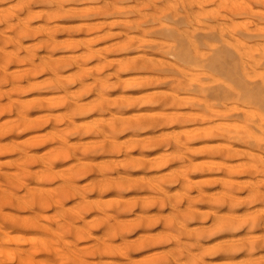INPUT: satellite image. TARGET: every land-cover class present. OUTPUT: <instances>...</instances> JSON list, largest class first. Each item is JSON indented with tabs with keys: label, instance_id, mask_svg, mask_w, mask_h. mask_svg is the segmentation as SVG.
I'll use <instances>...</instances> for the list:
<instances>
[{
	"label": "rangeland",
	"instance_id": "rangeland-1",
	"mask_svg": "<svg viewBox=\"0 0 264 264\" xmlns=\"http://www.w3.org/2000/svg\"><path fill=\"white\" fill-rule=\"evenodd\" d=\"M11 1H12V0H6V1H5V0H0V2L2 3V4H0V12H1V13L3 12V15H2L3 18H8V16L4 17L5 14H8V13H9L10 15H13V16H9V19H10V17H11V19H12V21L10 20L11 22H10V21H7V20H9V19H6V21L3 20L2 17H1V15H0V27H2V26H4V25H8V24L11 25L12 22H13V24L16 26V27H15L14 25H11V26H12V29L10 28L11 26H9V25H8L9 29H7L8 27L6 28V26L2 27V28H4V30H5V28H6L5 32L3 31V29H1L2 31L0 30V42H1V43H0V44H1V45H0V53H1V55H0V60H2V62H3V65H1L2 62L0 61V62H1V63H0V76H1V77H0V86H1V87H0V96H1V97H0V104H2V106H1L0 108H2L6 103L9 104V106L12 107V108H11V107H7V105H6L5 107H6V109L9 108L8 110L3 111V110L5 109V107H3L4 109L0 110V112H5V113H0V121H1V122H0V133L3 134V135L0 134V183H1L0 188L3 187V188L0 189V191H2V190L5 188V190L2 191V194H0V210L3 209V210L0 211V212H1V214H0V225H1L0 229L2 228V225L5 226V227H6V230H7V232H8V234H9V236H7V238H6V236L3 237V239H7L6 241H4L3 239H0V241H4V242L6 243V244H3V242L0 243V244L2 245V248H1V249H2L1 251H2V252L0 251V253L3 254V255H5L6 258L9 257L8 259L5 258V259H6V261H5L3 255L0 254V257L2 256L3 259H4V262H6V263H4V264H18L19 262H20V263L25 262L24 264H42V263H43V264H45V263H46V264H53V259H54V258L57 259V257H58L57 254H58V252L60 251L61 247L64 248V251H63V252H65V251L70 252L69 249H71V252H72V251L74 250V248H70V247L65 248V247H67V246H71V245H72V247H73V245H74L73 243H75V245H77V247L74 245V246L76 247L75 249H77V250H82L81 253H80V251H77V250H76L77 252L73 251L74 253H76V255L78 254L77 256L75 255V259H77L78 261L80 260L79 262H77V260H76V263H75V260L72 259V260H74V263H75V264H79V263L82 262V261H83L82 263H84V264H89V263H90V264H93L94 262L96 263V262L98 261L97 259L100 258V256H98V255H103V256H101V258L99 259L100 261L97 262L98 264H99V262H100V264H101L102 262H104V261L102 260V258L107 259V260L105 261V262H107V264H108L109 260H110V262H111V260L113 261V262H111V263H109V264H113V263H115V264H116V263L119 264L120 261H123V262L125 261L124 263L130 264V261H129V260H131L132 258L135 259L136 261L132 259L131 263H132L133 261H135V262L138 261L140 264H141V263L144 264V262H146V261L150 258V257H148L149 255H147V254H149V253H147L146 251H148V252H151V251H152L151 254H154L153 256H156L157 254H159V252H158V250H156L155 252H156L157 254L155 255L154 250H155V249H159V248H160V249L162 248L163 250L165 249V250H166L165 253H166V252L169 253V254L166 253V255H165V257H166V256H169V257L165 258L164 255H163V252H164V251H163L162 249H161V250L159 249L160 254L158 255L159 257L162 255L161 257H164L166 261H167V260H168V261L170 260L171 262L169 261L168 264H171V263H172V264H174V263H175V264H179V263L183 260V258H184V256H185L184 254H189V255H186V257H188V256H190L191 253H194V252H191L192 249H193L194 251L200 253V256L197 255L199 258H197V256L195 257L196 252H195L194 254H191L192 256H194V258H196L195 261L193 260L194 258H192V257L190 256V257L192 258V259L190 258L191 261L193 260V261L195 262V264L198 263V262L203 263V264H204V263H206V264H211V263H212L211 260H213V259L216 261L214 264H220L221 262H222L221 264H228V263L231 264V262H232V264H233V263H234L233 260H234V261H237V263H239L240 261H242V260L244 261L246 258H248V257H246V256H249V255H250V256H249L248 260H251V261H252L253 259H255V258H256V259L260 258V257L264 254V248H262V247H264V240H263V243L261 242V241H262L261 239L264 238V235H263V234H260V233L264 230V223L262 224V222L264 221V220H263V219H264V210L261 209V211H260V210L258 211L257 209L262 208V207H261L262 205L264 206V201H263V200H264V192H262L263 194H262V193H260V194L258 193V192H259V189H260L259 187L262 188L261 191H264V189H263V188H264V184H263V185H260V184H261V183H260V184L256 185L255 182H258V181H259V182L264 183V180H262V179L264 178V177H263L264 174H263V172H261V171H260L261 173L259 174V173H258V169L255 171L254 169H256V168H254V167H257V168L259 167L260 170L264 171V167H263L264 163H261V162H264V154H263V153H264V150L262 149V150H263V151H262L261 149H258L259 147L262 148L261 145H263L264 142H259V143H260V144L258 143V145H260L259 147H258L257 143L255 142L256 145H257V148H255L256 146H255V143H254L253 141H252V142L254 143L253 146H255V147H250V146H252L253 143L250 144V145H247V144H249V142H244V140H247V138H244V140L242 139L243 137H245V136H242V133H244V134H245V133L248 134L247 131L245 132V128H244V130H241V129L239 128L241 133H238V135H239L240 137L242 136L241 141H243L245 144H244L243 142H242L243 144H241V143H240V140H238V141H237V140H234V139H235L234 137H231L232 140H231V138H229V139H230V140H229L228 137L226 138V136H223L224 138H223V137H220V136H218V137H214V138H209V137H208L209 139H208V138H205V137L203 138V136H202V138H199V137L201 136V134H204V133H205V136H207L206 131L209 132L210 129H211L212 131L215 130V129H214L215 127H216V129H218L217 127L220 126V123H221V122L219 123V125L217 124V122L221 121V120L224 119V118L217 120V122H216V124H215L216 126H214V128H211V127H209L210 125H206V124H208L209 122L211 123L212 120H207V121H206V120H201V122L196 121V120H199V119H200V116H199L198 119L196 118V120H195V117H197V116H198L197 114H199V113H197V112H195V113H197L196 116H194V115H193L194 117L192 116V114H195L193 111H194V110H195V111H198L197 109H200L201 107H200V108H199L198 106L195 107V106H194L193 104H191V103L189 104L190 106H187V105L185 106V105L182 103V101L179 100V103L181 102V104L183 105V107H182V105H179V104H178V102H177L178 99H177V98H176V101L174 100V101L177 102V103H173V102H172V104H174V105L178 104L177 107H176V106H175V107H172V106H171L172 104L169 103L168 100H170V99L172 98L171 95H174V97L177 96V95L175 94L174 90H173L174 93H172V91H171V89H173L172 87L176 88L177 84L179 83L178 86L180 87V89H179V87H177V89H175V90L178 91V92L176 91V93H178V94L181 92V93H180V95H181V94H183L182 92H185V91H186V90H184V91H183V90L180 91L182 88H183V89H184V88L186 89V87H188L187 90H190L189 87L193 89L195 85H194V86H192V85L189 86V85H187V83L184 82L185 79H182V78L180 79L179 77H181V76H177V77H178V81H179V80H181V81L178 82V83H176L175 86H174V83H172V82H174V81L176 82L177 77H176V76H175V77H174V76L172 77V74L174 73V72H173L174 70H172V68H173L174 66H176V67H174L173 69L176 68V70H177V68H178L177 66H179L181 63H179V65H176V64L174 65L173 63H175V61L177 62V64H178L179 61H177L175 58L173 59V58H172L173 56H172L170 53H167V55H164V54H166V52H168V50H169V49H168L169 47H168V48H165L166 46L170 45V46H171L170 48L173 47L172 44H170L172 40H173L172 43H174V46H175V45H179V42H181V44H182V41H183L184 38H183V37L180 38V37H179V34H178L179 32L182 31L181 29L186 28L185 30L182 31V32L184 33V31L188 30L189 27H191V28L194 30V27H195L194 25H196L197 28L199 27L198 25H200V27H201V25L207 26V25H205V24H207V23L204 22V21H203L202 23H200V24H199V23H196L197 20H199V19H197L196 16H198V15H196L195 13H197V14L200 13L199 16H202V15L205 16L203 11H202L203 14H202L201 12H199L198 10L196 11L197 7L200 9L201 4H202V6H201L202 8H203V6L205 7V9H206V8L209 9V7H211V8H210L211 10H213V7H214V6H216V7H214L215 9L217 8V6H218V7L220 6V8H218V10H219L220 13H218L219 15H217V17H216L215 15H213V17H212L211 15L209 16V17L212 18V19H209V22H211V20H212L211 23H213V24L215 25V29H214V30H213V29H210V30H211L210 32H211L212 35H208L210 32H209V33L206 32V31L209 29L208 27H207L208 29H206L205 32H204V30H205L206 27H204L203 32H201L200 29L202 30L203 26L199 29L200 32H199V31H196L197 29H196L195 32H194V33H196V36H197L198 38H201V39L206 38V40H207V38H209V40L207 41L206 47H204V46H205L204 43H203V44H202V43L200 44V46L202 45L201 47L199 46L201 49L204 50V52L206 51V53H209V55H210V52H209L208 50H206V49H209V50L211 49V47H210V45H209L208 43L210 42V39H212V38H213L214 40H215V38H216V41H218V43H219V41H220V42L222 41V40H221L222 37H223V41H225V39H226L227 37H229V39L227 38V41H228L227 46H228V44L231 45V43H232V45H233V44L235 43V42L233 43V41L230 42L229 40L232 39V40H234V41H237V38H238V37H239L240 40L242 39L243 42H244V39L246 38L245 41H246V40H247L246 42L249 41V42H248V43H249V46H250V45H251V46H254V45H256V44L258 45V43L261 42V41L264 39V37H262L263 39L260 38L262 35L264 36V29H262V28H264V27H263V26H264V21H263L264 19H262L261 16H258V17L261 18L262 20L259 19V18H257V17H255V13H257L259 9H262V11H264V5H258V3H256V1H253V2H252V0H250V1H251V3H250V1L248 2V1L246 0V3L248 2L249 5L252 4V5H251L252 7H257V5H258V7H257V11H255L256 8H252V11L255 12L253 15H252V14L246 15L245 13H241L240 11L238 12V10H234V5H235V7L238 6V5H240V3H238V5H236L237 2H238L239 0H237L236 2H234V3H236V4H231V3H233L232 1H235V0H230L231 3H230L229 0H227V1H229V2H227V4H228V3L230 4V5L228 4L229 6H228V5H225V4H226L225 0H220V1L225 5L224 7H223V6L221 7V4H222V3H220V4L218 5V3L220 2L219 0H217L218 2H217V1L215 2L214 0H213V2H210V3H212V5H213V3L215 4V5H213V6L209 3L210 0H209V1H208V0H205L207 4H206V3L203 4L205 1L202 0L203 2H201V0H199V2L201 3L200 5H199V2L197 3L198 0H197V1H196V0H191V1L189 0L190 2H192V3H191L192 6H190L189 1H186V0H184V3H183V0H182V2H179V1H181V0H176V1H174V0L171 1V0H170V2H172V3L175 2V5L173 4L175 7H179V6L181 7L182 4H185V7H186V4H187V8H189V9H184V8H185L184 5L182 6V7H184V8H182V7H181V9H180V7H179V9L177 8V10H180V12L185 11L186 14H187V12H188V17H187V15H186L184 12H183V13H184L183 15H185V16L181 15L182 13L180 14L179 11H177V10L175 11V8L172 9V8L170 7L171 9H169V8L167 7V8L169 9V10L167 9L168 11L171 10V14H177V15L180 17V18H178L177 15H176L177 17L174 16V15H172V17H173V16L175 17V18H172L171 15H170V16L168 15V17H167V14H170V12H168L167 10H165L166 7H165V9H164L163 7H160V8H157V7H156V5H157L159 2H160V3H159L160 6L163 5V4H164V6H165V4H166V3H165V2H166L165 0H157V1H156V0H152V2L154 1L153 3L150 2V0H148V1H149L148 3L150 4V6H148V7H149V9H151V11L148 9V7H145V6H147V5L145 4V3L147 2V0H146V1L144 0V2H143V0H141V1H140V0H127V1H131V2L133 1L132 3L134 4L135 7H136L135 3L137 4V2H138V4H137L138 7H139V4H140L141 2H142L141 4H143V3L145 4V5H144L145 10L143 9L144 7L140 4V9H138V7H137L136 9H134L135 12L132 10V9H133V4H132V6H131V5L129 4V3H131V2H128V4H129V5L131 6V8H132V9H131L129 5H126V4H125V3H127V1L125 2L124 0H121V1H120V0H117V1L114 0V2H112L113 0H110L111 3L109 2V0H106L107 2L104 1V0H103V1L101 0L102 2H97V0H96V1H95V0H91V1H90V0H83V1H82V0H79L80 3H79L77 0H73V1H75V2H72V0H63L62 3H61L62 0H61V1H60V0H55V1H54V0H53V1H52V0H50V1H48V0H47V1H46V0H42V1H40V2H38V0H33V1L31 0L33 3H34V1H35V5H34L31 1L27 0V3H28V2L30 3V4H29L30 6L27 5V7H28V6L30 7L29 10L26 9V8H27V7H26V4H27V3L25 2L26 0H24V2H25V5H24V6H23L24 3H22L23 1L20 0L19 3H18V2H15V1H17V0H13V2L16 3L15 5H18V4L20 5V4H21L20 7H18V9L20 8V9H19L20 11L16 8V6H15V5L13 4V2H11ZM43 1H44L45 3H44ZM59 1H60V2H59ZM87 1H89L90 3H88ZM92 1H93L94 3H92ZM98 1H99V0H98ZM122 1H123V2H122ZM161 1H162V2H161ZM163 1H164V3H163ZM177 1H178V4L176 5ZM194 1H195V2H194ZM207 1H208V2H207ZM41 2H43V3H41ZM48 2H49V4H48ZM52 2H54V3L57 2V4H55V5H58V3H59V4L61 3V4L58 5V7H57V6L54 5V3L52 4ZM76 2H77V4H79V5L82 4V6L85 5L84 8H83V7H82V8L80 7V11H79V10H78V8H79L78 6H79V5H74V4H76ZM82 2H85V3L83 4ZM96 2H97V5H95ZM103 2H104V3H103ZM108 2H109V3H108ZM119 2H121V3H119ZM134 2H135V3H134ZM155 2H157V3L155 4ZM170 2H167L166 6H168ZM240 2H241V0H240ZM254 2H255V3H254ZM263 2H264V0H263ZM38 3H39V5H38ZM40 3L43 5V7H42V5H41ZM50 3H51V4H50ZM63 3H64V4H63ZM68 3H70V4H68ZM71 3H72L75 7L72 8V7L70 6ZM98 3H99V4L102 3V4L99 5ZM118 3L121 4V5H123V6H124V5H126V6H125L124 9H123V6L119 5ZM172 3H171V4H172ZM188 3H189V6H190V7H188ZM195 3H197L198 5L195 4ZM216 3H217V5H216ZM5 4L7 5L6 9H5V6H1V5H5ZM10 4L12 5V8L10 7ZM32 4H33V5H32ZM44 4H45V5H44ZM67 4H68V5H67ZM115 4H117L118 7H116L117 5H115ZM149 4H148V5H149ZM152 4L155 5V6H153ZM193 4H194V5H193ZM209 4H210V6H209ZM223 4H222V5H223ZM52 5H54L53 11H52V8L49 7V6L53 7ZM64 5H66V6H64ZM73 5H72V6H73ZM87 5H88V6H91V7L88 8ZM92 5H93V6H92ZM94 5L96 6V10H97L98 8H99V9L102 8V9H100V10H101V11H104V12H103L101 15H100L99 13H97L98 11H100L99 9H98V11L95 12V10H94V9H95V8H94L95 6H94ZM173 5H171V6H173ZM232 5H233V7H232ZM253 5H255V6H253ZM13 6H14V7H13ZM21 6L23 7V9H26L27 12H26V11L24 12V10L21 8ZM32 6H35V7H32ZM69 6H70L71 9H70V8L68 9ZM98 6H99V7H98ZM103 6H104V8H105L106 10H109V9H110L109 12H112V11H111V8H114V9H116V10H115L113 13H115L116 11H117V12H121L122 10H126V11H122V12H129V11H130V13H127L126 16L124 15L125 13H124V14H123V13H119V14H122V15H119V14L116 13V15L114 14V16H113L112 13L110 14L108 11L106 12V10L103 8ZM106 6H107V7H106ZM111 6H112V7H111ZM141 6H142V7H141ZM174 6H173V7H174ZM194 6H195L196 9L191 10V8H194ZM259 6H260V7H259ZM261 6H262V7H261ZM1 7H2V8H1ZM24 7H25V8H24ZM41 7H42L43 9H42ZM45 7H47V10H46ZM77 7H78V8H77ZM85 7H87L88 9H86ZM126 7H129L130 10H127L128 8H126ZM158 7H159V5H158ZM231 7L233 8V11H232ZM3 8H4V9H3ZM9 8H11L12 10L14 9V10L16 11V13H13V12H15V11H14V10L12 11V10L9 9ZM15 8H16V9H15ZM32 8H33L34 10H35V9H36V10H39V8H40V11H41L42 13H39V14H40L41 17H40V16L38 17V15H37L38 12H40V11H38V12L34 11V13H32L33 11H32V12L30 11V10H33ZM44 8H45V9H44ZM66 8H67V9H66ZM107 8H109V9H107ZM141 8H142V10H141ZM154 8H155V9H156V8L158 9V10L156 9V13H157V11H159V9H161V8H162V10H160V11H163V9H164L165 11H167L168 13H166V12L164 13V11H163V13L166 14V15H164V14H163L162 12H160V11H159L160 13H157V14H160L161 16H162V14H163L164 16H166V19L168 18V20H169V18L171 17L170 21H169L168 23H166L168 20H165V18H164L163 16H162V17L160 16L161 18L159 17V20H161V21L158 22V21H159V20H158V17H157V20H156V18H155L156 16L154 15L155 11L152 12ZM221 8H223V9H221ZM224 8H225V10H224ZM49 9H50V10H49ZM57 9L59 10V11H58L59 14H55V11H56ZM72 9H73V10H72ZM81 9H82V11H84V10H86V11L81 13ZM117 9H118V10H117ZM119 9H121V10H119ZM137 9H138V10H137ZM147 9H148V10H147ZM155 9H154V10H155ZM208 9H207V10H208ZM228 9H229V10H228ZM235 9H236V8H235ZM3 10H4V11H3ZM17 10H18L19 12H17ZM21 10H22V12H21ZM42 10H43V11H42ZM45 10H46L47 13L45 12ZM61 10H63V11L65 12V14H63L64 12L62 13ZM67 10H68V11H69V10L71 11V12L69 11V13H70L71 15L67 12ZM76 10H78L79 12H76ZM90 10H94V12H93V11H90ZM131 10H132L134 13H136V14H134ZM136 10H137V11H136ZM146 10H147V11H146ZM172 10L175 11V12L172 13ZM186 10H187V11H186ZM190 10L192 11L191 14H192V13L195 14V20H194V17H192V15H189V14H190V13H189ZM226 10H227V11H226ZM5 11H7L8 13H7V12L5 13ZM11 11H12V12H11ZM28 11H30L29 13H32V14H29ZM74 11H75L76 13H78V14L73 13ZM139 11H141V12H139ZM195 11H196V12H195ZM200 11H201V10H200ZM236 11H237L238 13H240L241 15H240V14H236L237 16L232 15V14H233L232 12H236ZM259 11H261V10H259ZM10 12H11V13H10ZM35 12H36V13H35ZM49 12H50L51 14H50ZM52 12L54 13L53 15H52ZM66 12H67V13H66ZM88 12H89V13H88ZM131 12H132L135 16H134ZM138 12H139V13H138ZM142 12H146V13L143 14ZM147 12L150 13V14H147ZM222 12H224V13H222ZM230 12H231L232 14H231ZM237 12H236V13H237ZM4 13H5V14H4ZM12 13H13V14H12ZM21 13H25V15H24V14H21ZM27 13H28L30 16H32V15L35 14V16H36L37 18H35V16H34V17L32 16L33 18H31V17H29V15H28ZM43 13H44V14H43ZM56 13H57V12H56ZM60 13L63 14V15H61ZM72 13H73V15H72ZM84 13H85V17H83V14H84ZM93 13H95V14H99V15L96 16V15L93 14ZM107 13H108L109 15H108ZM140 13H142V15H141ZM156 13H155V14H156ZM221 13H222V14H221ZM16 14H18V16H16ZM66 14H67L68 17L66 16ZM68 14H69V15H68ZM74 14H75V15H74ZM79 14L81 15V21H82L83 23H85V24L83 25V27H82V24H80L81 21H80ZM87 14H88V15H87ZM106 14H107V16H106ZM128 14H129V15H128ZM137 14H138V17H139V18L142 16L141 19H142V22H143V20H144V23H145V20L147 21L148 19L151 20V19L153 18V19H152L153 21H152V20H151V21H152L153 23H155L156 25L153 24V28H151L152 25H151L150 23H152V22H151L150 20H148V22L150 21L149 23H148V22H146L145 24H144V23H143V24L141 23V27L143 26V27L141 28V27L138 25L139 22H138V21H137L138 23L136 22V20L138 19V18L136 19ZM145 14H147L148 16L151 15V18H150V17H146V19H144L145 17H143V16H146ZM194 14H193V15H194ZM224 14H225V15H224ZM229 14L231 15L230 17H233V18H231V20H230V17L228 16ZM234 14H235V13H234ZM243 14H245V15H243ZM14 15H15V16H14ZM21 15L23 16L22 18H25V19H26V17H24V16H27V15H28L29 18H31V19H28V21H27L28 23L31 22V23H30L31 26L26 22V23L28 24V27H32V29H30V31H31V30H35V29H39V30H41V31H39V30H38V31H39L40 33L42 32V34H38L39 32L36 33L35 31H37V30H35V31H33V32L36 33V34H34L33 37H31L32 35H31V33H30L31 36L29 35V36H30V37H29V36H28L29 32H25V33H28L27 35L25 34V35L28 36V37H25V38H24V37H21V35H20L19 37L17 36L18 39H19V38L21 39L20 41H19V40H18V41L21 42L23 46L20 45L21 43L17 44V45H18V46H17L16 43H18V42H16V41L14 40V39L17 40V38H14V36L10 37V35H11L12 33L10 34L9 32H13L12 30H13L14 28H15V29H14V32H15V33H16V32H19V30H20L19 27H21V26H23V27H21V28L24 30V27H25L24 25H26V24H24V23H25L26 20L24 21L23 19H20ZM45 15H47V16L45 17ZM49 15H50V16H49ZM58 15H59V16H58ZM64 15H65V17H61V16H64ZM77 15H78V18H77ZM104 15H105L107 18H106ZM111 15H112V17H111ZM131 15H133V16L131 17ZM139 15H140V16H139ZM152 15L155 16V17H152ZM180 15L183 16V17H186V18H187L186 21H191L192 24H191L190 22H188V25H189V26H188V25H187V22L184 20L185 18H181ZM238 15H239V17H238ZM251 15H252V16H251ZM43 16H44V17H43ZM70 16H72V18H71ZM87 16L90 17V18H88ZM122 16H123V18H121L120 20L118 19V20H119L118 23L113 25V23H116V22H117V19H116V18H118V17L120 18V17H122ZM124 16L126 17V19H124V18H125ZM129 16H130L131 18L134 17V19L131 20ZM189 16H190V17H189ZM218 16H220V17H218ZM221 16H223V17L221 18ZM253 16H254V17H253ZM256 16H257V15H256ZM48 17L51 18V19L49 20ZM52 17H54V18L57 17V18L54 19V18H52ZM86 17H87V18H86ZM191 17H192L193 21H196V22H192ZM209 17H208V18H209ZM214 17H216V19H219V18H220L219 21H217L218 24H217V22L214 20V19H215ZM226 17H227V19H226ZM234 17H235V18L237 17L236 19H237L238 21H239V20L241 21V25L239 24L240 21H239V22L237 21V23H238V24H237L236 21L232 20V19H235ZM241 17H243L244 20L248 17V18L250 19V20H249L250 22L253 21L252 23H250L249 21H247V20H248V18H247L246 21H247V23L249 22V23L247 24L248 26H250V25H253V26L256 25V24L259 22V20H261V21H260L258 24H262L263 26H262L261 28H259L258 26H260V25H258L257 27H258L259 29H258L257 27L255 28V26H254V28H252L253 26H250L249 28H246V27H244V26H246V24H244V26L242 25V24H243L242 21H244V20H243ZM250 17H252V19H254V20H252ZM14 18H15V19H14ZM16 18H19L20 21L23 20L24 23H22V21L20 22L19 19H16ZM44 18H46L47 22H45L46 20H44ZM58 18H59V19H58ZM63 18H64V19L66 18V19H65V22L68 21V22H66V24H65L64 22H63L64 24L62 23V21H64ZM69 18H70V19H69ZM73 18H74V19H73ZM98 18H99V19H98ZM103 18H104V19H103ZM108 18L113 22L112 24H111V22H110V20H109ZM112 18H114L115 20L112 19ZM208 18H207V19H208ZM71 19H72V20H71ZM82 19H86V20H87V19H88V20L90 19V20L92 21V23L89 22V24H86V23H88V21H86V20H82ZM93 19H94V20H93ZM123 19H124V20H123ZM127 19H128V20L130 19L131 21L135 20L134 23H131L130 21H129L128 23H131L130 25H132V24H136V23H137V24H136V29H139L140 31H141V29L143 30V29L145 28V26H147V27L149 28V26L146 25V24H149V25L151 26V27H150V30L148 29L149 31H147V29L145 28V29H144V30H145L144 32H146L147 34H145V33H143V32L138 33L139 30H136V29L132 30L133 28L130 27L129 24L126 25V24L124 23L125 20H127ZM178 19H179L180 21H179ZM221 19H225V20H224L225 22L222 21ZM236 19H235V20H236ZM258 19H259V20H258ZM13 20H18V22H16V21L14 22ZM29 20H30V21H29ZM35 20H36V22H35ZM40 20H41V21H40ZM53 20H54V21H53ZM55 20H56V21L59 20V21L57 22V24H56V21H55ZM78 20H79V21H78ZM90 20H89V21H90ZM95 20H96V21L98 20V22H96V23H98V24H96V23L94 22ZM102 20H103V21L105 20V22H104V23H103V22H102V23L99 22V21H102ZM106 20H107L109 23H108V22L106 23ZM128 20H127V21H128ZM138 20H139V19H138ZM162 20H165V21H164L165 23H164V22L162 23ZM213 20H214L215 22H214ZM227 20H228L230 23L232 22V24L229 25L230 23H229ZM33 21H34V22H33ZM43 21H44V22H43ZM74 21H75V22H79V23H77L79 26H78L76 23H75L76 25L74 26V25H73ZM85 21H86V22H85ZM121 21H123V22H121ZM127 21H126V23H127ZM177 21H178V22H177ZM183 21L186 22V23H185L186 25L183 24V23H184ZM226 21H227L228 24H222V23H226ZM246 21H245V23H246ZM5 22H6V23H5ZM8 22H9V23H8ZM32 22H33V23H32ZM39 22H40V23H39ZM49 22H50V23H49ZM52 22H55L56 25H55V24H52ZM70 22H71L72 24H71ZM135 22H136V23H135ZM175 22H176V23H175ZM182 22H183V23H182ZM3 23H5V24H3ZM17 23H18V24H17ZM34 23H36V24H34ZM38 23H39V24L42 23L43 25H46V24L48 23L49 25L47 24V26H50V25H51V27H49V29H47V30H45V31H42L43 29H46V28H48V27H47V26H44V27H45V28H44V27H42V24H41V27H40V25H38ZM45 23H46V24H45ZM67 23H69L68 25H71L70 27H72V26H74V27H72V28L70 29V27L67 26V28H69V30L67 31V29L65 28V31L63 32V30H64L63 27H65V26L67 25ZM94 23H95V24H94ZM119 23H124V24H125L124 29H122L123 26L120 25ZM157 23H158L159 25H160V23H162V24L164 25V27H162L161 30H159L160 27L157 28V29H155L156 26H159ZM169 23H170V24L172 23V24H174V25H170ZM178 23H179V24H178ZM181 23H182V24H181ZM193 23H195V24H193ZM220 23H221V24H220ZM255 23H256V24H255ZM19 24H20L21 26H20ZM23 24H24V25H23ZM33 24L36 25V26H34ZM59 24L62 25V29H63L62 31H61V25H59ZM90 24H91V25H90ZM100 24H103V25L100 26ZM105 24H106V25H105ZM107 24H110L111 26L109 27V25H107ZM162 24H161V25H162ZM175 24H178L179 26H180V24H181V26H182L183 28L181 27V29H179V28H178L179 26H178V25H175ZM197 24H198V25H197ZM234 24H236L237 26H236V25L234 26ZM87 25H88V26H87ZM89 25H90V26H95V25H97V26L100 27V28H98V27L95 26V27H96V30H95L94 27H89ZM104 25H105V26H104ZM118 25H120V26H118ZM183 25H184V26H187V27H184ZM221 25H222V26H221ZM224 25L227 26V28H228L229 26H230L229 28H231L232 25L234 26V28L237 27V29H236L237 31H236V32H238V33H239V31H238V30H239V28H238L239 25L241 26V27L239 26L240 29L243 28V29H241V30L248 29V30H245L246 32L249 31V29L251 28V29H253L252 31L250 30V31L252 32L251 34H253L254 36L249 34L250 31L247 32V34H248L247 36H246V34H244L245 31H244V32H243V31H240V33H241V32L243 33V34L241 33V36H240V33L238 34V33L234 32L235 29H234V30L232 29V30H233V31H231V32H233L232 34H236V36H235V35L233 36V37L236 38V39H235V38H233V37H231V36H228V34H229V35H231V34L228 33V32H229V31H228L229 29H227ZM228 25H229V26H228ZM52 26H53V27L55 26L54 29L51 30L52 32L55 31V30H56L55 32H57V31H59V30H60L61 32H60V31L57 32V33H54V32H53L51 35H49V38H48V39H52L53 36H56V37H54V38H55V39H54V42H56V41L59 40V38L61 37V38H60V41H61V47H60V48H62V45H63V44H62V43H63L62 41H65L66 43H67L68 41H70L68 44H66V43L64 42V45H65V46L63 45L64 47H63L62 50L59 48L58 50L55 49V50H57V51H55V50L52 51L55 47H57V46L59 47L60 44H55V47H53V46H52L53 44L51 43V42H53L52 40H49L50 42H49V41L47 42V40H48L47 37H48V36H46V35L50 32V31H48V30H50L51 28H53ZM58 26H59V27H58ZM80 26H81L82 28H84V26H85V28L87 29V32H86V29L83 30ZM86 26H87V27H86ZM107 26H108V27H107ZM121 26H122V27H121ZM132 26H133V25H132ZM169 26H171L174 30L176 29V30L178 31V29H179V30H181V31H178V32L175 34L174 30H172L171 27L169 28ZM173 26H176V27H173ZM177 26H178V27H177ZM192 26H193V27H192ZM218 26H219V27H218ZM242 26H243V27H242ZM17 27L19 28V30L15 31ZM28 27H27V29L25 28L24 31H26V30L28 31V30H29ZM36 27H38V28H36ZM39 27H40V28H39ZM57 27L60 28V29L58 30ZM76 27H77V29H79V27H80V30H79V31H78L77 29L74 30V28H76ZM106 27H107V28H106ZM111 27H112V28H111ZM116 27H117V28H116ZM127 27H128V28H127ZM133 27H135V26H133ZM137 27H138V28H137ZM139 27H140V28H139ZM196 27H195V28H196ZM216 27H217L218 29H219V28L221 29V27H224L223 29H224L225 32H226V33H225V32H224V33L226 34L227 37H225V36H224L225 34H223L221 31H220V32L222 33L221 35H223V36L220 35L221 37L219 36L220 32H217V31L214 32L215 30H218ZM33 28H35V29H33ZM55 28H57V29H55ZM114 28H115V29H114ZM119 28H121V29H119ZM125 28H126V29H125ZM129 28H130V30H128ZM131 28H132V29H131ZM191 28H189V30H188L189 33H190ZM225 28H226V29H225ZM22 29H21V30H22ZM93 29L95 30V32H94ZM103 29H104L105 31H104ZM108 29H109V31H106V30H108ZM110 29H111V30H110ZM118 29H119V31H120V30H122V31H120V32H119V31H117V32L115 31V32H114V33H115L114 35H116V36L112 35L111 38H105V37H103V34H105V32L107 33V32H110V31H111L110 33H113L112 31H114V30H118ZM151 29H152V32H153V33L151 32ZM165 29H166V30L168 29L167 31H165L166 33H164V31H163V30H165ZM223 29H222V31H223ZM255 29H258V30L262 29V32H259V33H258V32H256V31H254ZM8 30H9V31H8ZM21 30H20V32H22ZM76 30H77V31H76ZM90 30H91V31H90ZM97 30H98V31H97ZM125 30H126V31H125ZM127 30L129 31L128 33H127ZM131 30H132V31H131ZM156 30H157V32L161 31L160 33H157V34H160V35H157V34L153 35L154 32H155ZM169 30H170V31H169ZM171 30H172L174 33L171 32ZM193 30H192V31H193ZM258 30H257V31H258ZM24 31H23V32H24ZM70 31H73V32L76 33V34H74L73 32L69 33ZM75 31H76V32H75ZM102 31H104V33H103ZM137 31H138V32H137ZM168 31H169V32H168ZM218 31H219V30H218ZM14 32H13L14 35H18V34H20V33H18V34L16 33V34H15ZM31 32H32V31H31ZM78 32H79V33H78ZM84 32H86V34H87L88 36H87ZM96 32H98V33H97L98 35L95 34L96 37H97V41H96V39H95V38H96L95 36H93V37H95V38L92 39V35H93L94 33H96ZM101 32H102L103 34H101ZM118 32H119L120 34H119ZM150 32H151V33H150ZM167 32H168V34H167ZM188 32H186V33H188ZM198 32H199L200 34H199ZM254 32H256V33H254ZM43 33H45V34H43ZM59 33H60V34H59ZM72 33H73V34H72ZM88 33H89V34H88ZM110 33H109V35H111ZM125 33H126V35H125ZM197 33H198L199 35H198ZM202 33H203V34H202ZM204 33H207V34H206L207 37L204 35ZM213 33H215V34H213ZM217 33H219V34H218L219 38H217V37H218V36H217ZM7 34H9L8 37H7ZM13 34H12V35H13ZM21 34H23V33H21ZM32 34H33V33H32ZM49 34H50V33H49ZM53 34H56V35H53ZM62 34H63V35H62ZM65 34H68V35H65ZM79 34H81V35H79ZM99 34H101V35H99ZM121 34H122V35H121ZM130 34L133 35L132 38H131L132 41L130 40V37H129V40L131 41V43H134L133 45H136V43H137L138 41L141 43V40H142V43H143V44H144V43H147V42L149 43V41L151 40V41H150V42H152L151 44L153 45V42H155V43H154L155 46L153 45V46H154V47H153L151 44L149 45V44L147 43V44H145V45H146V47L148 46L149 49H146V47H145V51H143V50H144V49H143V48H144V47H143L144 45H142V44L140 45V44L138 43L137 45H140V46H138V47L135 46V47H134L132 44H130V41L128 40L129 43H128L127 45H129V44H130V45L128 46L129 48H128V47L125 48V49H127V53H126V50H125V51H122L123 49H121L122 52L119 51V49H120V48H123V46L120 47V48H118V46L115 47V45H117V44L119 43V42L117 43V41H119V40H121V41L124 40V42H125V40L128 39V35L130 36ZM139 34H141V36H140ZM144 34H145L146 36H145ZM166 34H167V35H166ZM170 34H171V36H170ZM192 34H193V32H192ZM201 34H202L203 36H202ZM39 35H40V37H38ZM42 35H44V39L42 38V37H43ZM52 35H53V36H52ZM60 35H61V36H60ZM64 35H65V36H64ZM69 35H70V37H71V36L73 37V38H72L73 40L70 39ZM75 35H76V36H75ZM78 35H79V36H78ZM83 35L85 36V38H82V37H84ZM109 35H108V34H107V35L105 34V36H107V37H108ZM124 35L127 36V37H126V38L123 37ZM136 35L139 36L140 38L142 37L141 40H139V39H140L139 37H137V39H138V40H137V39L135 38ZM142 35H143V36H142ZM156 35H157V36H156ZM161 35L163 36V38L161 37ZM165 35H166V38H164ZM172 35H173V36H172ZM200 35H201V36H200ZM213 35H214L215 38L212 37ZM237 35H238V36H237ZM45 36H46V39H47V40L45 39ZM50 36H51V37H50ZM62 36H63V37H62ZM66 36H68V37H66ZM90 36H91V39H90ZM100 36H102V38H103V39L100 38L102 41H101L100 39L98 40V37H100ZM147 36H149V37H147ZM151 36H152V37H151ZM153 36H154V37H153ZM209 36H211V37H209ZM242 36H243V37H242ZM245 36H246V37H245ZM255 36H256V37H255ZM258 36H259V37H258ZM5 37H6L7 39H5ZM15 37H16V36H15ZM36 37H37V38H36ZM65 37H66V38H65ZM77 37H78V38H77ZM80 37H81V38H80ZM117 37H118V38H117ZM119 37H120V38H119ZM121 37H122V39H121ZM144 37H145V38H144ZM150 37H151L152 39H151ZM157 37H158V38H157ZM159 37H160V38H159ZM174 37H175V38H174ZM224 37H225V39H224ZM244 37H245V38H244ZM257 37H258V38H257ZM2 38H4V41L2 40ZM10 38H11V39H10ZM35 38H36V39H35ZM38 38H40L39 40H42V39H43L42 41H39V40H38L39 45L37 44V39H38ZM41 38H42V39H41ZM63 38H65V40H64ZM67 38H68V40H67ZM88 38H89V39H88ZM124 38H125V39H124ZM149 38H150V39H149ZM161 38H162V39H161ZM177 38H178V39H177ZM255 38H256V39H255ZM8 39H10V40H8ZM12 39H13V43L16 42V43H15V46H16V47L13 46L14 44H13L12 41H11ZM30 39H31V40H30ZM32 39H34V40L36 41V42H34L35 44H34V43H31V42L33 41ZM62 39H63V40H62ZM69 39H70V40H69ZM74 39H75V41H78V39H80L81 41L83 40V43H82L81 41H80L81 43L78 41L79 44L75 42V43H76L75 46H77V44H78V47H75V46L73 45L74 48L71 49V48H72V45H71V44H72V42H74ZM85 39H86V41H84ZM94 39H95V40H94ZM105 39H106V40H105ZM115 39H116L117 41H115V42L113 43L112 40H115ZM133 39H134V41H133ZM143 39H145V42H144ZM155 39L158 40V41H156ZM165 39H166L167 41H166ZM175 39L178 40V42H176ZM218 39H220V40H218ZM239 39H238V41H239ZM252 39H253V41H252ZM258 39H259L260 41H259ZM261 39H262V40H261ZM1 40H2V41H1ZM5 40H6V42H5ZM7 40L10 41V42H8ZM66 40H67V41H66ZM71 40H72V42H71ZM91 40H92V41L94 40V44H93V42L90 43ZM146 40H147V41H146ZM159 40H160V41H159ZM161 40H162V41H161ZM168 40H169V41H168ZM179 40H180V41H179ZM214 40H213V41H214ZM250 40H251V41H250ZM44 41H46L49 45H50V43H51L50 47H53V49H52V48L47 49L49 46H48V47L46 46V49H43V46H44L45 43H46V42H44ZM60 41H59V42H60ZM95 41H96V42H95ZM105 41H106V42H105ZM111 41H112V46L110 45V47H111V48L113 47V48H114V51H116V52L114 53L113 48H112L111 51H112L113 53H112V54H109V53H111V52H109L110 49H109V47H106V46L109 45V44L111 43ZM126 41H127V40H126ZM128 41H127V42H128ZM135 41H136V42H135ZM163 41H164V42L166 41V43H164ZM174 41H175V42H174ZM211 41H212V40H211ZM223 41L221 42V44L219 43V45L216 44V46H218V48H220L219 46H221V48L224 50V48H226V43L223 44ZM227 41H226V42H227ZM29 42H30V44H28ZM40 42H41L42 45H40ZM42 42H44V43H42ZM57 42H58V41H57ZM57 42H56V43H57ZM59 42H58V43H59ZM85 42H89V43H90V44L88 43V45H89V49H88V51H86V49L88 48V46L86 45L87 43L84 44ZM124 42H123V43H124ZM127 42H126V43H127ZM156 42L158 43V45H157ZM167 42H168V44H167ZM169 42H170V43H169ZM184 42H185V44L187 45V43H186L187 41L185 40ZM203 42H205V41H203ZM214 42H215V41H214ZM251 42H252V43H251ZM255 42H257V43L255 44ZM2 43H3V44H2ZM10 43H12V44H10ZM25 43H26V45H24ZM70 43H71V44H70ZM105 43H106V44L109 43V44H107L106 46H102V44L105 45ZM115 43H117V44H115ZM161 43H163V44H161ZM177 43H178V44H177ZM215 43H216V42H215ZM248 43H247V44H248ZM5 44H6V45H5ZM9 44L12 45L11 47H13L14 49L10 50L11 47L9 48V46H10ZM31 44H32V45L34 44V46H32ZM69 44L71 45V47H69L70 49L67 47V46H70ZM113 44H114V46H113ZM166 44H167V45H166ZM181 44H180V45H181ZM236 44H237V43H236ZM35 45H37V47H36ZM46 45H47V44H46ZM81 45L83 46V48L85 49L86 52H84V50H83V48H82ZM84 45H86V46H84ZM91 45H92V46H91ZM93 45H94V46H93ZM99 45H101L102 48L104 47L103 50H102L101 52H103L105 48H106V49L108 48L109 50H106V49H105L107 52H105L104 54H99V53L97 52V49L99 48ZM118 45L121 46L120 44H118ZM122 45H125V43L122 44ZM156 45H157V46H156ZM160 45H161V46H160ZM234 45H235V44H234ZM2 46H3V47H2ZM5 46H8V47H6V48H7V50L9 49V50H8L9 52H7ZM40 46H41V47H40ZM90 46L92 47V49H90V48H91ZM97 46H98V47H97ZM101 46H100V48H101ZM125 46H126V45H125ZM125 46H124V47H125ZM130 46H132V48H130ZM149 46H151L152 48H154V49H152V50H153V51L155 50V52H153V51L150 49L151 47H149ZM159 46H160V47L163 46L164 48H163V47H162V48H159V51H156L155 47L157 48V47H159ZM224 46H225V47H224ZM1 47H2L3 49H2ZM26 47H27V50H28V48H29V50H32V51H30V53L33 52V50L35 49V51L37 50V51H38L39 53H41V54H39V53L37 54V51H36V52L34 51V53H35L36 55H34V53H32L34 56L31 55V54H27V53H29V51H26ZM38 47H40L41 49L38 48ZM65 47H66V48H65ZM133 47H134L135 49H137V51H136ZM139 47H141V48H139ZM202 47H204V48H202ZM228 47H229V46H228ZM257 47H259V46H257ZM16 48L21 49V50L18 49L19 51L17 52L18 55H19V54H21V55H19V56L17 55V56H16V54H17V53H16ZM24 48H25V49H24ZM30 48H31V49H30ZM44 48H45V47H44ZM81 48H82V49H81ZM93 48H94V49L97 48V49L95 50V52H93V51H94ZM115 48H118V49L115 50ZM218 48H217V49H218ZM229 48H230V47H229ZM229 48H227V49H229ZM231 48H233V47H231ZM236 48H238L237 45H235L233 49H235V51H236ZM239 48H241V46H239ZM1 49H2V50H1ZM51 49H52V50H51ZM64 49H66V50H64ZM74 49H75L76 51H75ZM78 49H79V50H78ZM80 49H81L82 51H81ZM128 49H130V50L128 51ZM131 49H132V50H131ZM133 49H134V50H133ZM163 49H164V50H163ZM201 49H200V50H201ZM217 49L213 48L212 51H215V50H217ZM227 49H226V51H227ZM233 49H229V50H233ZM241 49H242V48H241ZM4 50H5V51H4ZM13 50H15V53H16V54H14V56H13V55L10 56V54L12 53L11 51H13ZM45 50L47 51V54H45V53H46ZM89 50H90V51H89ZM91 50H92L93 53L89 54V53L91 52ZM100 50H101V49H100ZM100 50H99V52H100ZM117 50H118V51H117ZM138 50H139V51H138ZM140 50H141L142 52H141ZM147 50H148V52L145 53ZM161 50H163L164 53H163V51H161ZM166 50H167V51H166ZM218 50H219V49H218ZM220 50H221V49H220ZM24 51L26 52L27 56L29 57L28 60H26V59H27V57L25 56L26 54L23 55V54H24V53H23ZM42 51H43V52H42ZM49 51H52V52H50V54H49ZM62 51H63V52H62ZM64 51H65V52H64ZM69 51H74V52H69ZM78 51H79V52H80V51H81V52H84V54L88 52V55H91L92 58L89 56V57L91 58V59L88 58L90 61H89L88 59H87L88 61H85V59H86V57H87L88 55L86 54V56L83 57L84 54H83V53L80 54L81 52L79 53ZM132 51H133V52H132ZM160 51H161V52H160ZM210 51H211V50H210ZM233 51H234V50H233ZM233 51H230V52L227 51V53H231V52H232V53H233V54H231V56H232V55H234V52H235V51H234V52H233ZM252 51H253V50H252ZM5 52H6V54H9V53H10L9 56H8V55H4ZM19 52H21V53H19ZM60 52H61L62 55L59 54ZM67 52L70 53V54L66 55ZM96 52H97V53H96ZM129 52H130V53H129ZM159 52H160V54H159ZM224 52H225V51H224ZM254 52H255V51H254ZM13 53H14V52H13ZM51 53H53V55H52ZM57 53H58V54H57ZM64 53H66V54H64ZM73 53H74V54L76 53V54H75L76 56H74ZM106 53H107V54H106ZM122 53H123V54H122ZM135 53H136V54H135ZM148 53H149V54H148ZM150 53H152L153 55L150 54ZM225 53H226V52H225ZM235 53H236L235 56H237V52H235ZM2 54H3V55H2ZM43 54H45L44 57H43ZM71 54H72V55H71ZM93 54H97V55L99 54V55H98V56L94 55V56H95V57H94ZM114 54H115V56H114ZM126 54H127V55H126ZM130 54H131V59H133L132 57L136 56L137 54L139 55V57H138V58L136 57L135 59L129 61V59H130V57H129ZM132 54H133V55H132ZM142 54H144V55H142ZM147 54H148L149 56H148ZM157 54H158V55H157ZM168 54L171 55L172 57L169 56ZM30 55H31V57H30ZM40 55H41V56H40ZM46 55H49V56L51 55V56L48 57V56H46ZM55 55H56V56H55ZM59 55H60V56H59ZM64 55H66V56H64ZM102 55H103V56L105 55V56L103 57ZM107 55H111V56L106 57ZM116 55H117V57H116ZM138 55H137V56H138ZM145 55H146V56H145ZM150 55H152V56H150ZM156 55H157V57H159V59H160V58L162 59V57H163L162 60H163V62H165L167 65H169L168 63H170V60L168 61V59L174 60V61H171L172 63L169 65V67L172 66V67L170 68V70H172V71L168 72L169 70H166V68L164 67L165 64H162V63H161V64L163 65V68H162V66H161L160 63H159V67H161V68L158 69V70H160V72L156 70L157 68H153V70H152L151 67H149V65L152 66V67H153V66H157L158 64H156V63L159 62V61L161 60V59L158 60V58L156 57ZM211 55H213V54H211ZM229 55H230V54H229ZM1 56L4 57V58H6V59L3 60V58H2ZM5 56H6V57H5ZM15 56L18 57V58H20V59H19V60H15V59H17ZM23 56H25L26 58L23 57ZM36 56H37V57H36ZM54 56H55V58L59 56L58 59L56 58V60H57L58 62L55 61V62H57L56 64H55V62H54V65L58 66L57 69H56V67H55L54 65H53V68L51 67V66H52L51 63L53 64V62L50 61V60H53V61H54V60H55V59H54ZM69 56H70V57H69ZM73 56H74L75 58L77 57V58H78L77 60H81L80 58L83 57L84 62H83V60H82V63L79 64L77 60L75 61V59L73 58ZM79 56H81V57H79ZM99 56H100V57H99ZM142 56H143V57H142ZM167 56H168V57H167ZM231 56H230V57H231ZM235 56H232V57H233L232 59H234ZM7 57H8V61H9V59L12 58V60H14V61H13L14 63L12 62V60H10L12 63H8V61H7ZM9 57H11V58H9ZM13 57H14V59H13ZM39 57H40V58H39ZM41 57H42L43 61H38V60H42ZM60 57H61V58H60ZM62 57H63V58H62ZM64 57H65L66 59H65ZM71 57H72L73 59H70ZM93 57H94V58H93ZM98 57H99L100 60L98 59ZM112 57H114V58H112ZM115 57H116V59H115ZM123 57L126 58V60H127L128 57H129V59H128V61H127L128 64H129V62H130V63H133L134 61H135L136 63L139 62L138 64L140 65V66H139L140 68H134V67H136V66H133V67H132L133 70H131V69H132L131 66H132L133 64L130 65V66L127 64V66H126L125 63H127V62L125 61V59H124L125 63L122 64V66H123V67H122L121 65H119V64H120V62H119L120 59H119V58H123ZM141 57H142V58H141ZM144 57H146V58L149 57V58L146 60V59H144ZM150 57H151V58H150ZM165 57H167L168 59L165 58ZM1 58H2V59H1ZM23 58H24V59H23ZM47 58H48V59H47ZM50 58H51V59H50ZM52 58H53V59H52ZM96 58L99 60V61H98V62H99L98 65L101 64V63L103 64V63L105 62L104 60H107V62H105V63L103 64L104 66L107 65L106 63H110V61H112V62H111L112 65H113V62L115 61L114 63L116 64V66H115V64H114L113 67H114V66H115V67L121 66L120 68L118 67V69H116V68H113L111 64L109 65V67H108V65H107L106 68H102V67H101L102 65H101V66H100L101 68H99V69H102V70H101L100 72H95V74H94V76H95V75H99V76L101 77V76H103V74H102L101 72L105 69V70L103 71L104 73L106 72V75H105L104 77L108 76L107 74H109V76L106 77L107 79L105 78L106 81H107L108 79H109V80H112V81H116V79H117V82L115 83V84H116L115 88H114V86H112V85L114 84V82L112 83V82H110V81H107V85H108V86H107V85H106V82L104 81L103 78L101 79L99 76H95V77L93 76V73H94L93 71H94V70L96 71V69H95V67H92V69H90V68H91L90 66H96V67H97V71H98V66L95 65V64H96L95 61L97 60ZM103 58H104V60L101 62V59H103ZM105 58H106V59H105ZM110 58H112L113 60L110 59ZM152 58H153V59H152ZM155 58H156V61H157V62L155 61ZM164 58L167 59V62H166V60H165ZM226 58H228V60H227ZM235 58H236V57H235ZM33 59H35L36 61L34 60L35 62H32ZM45 59L48 61L46 64L49 63V65H51V66H50V69H49V66H48V65L45 66V67L48 66V68L44 69L45 67H42L43 65L41 64L42 66H39V67H36V68H40V70H41V67H42V69H43L44 71H43V70L39 71V69H38V70H37V69H34L35 71H33L32 68H34V66H38V65H40L38 62H44ZM59 59H60V60L62 59V62H63V59H65V60L68 59V61H69V62L67 63L68 65H66L67 67L64 66V68H62L63 71H62L61 69L58 70V68H61V67L59 66V64H60V62H61V61L59 62ZM117 59H118V60H117ZM143 59H144V60H143ZM223 59H224V63H227L226 60H227V61H230V62L232 63V64H231V63L229 64V62H228V64H229V67H228V68H229L232 72H235V71H236L235 73H237V74L239 73V71L235 69V68H237V67H233V66H235V65L237 66V64H236V60H235V61L232 60V61H233V62H232V61L230 60L231 58H229V56H226V57L223 58ZM20 60H21V61L24 60V62H21ZM29 60H30L31 62H30ZM121 60H123V59H121ZM136 60H137V61H136ZM149 60H150V61H149ZM151 60H152V61H151ZM19 61H20V62H19ZM25 61H26V64H30V63L33 64V66L30 68V70H29V66H31V64H30L29 66H28V65L26 66V65H25ZM49 61H50L51 63H50ZM92 61H93V62H92ZM108 61H109V62H108ZM124 61H123V62H124ZM142 61H144V62L146 61V62L148 63L147 66H148L150 69H147V68H146V70H145L144 68L141 69V68H142V65L144 66V65L146 64V62L141 64L140 62H142ZM154 61H155L156 63H154ZM4 62H6V63H4ZM45 62H46V61H45ZM45 62H44V64H45ZM62 62H61V63H62ZM66 62H67V61H66ZM75 62L78 63L77 65H79V66H77L76 64H74ZM80 62H81V61H80ZM94 62H95V64H94ZM161 62H162V61H161ZM222 62H223V61H222ZM222 62H221L220 65H223V66L228 65V64L225 65V64H223ZM17 63H18V64H17ZM22 63H23V64H22ZM58 63H59V64H58ZM69 63H71V65H70ZM72 63H73V65H72ZM83 63H84L85 65L88 63L87 65H89L90 68L87 67V66H86V67H87V69L89 68V69L92 71V72L90 71V73H91V74H90V73H89V70H86V72H88V73H87L88 77H87V75H85V74L83 73L82 76H84L85 80L82 79V77L80 76V74H82L81 72L83 71V69H80V68H81L80 66L83 67V66H84ZM92 63H93V64H92ZM5 64L7 65V67H5V66H6ZM21 64H22V65H21ZM34 64H35V65H34ZM63 64H65V62H63L62 65H63ZM82 64H83V65H82ZM105 64H106V65H105ZM117 64H118V66H117ZM138 64H137V65H138ZM151 64H153V65H151ZM155 64H156V65H155ZM182 64H183V63H182ZM182 64H181V65H182ZM249 64H250V63H248V64L246 63V65H249ZM4 65H5V66H4ZM11 65H12V66H11ZM13 65H14L15 68L13 67ZM15 65H17V66H15ZM24 65H25V66H24ZM69 65H70V66H69ZM135 65H136V64H135ZM167 65H166V66H167ZM184 65H185L184 67H186V68L189 67V64H184ZM187 65H188V66H187ZM220 65L218 64L219 67H221ZM231 65H233V66H232L233 70L230 68ZM2 66H3V67H2ZM18 66H19V67H18ZM73 66H75V67H73ZM104 66H103V67H104ZM147 66H146V67H147ZM223 66H222V67H223ZM1 67H2V68H1ZM9 67H10V69H11V67H13V68L10 70ZM25 67H26V68H25ZM54 67H55L56 70H54ZM62 67H63V66H62ZM76 67H77V68L80 67V68H79V69H80V72H79V69H77ZM157 67H158V66H157ZM159 67H158V68H159ZM219 67H218L219 71L217 70V71H218L217 73H222V71L225 69V71H223V74H224V72H225V74L227 75V72H228L229 69H228V68H219ZM226 67H227V66H226ZM4 68H6V70H10V71H14V72L8 73V71H7V72H6V71H3ZM22 68H24V69H23L24 71L26 70V71H25L26 74H27V72H28V76L30 77L29 79L25 78L27 75H25V77L23 78V75L25 74V72H23L24 74L21 72V71H23ZM66 68H67L68 70H67ZM70 68H71V69L73 68L74 72H72V70H71ZM84 68H85V66H84ZM112 68L114 69V71L117 70V73L115 72V74H117V77L113 75V72H114V71L112 70ZM121 68H123L124 70L121 69ZM130 68H131V69H130ZM164 68H165V71H166V72L163 70ZM14 69H15L16 71H15ZM51 69H53V71H52ZM85 69H86V68H85ZM93 69H94V70H93ZM119 69H121V70H120L121 72L118 73V70H119ZM125 69H126V70H125ZM127 69H130V70H127ZM137 69H140L141 71H140V70H137ZM161 69H162V70H161ZM167 69H169V68H167ZM226 69H228V70H226ZM234 69H235V71H234ZM31 70H32V72H37V71H38L39 74H36V73H35L36 75H35V76H32V74L34 75V73L29 74V73L31 72ZM36 70H37V71H36ZM45 70H46V71H45ZM47 70H48V71H47ZM50 70H51V71H50ZM66 70H67V72H66ZM109 70H110V71H109ZM111 70H112L113 72H111ZM136 70H137V71H136ZM149 70H150V71H149ZM154 70H155V71H154ZM220 70H222V71H220ZM1 71H2L3 74L6 72V74H4V75H6V76L8 75L7 77H8L10 80L7 79V77H5V79H7L8 81L4 83V80H5V79H1V78L4 77L3 75H1V74H2ZM10 71H9V72H10ZM19 71H20V73H22V75L20 76V78H22V79H21V82H20V79H19V78H17V80L19 79V80H18V83H20L21 85L15 82V81H16L15 76H16V77H19V75H20V74H19ZM42 71H43V72H42ZM54 71H57V75H59V76H61V74H62L63 72H64V73H63L64 75H65V73H66V75L68 74V76H65V77L67 78V80L70 79V75H71V74L69 75V73H71V72H72L73 74L76 73V76L79 74L81 80H79V82H78V79H80V78L77 79V78H75L76 76L73 75L72 77H73L74 79L70 80V82L72 81V83H70V82L67 83V82H66L67 85L69 84V86H66V85L62 84V82H61L62 80L60 81V78H61V79L64 78V79H65V80L63 79L64 82L67 81L66 78H65L64 76H62V77L57 76V78H59L58 80L60 81L59 83L62 84V86H59V83L56 82V79H57V78H56V75L54 74V73H55ZM58 71H60V72H59L60 74L58 73ZM75 71H76V72H75ZM84 71H85V70H84ZM122 71H123L126 75H124V73H123ZM125 71H126V72H125ZM162 71H163V72H162ZM226 71H227V72H226ZM237 71H238V72H237ZM16 72H18V73H16ZM38 72H37V73H38ZM48 72H50V74H54L55 77L53 76V78H54V79L56 78V79L54 80V79L52 78V75H51V77H50V74L48 75ZM51 72H52V73H51ZM53 72H54V73H53ZM68 72H69V73H68ZM77 72H78V74H77ZM86 72H85V73H86ZM107 72H108V73H107ZM128 72H129V73H128ZM131 72H132V73H131ZM134 72H136V73H134ZM140 72H141V73H140ZM144 72H147V74L144 73ZM148 72H149V73H148ZM153 72H155V74H156V73H159V74H160L161 79H162V80H160V81H163V83L165 82V80H163V79H164L167 75H168V77L172 78V79H170L171 81L174 80L173 78H175V80L172 81L171 84L167 83V84H169L170 86L173 84V85L171 86V88L169 87V85H167V84H165V83H164L165 85H164V84H163V85H160V84H162V83H161V82L159 83V82L157 81V80H159L160 78H159V79L157 78V80L154 81V79H156V77H158L159 75L156 76L157 74L154 75ZM15 73H16V74H15ZM40 73H41V74H40ZM44 73H45L46 75H45ZM96 73H100V74H102V75H100V74H96ZM110 73H111V74H110ZM139 73H140V74H139ZM152 73H153V75H154L155 77L152 76ZM162 73H163V74L165 73V74H164L165 76L162 75ZM167 73H168V74H167ZM228 73H229V72H228ZM230 73H231V72H230ZM18 74H19V75H18ZM122 74H123V76H126V77H127V75H128V77H130L129 74H130V75H133V74H134L135 76H136L137 74H139L140 76L137 75L138 77H135V76L133 75L135 78L132 76L133 79H137V80H139V77H140L141 80H139L138 82H137L136 80H133L132 77L129 79V81L134 82V84H135V82H136V83H139V84H140V83H143V82L145 83V81H147V80H145L147 76H148V78H147L148 80L152 77V78H154V79H153V80H150V81H153V83H155V85L153 84L152 86H148V87H147V85L150 83V81H149V82H146L145 84H147V83H148V84H147L146 86L143 85L142 88H141V86H140L139 84H138L139 86H138L137 84H136V85L133 84V85H134V86H133V85H132V82L130 83V82H128V80H127V83L124 82L126 78L124 77V78H125V79H124L123 76H122ZM141 74H146L145 78H144V76L142 77ZM148 74H151V77H150ZM166 74H167V75H166ZM170 74H171V75H170ZM10 75H11V76H10ZM17 75H18V76H17ZM30 75L32 76L33 79L31 78ZM90 75H91L92 77H91ZM110 75H111V77H110ZM118 75H120V77H118ZM169 75H170V76H169ZM173 75H180V73H179V74H178V73H174ZM219 75H220V74H219ZM228 75H229V74H228ZM228 75H227V76H224V75L221 74L218 78H219V80H220V79H223L222 77L224 76V78L226 77V78L229 80V78H230V76H232V74H230V76H228ZM12 76H14V77L12 78ZM28 76H27V77H28ZM38 76H39V77H38ZM40 76H41V77H40ZM42 76H43L44 78L47 76L45 79H50V78L53 79V80L51 79V81H50V85H51V86H49V87L44 86V87H47V88H44L43 86H41V85H42L41 83H43V84L45 83V84H46L47 81L49 82V80H45V79H44V80H45L46 82H43L44 80H42V78H43ZM160 76H159V77H160ZM217 76H218V75H217ZM221 76H222V77H221ZM233 76H237V75L234 74ZM253 76H254V74H253ZM34 77L36 78L35 80L38 79V81H32V80H34ZM86 77H87V78H86ZM90 77H91V78H90ZM96 77H98V80L96 79ZM112 77H115L116 79L113 80L114 78L112 79ZM121 77H122V79H123L124 81H123V80L120 81ZM149 77H150V78H149ZM168 77H166L167 80L169 79ZM255 77H256V75L253 77V80L256 81V79H257V81H258V80H259V79H258V76H257L256 79H254ZM89 78H90V79H93V78H94V80H93L92 82L95 81V82H96V85H95V82H94V83H91V81L89 80ZM119 78H120V79H119ZM142 78H143L145 81L142 80ZM152 78H151V79H152ZM166 78H165V79H166ZM12 79H15V81L12 80ZM25 79H27V80H25ZM39 79H40V80H39ZM100 79H101V80H100ZM227 79H226V80H227ZM1 80H3V82H2ZM11 80H12V81H11ZM58 80H57V81H58ZM73 80H74V82H73ZM86 80H87L89 83H91V84H90V87H89V90H90V91L87 90L88 92L86 91V94H85V91L82 89L83 92H84V95H83V94H81L82 96H81V95H78L79 97L81 96V97L79 98V97L77 96V93L79 94V90H80L81 92H82V90H81V87H80L79 90H78V92H76V91H77V90H75L76 84H77V86H78L79 83H80V84L82 83L81 85H82V86H83V85L85 86V87H82V88H85V90H86V89H88V86H89V83L86 85V83H87ZM118 80H119L120 82H118ZM167 80H166V82H170L169 80H168V81H167ZM223 80H224V79H223ZM223 80L221 81V83H224ZM10 81H11L12 83H11ZM25 81H26V83H25ZM39 81H41V83H38ZM52 81H53V82H52ZM81 81H82V82H81ZM102 81H104L105 83L102 82ZM182 81H183V82H182ZM1 82H2V83H1ZM23 82H24L27 86H28L27 82H29V83H31V82H35V84L38 83L39 85L36 84V85H38L36 90H34V88L31 90V87H30V90H26V88L23 89V87H20V86H23ZM64 82H63V83H64ZM77 82H78V83H77ZM84 82H86V83L83 84ZM97 82H98V83H97ZM99 82H102V83L105 84V85H101V87L99 88L100 93H98V92H99V91H98V88H96V86H97V87L100 86V85H97V84H99ZM123 82H124L125 84H129V83H130L132 86L128 87V85H127V87H126V86L124 85ZM156 82H157V83H156ZM181 82H182V84H183L184 86H182V85L180 84ZM186 82H187V80H186ZM3 83H4V84H3ZM9 83H10L12 86H13V83H14V84H15V83L18 84V86L15 84V86H13L12 89H14V87H17V88L19 87L20 89L17 90V88H16L17 91L14 89V92H7V94H5V93H6L5 91L11 87V86L9 85ZM51 83H54L53 85L56 84V85H57L56 87L59 86L58 88H60L61 91H60L59 89L57 90V88L55 89V87H52L53 85H52ZM110 83H112L111 86H109ZM119 83L123 84V85L120 84V85L122 86L121 88H124V87H125V88H127V89H123V90L120 89V85L118 86ZM144 83H143V84H144ZM184 83H185V84H184ZM256 83H257V82H256ZM40 84H41V85H40ZM61 84H60V85H61ZM100 84H101V83H100ZM130 84H129V85H130ZM158 84H159V85H158ZM4 85H6V87H5ZM7 85H9L10 87L7 86ZM19 85H20V86H19ZM26 85H25V86H26ZM47 85H49V83H48ZM92 85H95V88H94V86H92ZM149 85H151V83H150ZM157 85H158V86H157ZM166 85H167V86H166ZM180 85H181V86H180ZM185 85H186V87H185ZM2 86H4V87H2ZM39 86H41L43 89H38V88H41V87H39ZM73 86H74V87H73ZM86 86H87V87H86ZM102 86H103L104 88H103ZM105 86H107V87H105ZM135 86H137V87H139V88H137V87H136V88H133V87H135ZM154 86H155V87H154ZM163 86L165 87V91H166V92L168 91V92H170V93H168V92L166 93V92H165V94H163V93H164V90H163L164 87H163ZM8 87H9V88H8ZM32 87H33V86H32ZM34 87H36V86H34ZM51 87L55 89V90L52 89V90L54 91V92L52 91L53 94H50V93H52L51 90H45V89H49V88L51 89ZM65 87H68V88H66L67 91L64 90ZM91 87H92L93 90L91 89ZM110 87H112V90L109 89ZM131 87H132V88H131ZM150 87H151V90H150ZM157 87H158V88H157ZM167 87H168V88H167ZM181 87H182V88H181ZM21 88H22V89H21ZM27 88H28V87H27ZM69 88H71V89L74 88V90L68 91V90H70ZM105 88H108V90H106ZM117 88H118V89H117ZM159 88H160L161 91L158 90V95L163 91V93H162V94H163V97H161L162 94H161L160 96H158L157 93H155V92H157L156 89H159ZM169 88H170V89H169ZM1 89H4V92H5V93L3 92V90L1 91ZM76 89H78V88H76ZM96 89H97L98 92L96 91ZM101 89H103V92L101 91ZM136 89H137V90H136ZM139 89H140V91H139ZM152 89H154V90L152 91ZM166 89H167V90H166ZM262 89H263V88H262ZM9 90H11V89H9ZM9 90H7V91H9ZM20 90H21V93H22V94L19 92ZM22 90H23V91H22ZM33 90H34L35 92H34ZM37 90H38V91H37ZM39 90H40L42 93H41ZM63 90H64V92H67L66 94H68V93L70 92V93H72V95H73V91L76 92V93H75V94H76L75 96H77L78 98H77V97L75 98L74 95L72 96V95L69 94V95H67V98L65 97V98H66V99H65V98L63 97V95H65V94H63ZM104 90H105V92H104ZM115 90H117V91L119 90L120 92L118 91V93H122V94L119 95V96H125V95H126L125 93H128V92H129V93H130V96H129V95H128L129 97H128V96H125V97H127V98L124 97V99H125V100H126V99H129V98H131V99L128 100V101L126 100V102H124L125 100L123 99V97H120L121 100L118 99L119 96H118V94H117V91H115ZM125 90H126L127 92H126ZM169 90H170V91H169ZM25 91H26V92H25ZM55 91H56V92H55ZM58 91H59V92H58ZM94 91H96L98 94L95 93ZM106 91H108V92H110V93H107ZM131 91H133V93H132ZM136 91H137L138 94H139V92H145V93H146V92H148V91H149V92L151 91L152 93H155V95H157V97L154 96V97L158 98V99H156L157 102H158V100H159V101L162 100L161 98H163L164 100H162V102L160 101V102H161V103L159 102L160 104L156 102V103L153 105V103H154V99H155L154 97H153V102L151 101V100H152L151 98H150V101L147 100L146 97H148V96L144 97L145 100H143L141 93L138 95V94L136 93ZM154 91H155V92H154ZM159 91H160V92H159ZM193 91H195V90L193 89ZM1 92H3V93H1ZM24 92H25V93H24ZM39 92H40V93H39ZM43 92H46V93H43ZM48 92H50V93H48ZM90 92H93L94 94H96V95H95V96H97L96 98L101 97V99L105 98L106 95H105L104 97H103V96H98V95H99V94L102 95L103 93H104V94L107 93V96H108V94H109L110 97L112 98V99H109V100H112V101H113V99L115 98V101H116V100L118 99L117 102L114 101L115 105H116V103H118V102H119L118 104H120V102H121L122 105L120 104L119 108H117L116 106H118V105L115 106L114 103L112 104V103L109 102V100H108V98H110L109 96H108V98L106 97V99H103V101H101V102L99 101L100 98H98L97 101H98L100 104L102 103V104L104 105L103 108H105V112H103L104 109L102 110L101 113L99 112V110H100L99 107H101L102 104H101V105H98V104H97V103H98L97 101L95 102L96 105L94 104L95 106L98 105V109H97V107H96V111L98 110V112H96V111H95V108L93 109V108L91 107V106H93V105H88V102H89L88 99L91 97V95H92V97L95 99V96L93 95V93H90ZM101 92H102V93H101ZM115 92H116V93H115ZM186 92H188L187 94H189V93H190V94H194V92L191 93L192 91H186ZM8 93H9V94L12 93L13 95H18V94H19V95H18L19 97L15 98L16 96H13L15 99H13V98L10 99V97H12V96L9 95ZM14 93H17V94H14ZM29 93H30V94H29ZM35 93H37V94H41L40 97L43 96V94H45V95L41 98V100L44 101V102L47 101V102H50V103H51V101H53V102H54V101L57 102V101H58L57 97H58V95H60V94H58V93H62L63 95L61 94V95L59 96V99L61 98V96H62V98H61V100L58 101V102H59V103H58V106H60V104H62V103H65V102H67V103L63 104V106H60V107L56 106L55 104L53 105V102L51 103L52 105L49 104V103H48V105H46L47 102L44 103V102L39 101V100H40V97H39V95H36ZM55 93H56L57 97H56ZM152 93H151V94H152ZM195 93H196L195 95L198 94L197 90L195 91ZM27 94H28L29 97H31L32 94H33V97H31V98H34V97H35L34 94H35L36 96H38L39 98L37 97V99H38V101H39L40 103H38L37 99H35V98H34L35 100L32 99L33 101H32V100H28L29 97L27 96ZM48 94L51 95V96H49ZM104 94H103V95H104ZM115 94H116V95H115ZM123 94H125V95H123ZM134 94H136L137 96H135ZM166 94H169L168 97H166V96H167ZM185 94H186V93H185ZM207 94H208V92H207ZM209 94H210V98H211L212 95H211V93H209ZM209 94H208V95H209ZM23 95H24V96H23ZM53 95H55L54 98H53ZM86 95H87V96H86ZM131 95H132L133 99H132ZM133 95H134V96H133ZM144 95H145V94H144ZM146 95H147V93H146ZM148 95L151 96L150 93H149ZM153 95H154V94H153ZM164 95H166V96H164ZM183 95H184V94H183ZM7 96H8L9 98H7ZM25 96L28 97V98H25ZM45 96H46V97H45ZM70 96H71V97H70ZM84 96H86V97H84ZM112 96H113V97H112ZM114 96H117V97H114ZM139 96H141V98H142V100H143L144 102H143L142 100H140ZM169 96H170V97H169ZM21 97H22V100H23V99L25 100V101L23 100V104L19 103V102L22 101V100L20 99ZM44 97L47 98V99H49V101H48L47 99L45 100ZM49 97H50V98L52 97V98H51L52 100H51ZM55 97H56V98H55ZM92 97H91V99H92ZM136 97L139 98V102L141 101V102H140L141 104L139 103L140 105H139V104L136 105V104L138 103V101H137L138 98H137V100H136ZM159 97H161V98L159 99ZM31 98H30V99H31ZM69 98H71L72 100H70ZM73 98H74V99H73ZM169 98H170V99H169ZM210 98H209V99H210ZM6 99H7V100L9 99V102H7ZM64 99H65V100H64ZM76 99H77V100H76ZM81 99H82V100L84 99L83 102H82ZM91 99H89V100H91ZM94 99H92L91 101L93 102ZM101 99H100V100H101ZM165 99H167V100L165 101ZM172 99H175V98H172ZM172 99H171V100H172ZM212 99H213V97H212ZM257 99H258V98H256V102L254 101L253 108H254V106H262V109H263L264 106H263L262 102H261L259 99H258V100H257ZM4 100L6 101L5 104L2 103V101L4 102ZM11 100H13V101H11ZM16 100H19V101H17L19 104L16 102ZM50 100H51V101H50ZM62 100H63V102H62ZM75 100H76L77 102H76ZM85 100H86V101H85ZM95 100H96V99H95ZM95 100H94V101H95ZM105 100H106V102H109V105L105 103ZM122 100H123V102H122ZM134 100H136L135 103L133 102ZM146 100H147V101H146ZM35 101H37V102H35ZM131 101H132L133 103H132ZM145 101L148 102V103H152V105H151V104L145 105V104H146ZM163 101H164V102H163ZM13 102H15L16 104H18L19 107L21 106L20 109H18L17 105H16V104H13ZM31 102H32L33 105L31 104ZM55 102H54V103H55ZM69 102H70L71 105H72V106H71V105H69V106L73 107V108L70 107V108H71L70 110H69V108H68V104H69ZM72 102H73V104H72ZM75 102L78 103V104H80V103L83 104L84 102L87 103V104L84 103V104L86 105V106H85V107H86V110L84 109V110H85L84 112H86V111H89V112H88V113L86 112V113H85L84 115H82V116H81L80 114H78V112H76V110H74V109H75L74 106H76V103H75ZM79 102H80V103H79ZM129 102H130L131 105L128 104ZM167 102H168L170 105L168 104L169 106H166V107H165V105H167V104H165V103H167ZM10 103H11V104H10ZM24 103H25V105H28V107H29L30 109L27 108V107H25ZM37 103H38L39 106L36 105ZM42 103H44L45 108H44V105H43ZM89 103H91V102H89ZM93 103H94V102H93ZM3 104H4V105H3ZM29 104H30V105H29ZM56 104H57V103H56ZM66 104H67V105H66ZM91 104H92V103H91ZM105 104H106V105H105ZM111 104L114 105V106H112ZM124 104H125V105L127 104V107H125ZM133 104H134V105H133ZM157 104L162 105L163 107H165V109H163V107L160 106V108L162 107V109H160V110H161L163 113H166V114H165V117L168 116V115H167V114H168L167 112L170 111V113H169V115H170L172 110H176V111H177V109H179V110H181V112H183V110L186 108V109L184 110V112H186V114H187L188 110H189V111H192L193 113L188 112V115L191 114V116H189L190 119H188V120H190V122H189L188 120L184 119L186 122H187V121H188V122H187V123L185 122V124H184V126H183V123H182V122L179 123L180 121H183V122H184L183 119H180L181 116H182V113L178 114V113H176V111H174V112L172 111L173 114L175 113L178 117H176L175 114H174V115L172 114V115H170V116H174L175 119H177V118L180 119V121H179L178 123L176 122L178 119L175 121L174 124H172L173 122L170 123V121H171L172 119H170L171 117L168 116V118L170 117V118H169V119H170L169 122H168L169 119L167 118L168 120L166 121L165 124H164V122H163V124H161L160 122L158 123V124H161V125H162L161 127L158 126V124H156V126H155L154 123H155L156 121L154 120V117L150 115V114H152L154 111H157V112H155V113H157V114L159 115V116H158L157 114H154L155 117H156L155 119H157L158 121H159V119H161V120L165 119L164 117H162L164 114L162 115V114H159L160 112L158 113V111H160V110L158 109V105H157ZM163 104H164V105H163ZM187 104H188V103H187ZM22 105H24V106L22 107ZM40 105H43V109H46V108H47L46 106H49V105H51V106H50L51 108L48 107L46 110H43V109H42V106H40ZM64 105H65V106H64ZM87 105H88V106H87ZM103 105H102V106H103ZM132 105L135 106V107H133ZM191 105H193V107H191ZM14 106H15V107H14ZM53 106H54V107H53ZM110 106H112V107H110ZM121 106H124L126 110H125V109H122ZM129 106H130V107H129ZM136 106H138V107L136 108ZM144 106H146V107H144ZM147 106H148L149 108H148ZM150 106H151V107H150ZM156 106H157V109H156ZM179 106H180V107H179ZM16 107H17L18 110L16 109ZM52 107H53V108H52ZM64 107H65V108L67 107V109H65ZM109 107H110V108H109ZM114 107H116V108H114ZM124 107H123V108H124ZM128 107H129V108H128ZM139 107H140V108H139ZM141 107H143V108H145V109H143V108H141ZM153 107L155 108V110H152V109H154ZM13 108H15L18 112H17L15 109H13ZM24 108H25L26 110H28V112H25L26 110H25ZM34 108H36V109H34ZM57 108H61V109H60V110L58 109V110H59V111H58V110H56ZM88 108H91L92 110L90 111ZM101 108H102V107H101ZM147 108H148V109H147ZM168 108H172V109L167 110ZM173 108H177V109H173ZM183 108H184V109H183ZM187 108H188V110H187ZM193 108H194V109H193ZM195 108H196V109H195ZM202 108H203V107H202ZM202 108L200 109L201 111H202ZM255 108H256V107H255ZM255 108H254V109H255ZM50 109H51V110H50ZM63 109H65V110H63ZM106 109H108V110H106ZM113 109H116V110L118 109L117 112L114 110V111H115V114H117L118 111L121 109V110L119 111L120 115H118L119 113L117 114V117H118V118H119L120 116H122V114H123L126 118H127V117H130V118H129L130 120H131V119L134 120V117H133V116H136L135 114H138V116L135 117V119H136L135 123L138 124L137 122H139V123L141 122V123L143 124V127H142V128H144V125L146 124V123L144 124V122H147V120H149L148 122L150 123V121H151L152 118H153L154 123H153V120H152L151 123H153V124H150V125H149L148 122H147V124H146L147 126L145 125V128L147 127V129L144 128V129L142 130V129H139V128H138V130H137V129L134 130V128H137V127H139L140 125H139V126H138V125H135L134 122H133V123H134V124H133L132 122H130V120L128 121V118H127V123L129 122V123L135 125V127H133V130H134V131H137V132H134V131L131 129L132 126H131L130 124H129V125H130L129 128H130L131 130H130V129H129V130L126 129V128L128 127V126L126 127V125H125L126 128L123 129L124 127L121 128V126H124L123 124H124V123L126 124V122L121 123L122 125H120V124H119L120 122L117 121V117H114V120H113V118H111V116L113 117V115H114V113H112V112H114ZM135 109H136V110H135ZM191 109H193V110H191ZM262 109L259 110V107H258V109L256 110L257 112H258V110L260 111V112H258L259 115H256V112H255V115H254V114H253V115L251 114V118H253V117L256 116L255 118H253V120H254V119L257 120V122L254 120L255 123H258V120H259V121H260V120L262 121V118H260V117L262 116V115H261V111H262ZM13 110H15L16 112L13 111ZM20 110H22V111L24 112V114L21 113L22 111L20 112L21 114H19V111H20ZM36 110H37V111H36ZM39 110H42V111H39ZM49 110H50V111H49ZM54 110H55V111H54ZM73 110L75 111V113L73 112ZM130 110H131V111H130ZM132 110H133L134 112H133ZM141 110L145 111L144 113H146V110H148V112H149L150 110H151V111H150L149 113L147 112V113H148V116H146L147 114L144 115L143 111H142V113H143V114H142V113L140 112ZM179 110H178V112H179ZM186 110H187V111H186ZM8 111H9L10 113H8ZM33 111H34V112H33ZM45 111H47V112H51V113L49 114V113H47V112H45ZM53 111H54V112H53ZM68 111H72L73 114H70L71 112L68 113L69 115L66 114ZM109 111H110V112H109ZM111 111H112V112H111ZM123 111H125V112H123ZM138 111H139L140 113H138ZM152 111H153V112H152ZM164 111H165V112H164ZM166 111H167V112H166ZM201 111H200V112H201ZM6 112H7V114H6ZM29 112H33V113H35L34 116L37 115L36 113L38 112V113H39L38 116H39V115H41V116H42V115H43V116H46V119H49V120H47V122H46V123L44 124V126H43V123L45 122V120H44L45 118L43 117V118L41 119L42 121L44 120V122L39 121V119L41 118V116H40V118H39V117L37 118V116H35V117L37 118V119H36V118H34V116L32 115V113L30 114ZM40 112H41V113H40ZM42 112H45L46 114H44V113H42ZM57 112H60V116H59V114H58ZM64 112H65V113H64ZM90 112H91V113H90ZM132 112H133V116H131V114H130V116L127 115V113L129 114V113H132ZM184 112H183V113H184ZM198 112H199V111H198ZM251 112L253 113V111H251ZM262 112H264V110H263ZM15 113L19 114V116H20V115H25V116H27V117H29V115H30L31 117L33 116V118L30 117V119H29L30 121L33 119V122H34L33 127H34L35 125H36V126H37V125L39 126V125H40L39 123H41V124H42V125H41L42 128L39 127V128H40V129H39L38 126H37V129H36V126H35V128H33V127L31 126L32 129H29L30 127H28V126H25V127H24V126H23V127L25 128V130H24V129H23V130L20 129L21 124L25 125L24 122H25V120L28 119V118H26V117L23 118V116H21L20 118H22L24 122H21V121H22V119H21V121L17 123V119H18V120H20V119H19V116H18L17 114H15ZM26 113H29V114L26 115ZM94 113H95V114H94ZM111 113H112V115L110 116ZM125 113H126V114H125ZM48 114H49V115H48ZM55 114L57 115L58 119H61V120H60V123L58 122L59 120H57V117H56ZM61 114H62L63 119H62V117H61ZM74 114H76V115H74ZM89 114H90V115H89ZM97 114H98V115H97ZM184 114H185V113H184ZM184 114H183V116H184ZM186 114H185V115H186ZM2 115H3V116H2ZM14 115H17V116H18V118H17V117L14 118V119L16 120L15 122L17 123L16 125H15V123H14L13 117H11V116H14ZM67 115H68V116H67ZM73 115H74V119H73ZM93 115L95 116L96 120L100 121V122L97 121V125H96V122H94L95 119L93 118V117H94ZM99 115H100L101 117H103L104 120H100L101 117L99 118ZM102 115H103V116H102ZM142 115L146 116L145 121H144V118L142 117ZM149 115L151 116V118L149 117ZM152 115H153V114H152ZM166 115H167V116H166ZM180 115H181V116H180ZM238 115H239V116H238L239 118H238V117H235V115H234V117H233V116H231V117H227V119H228L227 121H230L229 124H231V123L233 122V125H234V126H236V124L240 125L243 121H245V120L247 119V118H246L247 116L249 117V115H247V116H245V118H244V120H243L242 118H243L244 116H243L242 114H240V112L238 113ZM241 115L243 116L242 118H240ZM245 115H246V114H245ZM8 116L11 117V119H9V121L11 120V122H12V120H13L12 123H14V124H13L14 126L10 125V124H12V123L9 124V123L7 122L8 124H6V123H5L6 121L4 122V120H3L4 117L7 119V118H9ZM52 116H53V117H52ZM64 116H65V117H64ZM71 116H72V118H70ZM76 116H77V117H76ZM84 116H85V117H84ZM92 116H93V117H92ZM106 116H110V119H112V121L115 122V123L112 122V123H114V125L118 122L117 124L120 125V127H119V125H118V129L120 128V130H124V131H121V132L118 134V131L116 130V128H117L116 125H115V126L112 125L111 122L108 123V124H111L112 126L115 127V129H114V127H113V128L110 127L111 130H112V129L116 130V132H115L116 134L113 132L114 130L112 131V133L114 134L113 136L116 135L115 138L112 136V134H110L112 137L109 136L108 134H106V131H104V134H103V131H102V130H103L104 128H107V129H106L107 132L110 131L109 126H108L107 123H106V122L109 121V119H108L109 117L106 118ZM114 116H115V115H114ZM139 116H141V119H140V120H142V121H144V122L139 121V120L137 119V117L139 118ZM186 116H187V115H186ZM186 116H185V118H189L188 116H187V117H186ZM252 116H253V117H252ZM257 116H258V118H257ZM263 116H264V114H263ZM54 117H56V119H55L54 121L57 120V123H56V124L51 123ZM59 117H60V118H59ZM68 117H69V118H68ZM81 117H82L83 119H82ZM87 117H88V119H87ZM91 117L93 118V120H91V119H92ZM122 117H123V116H122ZM122 117H121V118H122ZM125 117H123L122 119H125ZM131 117H133V118H131ZM160 117H161V118H160ZM191 117H192V118H191ZM2 118H3V119H2ZM16 118H17V119H16ZM84 118H85V119H84ZM105 118L108 119V121L104 122V121H105ZM121 118H120L119 120H121ZM142 118H143V119H142ZM149 118H150V119H149ZM182 118H184V117H182ZM233 118H234V121H233ZM251 118L247 119L246 121L250 120V121L253 122V120H251ZM259 118H260V119H259ZM6 119H5V120H6ZM35 119H36V121H35ZM51 119H52V120H51ZM66 119H68V124L65 123V120H66ZM79 119H80V120H79ZM81 119H82V120H81ZM89 119L91 120L90 122H89ZM146 119H147V120H146ZM225 119H226V118H225ZM225 119H224V120H225ZM230 119H232V120H230ZM236 119H237V120H236ZM37 120H38V123H37ZM50 120H51V121H50ZM70 120H72V121H70ZM73 120H74V122H73ZM78 120H79L80 122H77ZM85 120H87V122H89L90 124L87 123ZM125 120H126V119H125ZM191 120L194 121V122L196 121L195 124L198 125V126H196V125L194 126V122H192ZM224 120H222V122L226 125V124H227V121L225 120V121H226V123H225ZM242 120H243V121H242ZM2 121H3V122H2ZM54 121H53V122H54ZM66 121H67V120H66ZM69 121H70V122H69ZM81 121H85L87 124L85 125V124H84L83 122H81ZM110 121H111V120H110ZM116 121H117V122H116ZM123 121H124V120H123ZM158 121H157V122H158ZM163 121H164V120H163ZM199 121H200V120H199ZM213 121H214V120H213ZM213 121H212L211 124H213ZM237 121H238V122H237ZM239 121H241V122H239ZM261 121H260V122H261ZM63 122H64V125H65V124L68 125V126L70 125V126H72V128H70V126H69V127L67 126V127H66V130H65V129H64V128H65L64 126H63V128L60 127V126H62L61 124H63ZM75 122H76V126L73 127L72 124L75 125ZM167 122H168V123H167ZM206 122H207V123H206ZM214 122H215V121H214ZM235 122H237V123H235ZM252 122H249L248 124H250V126H251V123H252ZM263 122H264V121H263ZM3 123L6 124V127H7V125H8V127H10V126H11L12 128L15 127V128H14V129H15V134H14V129H12V131H11V128L9 129L8 127H7L8 129H6V128L4 129L5 124L3 125ZM35 123H37V124H35ZM78 123H80L82 126H81L80 124L78 125ZM91 123H92V124H91ZM98 123H100V125L103 126L102 130H99V129H98V127H99V126H98V125H99ZM141 123H140V124H141ZM176 123H177V125H176ZM199 123H200V124H199ZM201 123H203V124H201ZM205 123H206V124H205ZM223 123H222V124H223ZM239 123H240V124H239ZM93 124H94V126H93ZM102 124H103V125H102ZM167 124H168V125H167ZM191 124H193L194 129L196 128V130H197V129H198V130L195 131L194 129H192L193 126H192ZM204 124H205V125H204ZM222 124H221V125H222ZM229 124H228V126L230 127L232 124H231V125H229ZM252 124H253V125H252L253 127H252V126H251V127H252V129L254 128V129H253L254 131H256V129H257V130L259 129L257 126H261V125H262L261 127L264 126L263 123H261V124L258 123V125L256 124V127H257V128L255 129L254 122H253ZM17 125H18V126L20 125V126L17 128ZM31 125H32V124H31ZM57 125H58V128H56ZM59 125H60V126H59ZM83 125H84V126H83ZM111 125H110V126H111ZM148 125H149V126H148ZM151 125H153V126H152L153 129L150 127ZM163 125H165V126H163ZM166 125H167V126H166ZM180 125H182V126H180ZM185 125H186L188 128H189V126L191 125V126H190L191 128H190V132H189V134H190L191 132H193V130H194V132H193L194 135H195V133H197V132H198V133L201 132V130H203L204 133L201 132V134L199 135V137H198V135L196 134L197 137H196V135H195V136H194L195 138L193 137V135H191V137L188 136V138L191 139V140H190V139L187 138V136H184L185 134L189 135V134L187 133V132H188V131H187V127H186ZM202 125H204V126H206V127L208 126L210 129H208V130L205 131V129H207V128L203 127ZM225 125H223L224 127H223V126H222V127H223L225 130H228L227 128H229V127H226ZM241 125H242V124H241ZM55 126H56V127H55ZM86 126H88V128H89V126H90V127L93 126V128H92L93 130L90 129V133H88V130H89V129H88ZM97 126H98V127H97ZM101 126H100V129H101ZM141 126H142V125H141ZM141 126H140V127H141ZM154 126H155L156 128H154ZM174 126H175V127H174ZM176 126H177V127H176ZM211 126L213 127V125H211ZM26 127H28V129H26ZM52 127L56 128L57 130H58V129H59V130L64 129V130L66 131V132L63 131V130L60 131L61 133H62V132H65V133H66V134H64V133L61 134V133L59 132V130H58L59 135H60V134H61V135H64L63 137H61V139L64 138V139H62V140H64V141H61V139L59 138L60 136L56 133L57 130H56V129L53 130ZM75 127H77V128L79 127L78 130H77V129L75 130ZM85 127H86L88 130H87ZM149 127H150V128H149ZM170 127H171V128H170ZM179 127H180L182 130H181ZM183 127H186V128H183ZM199 127H201V128H199ZM237 127H239V126H237ZM21 128H22V127H21ZM67 128H70V129H68V130H70V132H73V133L70 134V132L67 130ZM81 128H82V129L85 128V130H86V132H87L88 134H86L83 130H81ZM96 128H97V129H96ZM159 128H161L162 130H163L164 128H167V129H164V132H163V131H162L161 129H159ZM169 128H170V131H171V132L169 131ZM173 128H174V130H172ZM176 128H177L178 133H175V131H176L175 129H176ZM178 128H179L182 132H183V130H184L185 133H181L180 130H178ZM203 128H205V129H203ZM241 128L243 129V127H241ZM2 129H4V130L6 131V134L3 133V130H2ZM16 129H17V130H16ZM71 129H74L75 131H73V130L71 131ZM108 129H109V130H108ZM191 129H192V131H191ZM200 129H201V130H200ZM230 129L233 130L234 127L232 128V126H231ZM230 129H229V131L231 132ZM235 129H236V127H235ZM235 129H234V130H235ZM239 129H238V130H239ZM1 130H2V132H1ZM20 130H22V133H21ZM29 130H30V131H29ZM50 130H51V131H50ZM79 130H80V131H79ZM94 130H96V133H97V131H98V133H101L102 135H101V134L98 135V134L94 133V132H93ZM156 130H157V131H156ZM221 130H222V129H221ZM221 130H220V132H221ZM234 130H233V131H234ZM7 131H8V133H7ZM17 131L20 132V133H19V134H16V133H18ZM67 131H68V132H67ZM78 131H79V132H78ZM82 131L85 133V135H84V134H83V135H79V134H78V133H81ZM132 131H133V133H132ZM138 131H139V132H138ZM151 131H152V133H150ZM161 131H162V133H164L165 135H167V134L169 133V135H167V136L170 138L171 141H170V140H167L168 138H166L167 136H164V134L161 135V134H160ZM186 131H187V132H186ZM215 131H216V130H215ZM218 131H219V129H218ZM218 131H216L215 133H217ZM233 131H232V132H233ZM235 131H236V130H235ZM10 132H11V133H10ZM29 132H30V133H29ZM36 132H37V133H36ZM43 132H44V133H43ZM45 132H46V133H45ZM54 132H55L56 135H54ZM77 132H78V133H77ZM91 132H93L94 134L91 133ZM129 132H130V133H129ZM146 132H147V133H146ZM154 132H155V134H154ZM156 132H159V134H160L162 137L164 136L163 138L160 136V137H161V138H160L161 141H158V139H159V134L156 133ZM166 132H167V134H166ZM173 132H174V133H173ZM220 132H219V133H220ZM224 132H225V131H224ZM256 132H257V134H255V133L253 132V133H254V134H253L254 137H251V136H250L249 138H253V140H254V138H256V137H261L260 135L258 136V134H259L260 131H256ZM34 133H35V134H34ZM41 133H42V134H41ZM51 133H52V135H53L52 137H51V135L49 136V134H51ZM109 133H111V131H110ZM126 133H128V134H127L128 137L126 136ZM138 133H139V134H138ZM170 133L173 134V137H174V135H177V136L179 137V139H180V135H181L182 137L185 138V139H184V138L181 137V140L184 139V141H186V138H187L190 142L187 141V142H183V143H184V144L187 143L188 146H189V144H190V146L193 147V144H194V146H195V145H198V143H199V145H200V147H201V150H202V147H203V148H205V149H204L205 152L202 150V151H203V152H202L203 154L200 153V151H201V150L199 151L200 148L197 149V147H198L199 145H198L197 147L195 146V149H197L199 152H197L196 150H195V151H196L197 153L194 152L195 154H194L193 152H192V153L189 152V150H190L191 147H190V146L188 147L187 144H185L186 146H185V145H182L183 143H182V141H180L179 139H177V140L174 139L175 141H173V140H172L173 137L171 138L172 135H171ZM235 133H237V132H235ZM235 133H234V134H235ZM27 134H28V135H27ZM29 134H31V137H34V136H35V137H34V138H30V135H29ZM36 134H37V135H36ZM81 134H82V133H81ZM105 134H106V135H105ZM122 134H123V135H122ZM132 134H133V135H132ZM153 134H154V135H153ZM178 134H179V135H178ZM191 134H192V133H191ZM244 134H243V135H244ZM260 134H262V133H260ZM40 135H42V136H40ZM65 135H66V137H65ZM76 135H77V136H76ZM78 135H79V136H78ZM100 135H101V136H100ZM103 135H105V136L103 137ZM129 135H130V138H132V139L129 138ZM131 135H132V136L135 135L134 137H135L136 140H137V139L140 140V138L142 137L143 140H146V139H147V141H146V142H145V141H143V142L141 141V142H142V144H141L142 146H141V145L138 146L137 143H136V142H138V140H137L136 142H134L135 139H133L134 137H131ZM150 135L155 136L157 140L153 139L154 137H153V136L151 137ZM232 135H233V134H232ZM249 135H250V134H249ZM255 135H257V136H255ZM38 136H39V137H38ZM48 136L51 137V139L54 138V140H53V139L51 140L50 138H48ZM58 136H59V137H58ZM75 136H76V137H75ZM80 136L83 138V140H82V138H81ZM88 136H89L90 139L88 138V140H84V139H85L86 137H88ZM93 136H94V137L97 136V137L94 138ZM98 136H99V137H98ZM107 136H109V137L112 138V139L114 138V139H116V140H111V139H109V138H108V139L105 138V137H107ZM117 136H118V137H117ZM119 136H120V138H122V140L119 138ZM124 136H126L127 138L124 137ZM137 136H138V137H137ZM140 136H141V137H140ZM24 137H25V138H24ZM56 137H58V138H56ZM67 137H68V138H67ZM73 137L76 139V140H75L76 143H77V142L79 143V142H82V141H83V142L86 143V144H88V142H89L90 144L86 145V144H84V143L82 142L83 144H82V143H81V144L79 143V145H77V144H76V145H73V141H74V140H73V139H74ZM77 137H78L79 140H80V138H81V141H79V140L77 139ZM116 137H117V138H116ZM123 137H124V140H125V138L127 139L126 142H127L128 144L125 143V142H123ZM192 137H193L195 140H194ZM247 137H248V136H247ZM13 138H14V139H13ZM47 138H48V140L46 141ZM55 138H56V140H58V143L56 142ZM100 138H101V140H103L102 142H103L104 144H101L102 142H101V143L99 142V141H100ZM103 138L106 139V140H104ZM128 138L130 139L131 142L128 141ZM164 138H166L167 142L169 141L168 143L171 142L172 145H174V146H172L171 143L168 144V143L166 142V140H164ZM174 138H176V137H174ZM198 138H199V139H198ZM249 138H248V139H249ZM16 139H17V140H16ZM22 139L26 140L25 142H26V144L28 145L27 148L30 149L29 151H28V149L26 148V144H25L24 140H22ZM66 139H68L69 141H72V142H70V143L72 144V145H71L72 147L70 146L69 142L66 141ZM91 139H92V140L95 139V140L92 141ZM150 139H151V140H150ZM152 139H153L154 141H153ZM197 139H198V140H197ZM210 139H211V140H210ZM214 139H215V140H214ZM221 139H223V140H221ZM260 139H261V138H260ZM15 140H16V141H15ZM77 140H78V141H77ZM89 140H91V141H89ZM109 140H110V141H109ZM119 140L121 141V143H123V144H121V145L118 144V145L120 146V147H119V151H117L118 149L116 150V148H113V147H112L113 149L110 148V147H111L110 145H112L113 143H114L113 145H115L116 142L120 143ZM148 140H149V141H148ZM193 140H194V141H193ZM203 140H204V141H203ZM205 140H209V141H206V143L209 142V145H210L211 143H213L212 145H210L211 148H212V150H214V148L216 149V146H217V148H218V147H219L218 144L220 145V142H221V141H222L221 144H222V143H224V144L220 145V146H222V147H219V149H217V154H216V155H215V152H214V155H213V153L210 154V155H208L209 152H208V150H206V148H207L206 146H207V145H206V144H205V146H204V145H203V146L201 145V144H204V143H202V142H205ZM224 140H226V141H224ZM227 140H228V144H227ZM251 140H252V139H251ZM251 140H247V141H250V143H251ZM263 140H264V137H263V139H262L261 141H263ZM12 141H13V143H12ZM60 141H61V142H60ZM75 141H74V142H75ZM104 141H105V142H104ZM107 141L110 142V143H109L110 145L108 144ZM114 141H115V142H114ZM132 141L135 143V145H133V146H132V145H129V143L134 144ZM178 141H180L181 143L178 142ZM197 141H198V142H197ZM215 141H218V144H217V142H215ZM1 142H2V143H1ZM6 142H7L6 145L3 144V143H6ZM18 142H19V143H18ZM23 142H24L25 145L22 144ZM42 142H43V143H42ZM55 142H56V143H55ZM95 142H99L100 145H106V148H105L104 146L101 147L100 145H98V143L95 144ZM141 142H138V144H140ZM144 142H145V145H146V144H149L148 147H149L150 149H149L147 146L144 145ZM149 142H150V143H149ZM154 142H155V144H154ZM163 142H166V143H163ZM177 142H178V144H177ZM193 142H194V143H193ZM225 142H226V145H227V146L230 145L232 142H233V144H231L230 147H226V146H225ZM30 143H31V144H30ZM53 143H54V144H53ZM65 143H66V144H65ZM111 143H112V144H111ZM161 143H162V144H161ZM215 143H216V144H215ZM229 143H230V144H229ZM234 143H235L238 147L245 148V151H246V150H247V151L245 152L244 149L242 150V149L240 148L241 151H240V150H238V151H240V152L243 151V152H244L243 154H241V153L239 154L238 151H237V153H235V154H234V153H229V154H228V152H227L226 155L228 154V156L230 157V154H231V158H229L228 156H227L228 158H226V157H225V153H224V152L226 151V149H227V151H228V148H230L229 151L232 152V151H233V150H232V147H231L232 145H233V148H234V149H235V148L237 149V146L234 147V146H235ZM20 144H21V146H20ZM58 144H60L61 147H60ZM63 144H64L65 146H63ZM68 144H69V145H68ZM74 144H75V143H74ZM92 144H93V145H92ZM94 144H95V146H94ZM126 144L128 145L127 147H126ZM150 144H152V148L150 147V146H151ZM164 144H165V145H164ZM166 144H167V145H166ZM191 144H192V145H191ZM214 144H215L216 146H214ZM1 145H4V146L7 147L8 149H7V148H4L3 146H2V147H3V149H2ZM51 145H52V146H53V145H56V146H55L56 148H57V147H60V148H57V149H56L54 146H53L54 148H48V147H50ZM57 145H58V146H57ZM81 145H82V146H81ZM97 145H98V146H97ZM107 145H109V147H108ZM116 145H117V143H116ZM116 145H115V147H116ZM124 145H125L126 148H128V147L131 146L130 148H132L133 150H131L130 148H128V149H129L128 151H126L127 149L124 150V149H123ZM153 145H155V146L157 145V146L155 147V146H153ZM161 145H162V146H161ZM163 145H164V147H163ZM177 145H178V146H177ZM223 145H224V146H223ZM241 145H242L243 147H242ZM17 146H18V147H21V148L24 146V147H25V149H24V147H23L24 151H23V149L20 150L21 148H18ZM52 146H51V147H52ZM66 146L68 147V149L65 148ZM73 146H74V147H73ZM75 146H78V148H76ZM79 146H80L81 149L83 150V151L81 150L82 152L80 151V147H79ZM143 146H144V148H143ZM176 146H177V148L179 147L178 151H177V149H176ZM210 146H209V148H210ZM244 146H245V147H244ZM263 146H264V145H263ZM62 147H64L65 150L67 149V151H69V152H67L66 154H65V152H66L65 150H64V154H58V152H57V153L55 152V151L58 150V151H60V153H61V150H60V149H62V151H63V149H64V148H62ZM92 147H93V148H92ZM133 147H134V148H133ZM136 147H137V148H136ZM139 147H140V148L142 147V148H141L142 151H140V149H138ZM161 147H162V148H161ZM171 147H173V148H172L173 150H171ZM174 147H175V150H174ZM185 147H188L189 150H188V148H186L188 151H185V150H186ZM225 147H226V149L224 150L223 148H225ZM248 147H249V151L252 150V151H250L251 153L248 152V149H247ZM17 148H18V149H17ZM70 148H71V149L73 150V152H74V155H73V156H72V151H70ZM74 148H76V149H74ZM83 148H84V149L87 148V151H86V153H85V154H86V155H85V159L87 158V161H88L89 159L92 158V162H90L91 160H89L88 162H86V164H83V163H82V162L85 163V161H84V155H83V158L81 157L82 160L80 159V155L82 156V153L84 152V149H83ZM88 148H89V150H90V148H91V149L94 150V152H96V153H92V154H91V153H88V152H89V151H88ZM95 148H97V150H95ZM98 148H100V149L102 148V149L100 150V151H102V152L104 151L103 149H105L106 153H105V152H103V153H102V152H99V151H98ZM120 148H122V149H120ZM147 148H148V149H147ZM154 148H155L156 150H155ZM159 148H161L162 151H160L161 149H159ZM164 148H165V150H164ZM168 148H169V149H168ZM180 148H181V149H184V151L181 150ZM193 148H194V147H193ZM193 148H192L191 150H193ZM220 148L223 149V151H222ZM250 148H253V149H250ZM263 148H264V147H263ZM4 149H5V150H4ZM47 149H48V150H47ZM77 149H79V150H77ZM109 149H111L112 152H114V149H115V152H114V153L110 152V153H111V154H110V153H109V151H110ZM137 149H138V151H137ZM236 149H235V151H233V152H236ZM238 149H239V148H238ZM254 149H256L257 151H261V152H258V153H257L256 150H255V152H254ZM6 150H8V151H6ZM34 150H35V151H34ZM43 150H44V151H43ZM49 150H51L52 152L50 151V153H53V154H50V153H49ZM54 150H55V151H54ZM74 150H75L76 152L80 153V154L77 153V154L79 155V157H78L79 162H78V159L75 158V155H76V154H75V151H74ZM85 150H86V149H85ZM145 150H146V151H145ZM153 150H154V151H153ZM170 150H171L172 152L175 151V152H174L175 154H176V152H177V155H178V153H180V158H179L180 160H177L178 157H176V155H175L174 153H171L170 156H169L170 158H169L166 154H168V151H170ZM179 150H180V152H179ZM212 150H211V152H212ZM218 150L220 151V153H222V152L224 153V154L222 153V154H223V155H222L223 157L220 156L221 154H218ZM231 150H232V151H231ZM30 151L33 153V154L31 155V156H33V160H32V159H31V160H32L34 163H32V161L30 160L31 163L29 162L30 164H28V166H26V167H27V169H26L25 165H23V166L21 165V161H22V160H20V161L17 160V161L20 163V164H19V163H17V161H16L15 159H16V158H17V159L20 158V159H25V161H26V156H25V154H28V155H29V153H27V152H30ZM116 151L119 152V153H117ZM124 151H126V152H124ZM131 151H132V152H131ZM136 151H137V152H136ZM143 151H144V153H143ZM181 151H183L182 154H181ZM206 151H207V153H208L207 155L204 154V153H206ZM209 151H210V150H209ZM25 152H26V153H25ZM31 152H30V154H31ZM38 152H40V153L42 152L41 155H43V154L46 155L45 160H43V158L45 157V155H44L43 157H41V155L39 156L40 153H38ZM54 152L56 153V155H54V154H55ZM97 152H99V153H97ZM107 152H108V154H107ZM130 152L132 153V158H133V159H131V158L129 159V158H128V157L131 156V153H130ZM145 152H146V153H145ZM148 152H149V153H148ZM186 152H187V153H186ZM247 152H248L249 154H248ZM21 153H23V154H21ZM24 153H25V154H24ZM34 153H35V154H34ZM36 153H38V155H36ZM69 153H70V155H67V154H69ZM123 153H124V154H123ZM125 153L127 154V156L130 155V156L127 157L129 160H126V157H125L126 155H125ZM128 153H130V154H128ZM154 153H155V154H154ZM198 153H199V154H198ZM16 154H18V155L20 154V155H19L20 157L18 158ZM121 154H123V156H120ZM151 154H153V155H151ZM159 154H160L161 156H160ZM172 154H174L175 156L172 157V156H173ZM184 154H186L185 156H186L187 158H188L189 155L191 156V157L189 156L191 159H190V158H188V159H190L192 163L195 162V161H193V160H194V159H197V158H198V160H197L198 162H199L200 159H203V158H204V159H203L202 163H203V162H206L207 157H208V156H211V157H208V161H209L208 164L206 163L208 166L205 164V167H207V169H206V168H205V169H206L207 171L205 170V172H204V168H202V166L204 167V164L201 163V164H202V166H201V165H199L198 163H196L197 166H198V165L201 166V168H202V170H203V171H201V169H198L199 166H198V168H197V166L194 165L195 163H193V165H194L198 170H200V171H198V170L196 171V168L192 165V167L194 168L193 170H195L196 172L192 171V173H190L189 171H191V170H189V168H190V165H191L192 163L190 164V162H189L190 160H188V159L184 156ZM232 154H233V156H232ZM236 154H237V155L239 154V157L236 156ZM246 154H248L250 157H251V156H255V157H257V158L251 157L252 159H253V158H254V159H257V160H260V159H261V160H260L261 162L258 161V163H257V160H256V163H254L255 160H252V159L248 161L247 159H249V157H248ZM250 154H252V155H250ZM259 154H260V155L263 154V155H261V156H263V157H261ZM15 155H16V156H15ZM23 155H24V156H23ZM28 155H27V160L29 161V158H30L31 156L29 155L30 157L28 158ZM48 155H49V156H51V155H52V156H55L57 160L55 159V157H54V158L51 157L52 159H50ZM57 155H58V156H57ZM59 155H61V156H63V157H61V156H59ZM65 155H67L68 158L66 157V159H62V160H63L62 162H59L58 160H60V158H65V157H64ZM88 155H89V156H88ZM92 155L95 156V157L97 156L96 158H94V159H97V160H94ZM100 155H101V156H100ZM124 155H125V156H124ZM138 155H139V156H138ZM144 155H145V156L147 155V156L145 157ZM164 155H166L165 157H167V159H168V158L171 159L170 161H172V162H170L169 160H167L166 163H164V161H162V158H165ZM171 155H172V156H171ZM187 155H188V156H187ZM234 155H235L236 157H235ZM240 155H241V156H240ZM243 155H244V156H243ZM257 155H258L259 157H258ZM13 156H15V157L13 158ZM37 156H38V158H37ZM86 156H88V157H86ZM133 156H135V157H133ZM137 156H138V158H136ZM143 156H144V157H143ZM150 156H151V157H150ZM155 156H157V157H155ZM162 156H163V157H162ZM181 156H182V158L184 157V158L182 159V161H181ZM192 156L194 157V159H192V158H193ZM202 156H203V157H202ZM205 156H207V157H205ZM216 156H217V158H216ZM11 157H12L14 160H13ZM34 157H35V158H34ZM40 157H41L42 159H41ZM47 157H48V159H50L49 161L54 162V164L51 163V164H53V165H51L49 162L47 163V161H48ZM58 157H60V158L58 159ZM72 157H74V158L71 159ZM121 157H122V158L124 157V158L122 159ZM153 157H154V158H153ZM195 157H196V158H195ZM199 157H200V159H199ZM218 157H221L222 160L218 159ZM241 157H242V159L244 158V159L246 160V162H245L244 159H243L244 162H243L242 159L240 160ZM4 158H5V159H4ZM88 158H89V159H88ZM117 158H119V160H118ZM134 158H135V161H134ZM139 158H141V160H140ZM213 158H214V159H213ZM258 158H260V159H258ZM8 159H10V161H9ZM11 159H12V160H11ZM34 159H37V160L34 161ZM46 159H47V160H46ZM98 159H99V161H98ZM110 159H111V161H110ZM120 159H121V160H120ZM136 159H137V160H140L139 163H142V162H144V160H145V163H142V167H143V168H140V166H138V168H134V164H136L135 167H137V163H138V162L136 161ZM146 159H147V160H146ZM157 159H158V160H157ZM205 159H206V160H205ZM211 159H212L213 161H211ZM223 159H224V160H223ZM233 159H234V160H233ZM235 159H236V160H235ZM4 160H7V161L3 162ZM93 160H94V162H93ZM102 160H103V161H102ZM104 160H105V162H104ZM106 160H108V162H109V163H108V166H110L109 164L112 162V160H114V161L111 163V166H112V164H113V165L115 164V166H113V170H112V171H111V169H112L111 166H110L111 169L108 167V169L106 170V166H107V162H106ZM116 160H117V161H116ZM122 160H124V161H122ZM125 160H126V161H125ZM130 160H133V163H131V162L128 163L129 165H127V166H128L129 168L126 167V166H124V167H125V168H124V169H125V173L128 171V173L126 174L128 177H127L126 175H123L125 178H124V177L122 178L120 175L125 174V173H124V171H122V170L120 171V169H123V167L121 168V165H120V164L123 163L122 165H125V164H127V163L124 164V162L130 161ZM163 160H164V159H163ZM186 160H188L189 163H188ZM214 160H215V161H214ZM216 160H217V161H216ZM218 160H219V161H224V162H226V163H224V162L222 163V164H224V165L226 164V167L223 166V165H218V164H216L215 162H218ZM225 160H228L229 163H228L227 161H225ZM229 160H230V161H229ZM232 160H233V161H232ZM237 160H238V161H237ZM13 161H14V162H13ZM23 161H24V160H23ZM25 161H24V163H25ZM36 161H37V162H36ZM38 161H39V162H38ZM42 161H43V162L45 161L44 164H43ZM56 161H57V162H56ZM60 161H61V160H60ZM66 161H67L68 163H69V161H70V163L72 162L71 165H69V164L67 165V162H66ZM74 161H76L77 163L74 162ZM81 161H82V162H81ZM96 161H98L99 163H100V162H101V163H106L105 166H104V164H102V165L105 167V169H104V167L101 165V163H100V167H103L102 169H104L105 171H107V172H109V173H108V174H107V172L105 173L100 167H98L99 165H97V164H99V163H98V162L96 163ZM121 161H122V163H121ZM149 161H151V162H149ZM154 161H156V162H159V161H160V163H158L159 165H160L161 163H163V165H160L161 168L158 167V165H157V167H158V169H160V171L157 169V167H156V169H155V168H150L152 165L155 166V164H157L156 162H155V164H154V163H153ZM180 161H181V162H180ZM183 161H186V162H185L186 165L189 166L188 169L185 168V167H186L185 164H181V163H183ZM200 161H201V160H200ZM239 161H240L241 163H240ZM250 161H252L254 164H253V165H250V164H251ZM10 162H12V163H10ZM26 162H27V161H26ZM80 162H81V165L78 164V163H80ZM89 162H90V164H89ZM117 162H118V163H117ZM119 162H120V163H119ZM134 162H135V163H134ZM213 162H214V163H213ZM234 162H235V163H234ZM237 162H238L239 164H238ZM249 162H250V163H249ZM16 163H17V164H16ZM27 163H28V162H27ZM39 163H40V166H41L40 168H42V169L44 170V172L49 173V172H47V171H50V175L47 174L49 177H52V176H53L52 173H51V171L56 170V169H53V168H51V167L56 168L55 166H57V168H58V167L60 168V165H64V166H65V164H66V166H65V167L61 166V168L63 167V168H62L63 171H62V169L60 168V170L62 171V174H58V173H57L58 175H56V177H53V179H52V178H48L49 180H50V179L52 180L51 183H50L49 180H46V177H45V180H46V183H45V182H44L45 180H43V178H44L43 176H47V175H43V174H45V173H43V170H41V169L38 167V164H39ZM55 163H56V164H55ZM57 163H58V164H57ZM74 163H76V165H75ZM87 163H88L90 166H89ZM92 163H93V164H92ZM94 163H95L96 165H94ZM130 163L133 164V165L131 166ZM139 163H138V165H139ZM148 163H150L149 166L151 165L150 167L148 166L149 168L146 166V165H148ZM171 163H172V164H171ZM199 163H200V162H199ZM212 163L215 164V165H212V166H213V167L215 166V168H216L217 170L214 169V168L212 169V167H211V165H210V164H212ZM218 163H219V162H218ZM244 163H245V166H249V165L252 166V167H247V169H246V167H244V168H245L246 170H248V171H249V168H250V170H251V171H249L250 174H248V171H246L244 168H243V169H244L246 172H245L242 168H241V170L239 169V168L242 167V166L239 167L238 165H244ZM22 164H23V162H22ZM25 164H26V163H25ZM46 164H48V165H46ZM73 164H74V165H73ZM116 164H118V165H116ZM165 164H166V165H165ZM168 164H169V166H168ZM173 164H177V165H179L178 168H179V167H181V168L183 167V168H182V169L180 168V170H181V171H180V170H178L177 167L175 168L176 165H173ZM188 164H189V165H188ZM230 164H231V165H230ZM234 164H236V165L239 167V168L237 167V169H238L239 171H242V172L244 171L243 174H239V173H238L239 171H238V172H237V171L235 172V171H233V169H231L232 175H231V173H229L228 171H227V172L225 171V170H228L230 166H232V167H233V166H236V165H234ZM246 164H247V165H246ZM261 164H263V165H261ZM19 165H20V166H19ZM26 165H27V164H26ZM72 165L75 166V167H73ZM82 165H83V167H82ZM86 165H87V168L89 167L88 169L86 168ZM140 165H141V164H140ZM144 165H145V166H144ZM170 165H171V166H170ZM184 165H185V166H184ZM209 165H210V166H209ZM217 165H218V166H217ZM259 165H261V166H259ZM42 166H43V167H42ZM68 166L71 167V168H69ZM94 166H96V167H94ZM130 166L133 167V168H131ZM173 166H174V168H175L177 171H176V170L174 171ZM220 166H221V167H220ZM228 166H229V167H228ZM29 167H31L30 170L28 169ZM32 167H33V169H32ZM34 167H35L36 169H35ZM44 167H46V169H45ZM84 167H85V168H84ZM91 167H92V168H91ZM114 167L117 168V170L119 169L118 171H120V172L114 170V169H115ZM146 167H147V168H146ZM192 167H191L190 169H192ZM218 167H219V168H218ZM227 167H228V169H227ZM260 167H263V169L260 168ZM47 168H50V169L47 170ZM68 168H69L70 170H69ZM75 168H76V169L78 168V170L80 169V171L76 170ZM83 168L86 169L85 172H84V174H83V171H82ZM98 168H99V169H98ZM144 168H146V169H144ZM164 168H165V171H167L168 169H169V171H168V172H165V171H164ZM220 168H223V169H225V170L221 169V171H220ZM230 168H231V167H230ZM233 168H236V167H233ZM25 169H26V170H25ZM37 169H40V170H37ZM66 169H67V170H66ZM72 169L75 170V172L78 171V172H80V173L77 172L78 175H75V174H77V173H75L74 171L72 172V171H71ZM84 169H83V170H84ZM90 169H91L92 171H91ZM93 169H94V170H93ZM109 169H110V171H109ZM124 169H123V170H124ZM127 169H128V170H127ZM161 169H162V170H161ZM209 169H212L213 171H212V170L208 171ZM218 169H219V170H218ZM237 169H236V170H237ZM10 170H11V171H10ZM32 170H33V171H32ZM36 170H37V171H36ZM58 170H59V169H58ZM58 170H57V171H58ZM60 170L58 171L59 173H61ZM64 170H65V171H64ZM87 170H88V172H86ZM89 170H90V171H89ZM96 170H97V171L102 170L103 173L107 174L106 177H105V175L102 174V173L94 172V171H96ZM134 170H135L137 173H135ZM143 170H145V171L143 172ZM153 170H154V171H153ZM157 170H158V171H157ZM171 170H172V171H171ZM182 170H185V171L188 170L186 174H188L190 178H193V179H194V177H195L194 180H197L196 178H197V177L200 178L201 176L204 177V178L207 177L206 180L208 181V183H209V182L211 183V181H213V182H212L213 184H211V185H210V183H209V184H206L207 181H206L204 184H203V183H202V184H199L200 181L202 180V177H201V180L198 179V180L196 181V182L198 183V181L200 180L199 183H198L199 185L197 184V185H198V186H197V185L194 183L195 181L193 182V180H191V179L189 180V179H188V176H187V175L184 173V171H182ZM214 170H216V171H214ZM234 170H235V169H234ZM252 170L255 171V173L252 172ZM26 171H27V172H26ZM31 171H32V172H31ZM34 171H36L37 173L41 172V173H39V174H40V175H43V176H42L43 178H42L41 176L39 177V176H38L39 174H38V175L35 174ZM66 171H67V172H70V171H71L72 174L75 173V174L73 175V176H75V179H74L73 176L71 177V172H70V176H68L69 179H68V178L65 179L66 177H64V176H66V175H64V174L69 175V173H66ZM131 171L133 172V174H132ZM140 171H141V172H140ZM147 171H150V172H147ZM162 171H164V172H162ZM170 171H171V173H170ZM173 171L176 172L175 174H177V172H179V173L181 174V175H179V173H178V175L175 176L177 180H176L175 177L173 176V175H174ZM222 171H223V172H222ZM224 171H225V174H224V175L226 176V174L228 173L229 177H227V176L225 177V176L222 175V174L224 173ZM6 172H7L8 174L12 172V174H9V175H8ZM19 172H22V173H23V172H26V173H23V174L27 176L26 178H27V180H28L29 182H28V181H25V182H27V183H25L24 180H21V178H19V181H18V180H17L18 177L22 174V173L19 174ZM28 172H30V173L32 174V176H30V173H28ZM33 172H34V173H33ZM81 172H82V173H81ZM115 172H116V173H115ZM142 172H143V173H142ZM151 172H152V173H151ZM157 172H159V173H158V174H155V173H157ZM193 172H194V173H193ZM198 172L201 174V176H198V175H200ZM201 172H202V173H201ZM218 172H220V173H218ZM242 172H240V173H242ZM256 172H257V173H256ZM85 173H87V174H85ZM92 173H94L95 175H93ZM117 173H118V175H117ZM119 173H121V174H119ZM129 173H131V174H129ZM134 173H135V174H134ZM141 173H142L143 175H140ZM149 173H150V174H149ZM153 173H154V174H153ZM160 173L163 174V175H161L162 177L164 176V177L166 178V179H165L166 183H165L164 181H163L164 183H163L162 181H161V183H160V181L156 180L157 178H156V179L154 178V177H156V176L158 177V175H159ZM166 173L169 174V175L172 174V176H173L174 178L171 177V176L168 177V176L166 175ZM182 173H183L184 175H182ZM196 173H197V174H196ZM206 173H207V174H208V173H211L212 177H213V176H216L217 173H218V175H217L216 177H220L221 175H222L223 177H222V176H221L220 178H215V177H214L213 179H216V180H213L212 177H211V175L208 174L209 177L212 179V180H209V179H208L209 177H208V175H207ZM215 173H216V174H215ZM221 173H222V174H221ZM235 173H236V174H235ZM251 173H252V174H251ZM17 174H18L19 176H18ZM33 174H35V175H33ZM81 174H82V175H81ZM91 174H92L93 176H95V182H94V177H93V179H91V178H92V176H90ZM98 174H100L101 176H102V175H104V176H102V178L100 179L101 176L98 175ZM109 174H110V175H113V174H114V175H113V179H115L114 177L117 178L118 176H120V177H118L119 180H115V181H120V180H122V181H120V182H121V183L124 182V183H123V184L120 183V184H121V186H122V185H125V186H122V187H124V188H121V186H120L121 190L119 191L118 189H120V188H118V189L116 188V184H117V183L114 185V186H115V187H114V186H113V184H114L113 182H115V181L112 179L111 176H108ZM202 174H203V175H202ZM204 174H205L206 176H204ZM214 174H215V175H214ZM257 174H258L259 176H258ZM7 175H8V176H7ZM12 175L15 176L16 179H15V177L13 178ZM16 175H17V176H16ZM24 175H22V177H23ZM28 175H29V176H28ZM36 175L38 176V179H36V181H35L36 183H35V182H33V181L35 180L34 177L37 178ZM59 175H61V176H59ZM63 175H64V176H63ZM80 175H81V176H80ZM83 175H84V176H83ZM97 175H98V176H97ZM130 175H132L133 177H135L134 175H136V177L138 176V179H137L136 177H135V178H136V180L142 182V183L139 182L141 185L144 184V183H146V182H143V181H147V180H148L146 184H148V185L150 184V185H149L150 188L148 187V185H145V184H144V187L142 186V187H143V188H142L141 185L138 183V181L135 182V183H133V182L136 181V180H135V178L133 179L132 176H131V178H130V177H129ZM139 175H140V176H139ZM144 175H145L146 177H145ZM191 175H192V176H191ZM219 175H220V176H219ZM242 175H243V177H242ZM247 175H248V176H247ZM256 175H257V176H256ZM260 175H261V176H260ZM54 176H55V175H54ZM79 176H80V177H79ZM96 176H97V177L100 176V177L97 178ZM151 176L154 178V180H156V181L159 182V183L156 182L157 185L155 184V185H156L155 187H154V183H153V182H155V181H153V180L151 179V178H152ZM166 176H167V177H166ZM184 176H186V177H184ZM238 176H239V177H238ZM253 176H255V178H254ZM7 177H8V178L11 177V181L14 179V182L12 183V182L10 181V179H8ZM20 177H21V176H20ZM24 177H25V176H24ZM24 177H23L22 179H24ZM76 177H77V179H76ZM103 177H104V178H103ZM107 177H111V178H108V179H109V180L111 179L110 181H111L112 184H109V183H108L109 185H106V186H100V185H101L100 180H101V182H102L103 179L105 180V182H110V181L106 180ZM141 177H142L143 179H142ZM149 177H151V178H149ZM164 177H163L162 179H164ZM182 177H184L185 179H184L183 182H180L181 180H183ZM230 177H233V179L231 180ZM236 177H237L238 179H236ZM240 177H241V179H240ZM244 177H245V178H244ZM259 177H261V178L263 177V178L260 179ZM26 178H25V179H26ZM29 178H30V180L32 179V182H33V183L29 180ZM40 178L42 179V182L40 181ZM54 178H56V179L54 180ZM61 178H62V179H61ZM70 178H73L72 181L75 180V183H76V184H75L74 182H72ZM96 178H97V179H96ZM105 178H106V179H105ZM118 178H117V179H118ZM127 178H128V179L130 178V179H129L130 181H127V180H126L127 183H129V184H131V185L133 184V186L136 184V185H137V188H138V189L140 188V189L137 190V189H136L135 187H133V186H132V188H130V185L127 184L126 181H125V179H127ZM144 178H145L146 180H145ZM147 178H148V179H147ZM169 178H170V181L173 180V179L176 180V181L173 180L172 183H171V182H169ZM186 178H187V179H186ZM204 178H203V179H204ZM223 178H228V181L226 180V183H227V184H228L229 182H232L234 179L237 180V181L234 180V183H233L234 185H232V184L230 183L232 186L230 185L231 187H229L230 190H232L233 186H236L235 189H236V190H239V191H236V190L234 189V190L231 191V192H233L234 194H236V197L241 196V195H242L241 193H243V195L245 194V192H246V194H248L247 191H251V189L254 190L255 188H258V189H257L258 192H257L256 189H255V192L258 193L257 195L255 194V192L253 193V191H252V192H249L250 194H248V195H244V196H241L240 198H243V197H245V196H246V197L251 196L252 199H253V197H254L253 195H254V194H255L256 196L259 195V197H254L252 203L250 202V199H245V198H246V197H245L244 200L242 199V201H240L241 199H239V200L237 201V203L235 202L236 205L233 204V203H231V207H229L230 205L228 206L226 202L228 201V204H230L229 201H231V199H232L233 201H236V200H235L236 197L234 198V196H232L233 193L231 194L232 197L229 195L231 192H230V190H227V188H225V184H223L224 181H225V179H223ZM229 178H230V181H229ZM246 178H247V180L250 181V182L248 181L247 184H246V181H245ZM250 178H251L252 180H251ZM58 179H60L61 181L58 180ZM64 179H65V182L68 181V182H67L68 184H70V182H71V184H74L72 187L75 186V189H78V187H79V188L81 187L80 190H81L82 192L79 193V195H78L77 192H80V191H78L79 189H78L77 192H76V190H75L74 188L71 189L70 185L66 186L67 188H66L65 186H63V184H64V185H67V183H66V184L64 183ZM87 179H88V180H93V182H92V181H89V182H88ZM149 179H151V183H152V184L149 182V181H150ZM159 179H160V175H159ZM219 179H221L220 181L223 180V183H222V182H219ZM239 179H240V182H239ZM244 179H245V180H244ZM256 179H257L258 181H257ZM38 180H39V181H38ZM56 180H58V181H56ZM69 180H70V181H69ZM76 180H77V181H76ZM86 180H87V182H85ZM104 180H103V185L106 184V183H104ZM132 180H134V181L132 182ZM188 180H189L191 183L193 182L194 185H195V187H194V185H193V183H192V184H189V185H188L189 187H191L190 185H192V187L189 189V187H188L187 185H185V183H184V182H187ZM253 180H255V182H254ZM8 181L11 182V183H9ZM16 181H17V182H16ZM20 181H21V182H20ZM22 181H23V182H22ZM37 181H38V183H37ZM62 181H63V182H62ZM189 181L187 182V184L189 183ZM202 181H204V180H202ZM214 181H216V182H214ZM251 181H252V182H251ZM15 182L18 183V184H16ZM55 182H59V183L61 182L60 185H59V183H58V185L60 186V187H59V188H60V191H61V189H62L61 193L58 191L59 189H58L57 185L55 186V187H57V188H55V191H54L53 188H51V187H52L51 185H53ZM96 182H98V184H99L100 187L96 186V184H97ZM131 182H132V183H131ZM177 182H178L179 184H177ZM237 182L240 183V184H241L242 182H245V183H244L245 186L242 187L244 184H241V190H240V189H239L240 186L238 185ZM253 182H254V185H253ZM23 183H25L26 185L23 184ZM29 183L32 184V185L27 186ZM40 183H41V184H40ZM43 183H45V185H44ZM47 183H49V184H47ZM86 183H88V184H86ZM91 183H92V184H91ZM170 183H171V185H170ZM183 183H184V184H183ZM219 183H221V184L219 185ZM248 183H249V184H248ZM251 183H252V184H251ZM12 184H13V185L15 184V185L13 186ZM19 184H20V185H19ZM33 184H35V185L38 184V188H37V190L40 189V190H39L40 192H38V191L35 189L36 191L33 192V194H34L33 197H35V194H37V193H40V194H41L42 189L39 188V186H41V187H42V186H45V187H46V186H47V187L49 186V189H48L49 191L47 190V187H46V188L43 187V190L46 189L48 192H50V190L52 189L51 192H50L51 194H50V193L48 194L49 196H48L47 194H45L46 192L42 191V192L46 195L47 198L45 199V198L43 197L45 201L41 202V201L43 200L42 197H41L42 200H41V201L38 200V203H36V205L38 204L39 206L41 205V206H44V207H46V208H44V207H39V206L37 207V206L34 204V202L37 201V200H36L37 197H36V199H35V201H34V200H33L34 198L31 197V195H33V194H32V193H29V191L32 192V190H33V189H31L30 187L32 186V188H33V187L35 186V185H33ZM56 184H57V183H56ZM81 184H82V185H81ZM93 184H94V187H98V188H101V187H102V188H101V191H102V192L100 191L101 193H100V192H99V193H96V192H98V191L100 190V189H98V188H97L98 190H97L96 188H95L96 190H95L94 188L90 189V186L93 185ZM120 184H117V187H118ZM158 184H162V185H163V186L160 185V188H161V189L159 188V190H158V187H159ZM167 184H169V185H167ZM182 184L185 185V187L182 186ZM222 184H223L224 187L221 186ZM227 184H226V185H227ZM236 184H237V185H236ZM23 185H25L26 187H24ZM83 185H84V186H83ZM110 185H112V187H110ZM126 185H128V186H126ZM136 185H135V186H136ZM138 185H140V187H138ZM151 185H152V187H154V188H152V190H151ZM173 185H174V186H173ZM175 185H176V186H175ZM177 185H178V186H177ZM218 185H219V186H218ZM247 185L250 186V187H247ZM53 186H54V185H53ZM61 186L65 187L66 189L63 190V187H61ZM107 186H109V187H108L109 190H106V189H107ZM164 186H165V187H166V186L169 187V190L167 191V188H165ZM180 186H181V191L184 189V190H183L184 192L182 191V192H179V193H178L179 189H178V191H177L176 188H179ZM204 186L207 187L208 190H205V187H204ZM213 186H214L215 188H216V186H218V187H217L218 193H217V190H216ZM228 186H229V185H228ZM237 186H238V189H237ZM252 186H253V187L255 186V187L252 188ZM256 186H258V187H256ZM28 187H29L30 190L27 189ZM76 187H77V188H76ZM92 187H93V186H92ZM103 187H105L106 189H105V188L103 189ZM125 187H128V188H125ZM162 187H164L163 190H164V189L166 190L165 192L162 190ZM186 187H187V188H186ZM203 187H204V188H203ZM221 187H222L223 189L225 188V193H224V194H226V190H227V192H228V191L230 192L229 194H228V193L226 194L227 196L229 195L230 200H228L229 198H228L226 195H223V196H222V198H223L222 200H225L224 198H226L227 201L225 200L226 202H223V203H216V204H217V205H216V208H219V207H220V208H219L220 211L222 210L221 212H224V213H225V211H227V210H228V213H229V208L231 209V214H232L231 217H232V219H235L236 217H237V219H238V220L235 219V220L237 221L236 224H235V222H234V224L237 225V226H234L235 229H234V228L231 229L232 226H231L230 221H232V220L230 219V221L228 222L229 217H230V216H229L230 214L227 215V214H228L227 212L225 213V215L228 216V218L226 217V218L228 219L227 221H225V219H226L225 216H224V217L221 216V218H223V220H224L227 224H226L224 221H221V219H220V221H218V219H217V217L219 218L218 215H216V218H215V216H214L216 211L219 213V211H218L219 209L216 210V208H214V207H215L214 204H215V202L219 201V198H216V200H214L213 197H214L215 195H214L213 193L216 192L217 195H218V197L220 196V198H221V195H222L223 192H224V190H223ZM246 187H247L248 190L246 189ZM25 188H26V189H25ZM35 188H36V187H35ZM50 188H51V189H50ZM69 188H70L72 191L74 190L73 192H74L75 194L72 193V192H70V193H72V196H73V197L70 196V193H66V192H68V189H69ZM114 188H115V189H114ZM129 188H130V189H129ZM145 188H146V189H145ZM173 188H174V189H173ZM182 188H183V189H182ZM197 188H198V189L200 188L201 190H198ZM210 188H211V189H210ZM219 188L222 189L223 192H220ZM229 188H228V189H229ZM242 188H243V189H242ZM250 188H251V189H250ZM24 189H25V190H24ZM57 189H58V190H57ZM102 189H103V190H102ZM125 189H126V190H125ZM135 189H136V190H135ZM155 189H156V190H155ZM185 189L188 190L187 192H189V193L191 192V193H190V194H191V195H190L191 198H190L189 194L187 195V192L185 193V191H186ZM191 189H192V190H191ZM196 189H197V190H196ZM203 189H204V190H203ZM213 189H214V191H213V193H212L211 191H212ZM245 189H246V190H245ZM27 190H28V191H27ZM46 190H45V191H46ZM122 190H123V191H122ZM154 190H155V191H154ZM157 190H158V191H157ZM194 190H195V192H194V194H192V193H193L192 191H194ZM209 190H211V191H209ZM215 190H216V191H215ZM10 191H11V192H12V191H13V192L15 191V192H17L18 195H17L15 192H14V193H13V192L11 193ZM23 191H24V192H23ZM26 191H27V193H26ZM33 191H34V190H33ZM56 191H57V192H56ZM65 191H66V192H65ZM90 191H91V192H90ZM95 191H96V192H95ZM113 191H115V192H116V191H117V192L119 191V192H120V195H119V193H117V192H116V193L114 192V194H113ZM134 191H135V192H134ZM139 191L141 192L140 194H139ZM142 191H145V192H142ZM148 191H150V192L148 193L149 198H151L150 200H152V197L155 196V197L153 198V199H155V200H152V201H154L155 203L151 201V204H150V201H148V203L145 204V201H144V200H145V199L148 200V196H147V192H148ZM153 191H154V192H153ZM162 191H163V192H162ZM171 191H172V192H171ZM173 191H174V192L176 191V192L179 194V196H178L176 193L173 194ZM196 191H197V192H196ZM198 191H199V192L201 191V192H200V195H202V196H199V198H198V200H197V199H196V196H197L196 193H198V195H199V192H198ZM202 191H208V192H211L214 196H212V194H211V196H210V195L208 194V192H202ZM19 192H20V193H19ZM21 192H22V193H21ZM36 192H37V193H36ZM63 192H64V193H63ZM83 192H84V193L86 192V195H85V196H86V200H88V202H86L87 205L84 204V203H82V202L85 201V200H84V199H85V196H83V194H82ZM152 192H153V193H152ZM157 192H160V193H157ZM167 192L171 193L170 195H172V196L175 195L176 197H175V196H174V197L176 198V200H175L174 197L172 198V196H171V198H172L173 200H172L171 198H169V199H168L169 202L167 203V201H168L167 198L170 197V196L168 195L169 193L166 194ZM5 193H6V194H5ZM10 193H11L12 195H11ZM24 193H25V194H24ZM43 193H42V194H43ZM121 193H123V195H122ZM142 193H146V196H147V197L143 194V195L146 197V198H145V197L143 198V196H141ZM155 193H156L157 195H158V194H161V196H164L163 198H162L161 196H159V197L162 199V202H161V203H160V201L157 199V200L159 201L158 204H159V206L161 205V207H157V206H155V204H157V202H158V201L156 200V198H158V197L156 196ZM163 193H164V194H163ZM180 193H182V196H183V197L181 196ZM183 193H185V195L188 196V197L192 200V201H188V202H189V205H192V203H191V202H193L192 196H194L193 198H194V200L196 199V202H193V204H195V205L192 206V207L194 208L195 206H197V207H198V206H199V207L201 206L200 208H201L202 210H201L199 207H198V208H199L198 210H197V209L195 210V208L193 209L191 206L187 205L188 202H186V200H189V199H186L187 197H185V195H184ZM216 193H215V194H216ZM238 193H240L241 195L238 194ZM251 193H253V194L251 195ZM14 194H16V195L13 197ZM19 194H22V195H19ZM26 194H27V195H26ZM29 194H31V195H29ZM42 194H41V196H42ZM52 194H53V195H52ZM55 194H59V195H61L60 197H61V199H63V200L60 199V200H61V204L63 203L62 201H64V200H67V201H64V203H63L62 206H61L59 203H58V204H56V202L53 203V201H51V200H55V198H53ZM64 194H67V195L69 194L68 196H70V197H68V198H70V199L67 198V195H66L65 197L63 196V198H62V195H64ZM73 194H74V195H73ZM131 194H132V195H131ZM137 194H138L139 196H138ZM149 194H150V195H149ZM154 194H155V195H154ZM5 195H6V196H7V195L10 196V197L8 196V198H7V199H9V198L11 199V200H9L10 204H9V202L7 201V199H6V200H1V199H3V198L6 197ZM28 195H29L30 198H28ZM38 195H39V194H37V196H38ZM45 195H44V196H45ZM51 195H52V196H51ZM81 195H82V196H81ZM115 195H116L118 198H116V199L113 201V197H114ZM128 195H129V196H128ZM134 195H137V196L134 197L136 200L133 199V197H132V196H134ZM153 195H154V196H153ZM167 195H168V196H167ZM195 195H196V196H195ZM204 195H205V196H204ZM207 195H208V196H207ZM24 196H25V197H24ZM39 196H40V195H39ZM50 196H51V197H50ZM80 196H81V197H80ZM87 196H88V199H87ZM116 196H115V197H116ZM121 196L123 197V199H122ZM126 196H128V197H126ZM177 196H178V197H181V200H182V202H181V200H180V201L178 200L181 204H180L179 202H177V206H178V203H179V206H180V207H178V208H180V209H176V208H174V207H177L176 205H174V204H175L174 202H176L177 199H180V198H177ZM209 196H210V198H212V200L209 199ZM11 197L13 198V201H12V198H11ZM15 197H17V198H15ZM22 197H24V200H23ZM55 197H56V198L58 197V199L60 198L58 195H56ZM76 197H78L79 200H77ZM79 197H80V198H79ZM90 197H91V198H90ZM96 197L98 198V201H97V198H96ZM120 197H121V198H120ZM124 197H125L126 199H125ZM136 197H137V198H136ZM140 197L143 198V199H142L143 201L140 199ZM165 197H166V198H165ZM200 197H202V198H204V199H205V197H206V198L209 199V200L207 201V199H206L205 202H197V201H203V200H200V199H201ZM216 197H217V196H216ZM251 197H250V198H251ZM261 197H262V200H260ZM25 198H26V199H29V200L27 201L28 204H29V201H31V199H32V202H30V203H31L32 207L34 208V210H32L33 208H31V207L27 204V202H25ZM73 198H74V199H73ZM95 198H96V199H95ZM106 198H107V199H106ZM160 198H159V199H160ZM227 198H228V199H227ZM248 198H249V197H248ZM255 198H256V199H255ZM257 198H258L259 200H258ZM16 199H17V200L20 199L19 202H21V203L18 202V204H17V200H16ZM38 199H40V198H38ZM72 199H73V200H72ZM101 199H102V202H101ZM127 199H128V200H127ZM130 199H131V200H130ZM170 199H171V200H170ZM185 199H186V200H185ZM236 199H238V198H236ZM22 200H23V202H22ZM47 200H48V201H47ZM118 200H119V201H118ZM133 200L136 201V202H134L135 205H134L133 208L131 207V210H130V211H128V210H129L128 208H130V206H132V205H131V203H130V206H129V204H127V203H128V202H132ZM138 200H141L142 203H144V204L146 205V206H145L144 204H142V205H144L145 208H144L143 206H142L143 208L140 207L141 205L138 206V204H139V203H138ZM147 200H146V202H147ZM184 200H185V201H184ZM210 200H211V202H213V204H210V202H209ZM222 200H220V201H222ZM248 200H249V201H248ZM254 200H255V201H254ZM257 200H258V201H257ZM4 201H6V202H8V203L4 204ZM39 201L41 202V204L39 203ZM73 201H74V203H73ZM89 201H90V202L92 201L94 204H95V202H96V203H99V202H100V204H102V205L104 204L103 206H104L105 209L107 208V210L105 211V210L103 209V207H102V209H100L101 211H99V208H101L100 206H102V205H99V207H98V206H96V205H97V204H96L95 207H98V208H95V207L93 206L94 204H91L92 202L89 203ZM107 201H108V202H107ZM120 201H122V202H121L122 204H123V202H124V205H125V203L127 202V203H126V204H127L126 206H128V207H127V211H128V212H125L126 208H124V207H125L124 205H123L124 207H123L122 205H120V204H121ZM141 201H140V202H141ZM172 201H173L174 204H172ZM214 201H215V202H214ZM220 201H219V202H220ZM233 201H232V202H233ZM243 201H247V203L245 202V203L247 204V206H246V204L244 205V203H240V202H243ZM259 201H260V202H259ZM261 201H262V202H261ZM11 202H15V205L17 204L19 207H15V205L13 206L14 203H12V205H11ZM70 202H72V203H73L74 205H76V206H77V203H78V204H79L78 206H80V207L83 206V205H85V208L83 207V209H81V208L79 207V208H80V211L82 210V211L80 212V211L78 210V206L75 208V206H73V204L70 203ZM76 202H77V203H76ZM79 202H81L83 205L80 204ZM103 202H104V203H103ZM113 202H116V203L113 204ZM185 202H186V203H185ZM206 202H209V203H206ZM238 202H239V204H241L240 206H239ZM249 202H250L251 204H250ZM253 202H254V203H253ZM23 203H26V204L23 205ZM47 203H49V205H48ZM50 203H51V204H50ZM88 203H89V204H88ZM106 203H110V204H106ZM190 203H191V204H190ZM204 203H206V205H205ZM1 204H3V205H1ZM8 204H9V205H8ZM20 204H22V205H20ZM42 204H44V205H42ZM64 204H65V205H68V204L70 205V204H71V205H70V208H72V209L69 210L70 208H69L68 206L65 207ZM117 204H118L119 206H118ZM148 204H150V205H148ZM153 204H154V205H153ZM162 204H164V205H162ZM167 204H171V205H167ZM207 204H210L211 207H212L213 209H212V208H209L210 205L207 206ZM237 204H238V205H237ZM253 204H254V205H253ZM257 204H259V206H260V204H261V206L259 207V206H257ZM26 205H28L29 207L26 206ZM45 205H47L48 207L45 206ZM54 205L57 206V209H58V207H60V209L62 210V212H60V211H61L60 209H59L60 211L58 210V213H57V212H52L53 209H56V207H55ZM88 205H89L90 208H89V207H86V206H88ZM107 205H112V207H113L114 209H113L111 206L108 208ZM115 205H117L118 210H120V208H124L125 210L123 209L122 211H124L125 213L122 212V211H121L122 213H121L120 211H119V213H118V212H115V210L117 209V208L115 207ZM147 205H148V206H147ZM151 205H152V206H151ZM172 205H173V206H172ZM181 205H182V206H181ZM212 205H214V206H212ZM220 205H221V206H220ZM226 205H227V206H226ZM232 205H235V207H233ZM251 205H252V206H251ZM3 206H4V207H3ZM20 206H21V209H19ZM34 206H35V207H34ZM53 206H54V208H53ZM72 206H73V207H72ZM121 206H122V207H121ZM186 206H187L189 209H192V210L187 211L188 208H187ZM202 206H203V207H202ZM206 206H207V207H206ZM217 206H218V207H217ZM237 206H238V207H237ZM249 206H251V208H248ZM256 206H257V209H255ZM119 207H120V208H119ZM154 207H157V208H154ZM167 207H168V209L165 210V208H167ZM172 207H173V209H172ZM181 207H182V208H181ZM184 207H185V208H184ZM226 207H227L228 209L224 211V209H226ZM232 207H233V208H232ZM243 207H244V209H243ZM258 207H259V208H258ZM40 208H43L44 211L41 210ZM62 208H63V209L65 208L68 212H72L71 214H72V215L74 214V215H75L74 218H75V219L77 218V219L75 220V219L73 218V216H72L73 219H71V218L68 219V218H67L68 215H67V213H66V210L64 209V210H65V211H64ZM68 208H69V209H68ZM73 208L77 209V211H79V212L75 211V209H73ZM87 208H89V209H87ZM91 208H92V209H91ZM115 208H116V209H115ZM137 208H138V209H137ZM140 208H142V210H141ZM158 208H160V209H158ZM161 208H162V210H161ZM206 208H207V209H206ZM222 208H224V209H222ZM234 208H235L237 211H236ZM240 208H242V211L245 212V213H246V211L249 210V209H250V210H253V208L258 212V213H257V212H254V214L256 213V215L253 216V217H255V216L257 217V218L255 217L256 219H254L256 222L258 221L257 223L255 222V223L257 224V225L255 224L256 226L254 225V221H253V219H252L253 217H250V216L253 215V214L250 213L251 215L248 216V214H249L248 211H247V214H246L248 218H245V214H244V217H240V218H243L244 221H242V220L239 219V216H241V215L243 216V214L241 213L242 211H241ZM245 208H247V209H245ZM263 208H264V207H263ZM57 209H56V211H57ZM86 209H87V210H86ZM90 209H91V210H90ZM93 209H94V210H93ZM95 209H96V210H95ZM135 209H137V210H135ZM143 209L147 210L148 212H146V211L144 212ZM156 209H157L158 211H156ZM174 209L176 210V212H178V210L181 211V212H183L182 210H186V211H185L186 213L184 212L185 215H184L183 213H181V212H179V214H178V213H176V212L174 211ZM208 209H210V210L212 209V210H216V211H212V210L210 211V210H208ZM72 210H74L75 213H73ZM84 210H86L87 212H86V213L83 212ZM118 210H117V211H118ZM134 210H135V211H134ZM138 210H140L141 212L138 211ZM159 210H160V212H159ZM163 210H164V211H163ZM167 210H168V212H166ZM204 210H205V211L208 210V211L206 212L207 214L209 213L208 215H206L207 218L205 217V214L203 215L202 212H200V211H203V212L205 213ZM238 210L240 211V214L238 213V212H239ZM245 210H246V211H245ZM250 210H249V211H250ZM2 211H4V212H2ZM39 211H40V212L42 211L41 213H43L44 215H42ZM54 211H55V210H54ZM63 211H64V213H63ZM93 211H95V212H93ZM103 211H105V212H103ZM113 211H114V212H113ZM170 211H174V213H172V212H170ZM191 211H194V213L191 212ZM235 211H236V212H235ZM28 212H29V213H28ZM59 212H60V213H59ZM91 212H92V213H91ZM106 212H107V215H106ZM153 212H154V214H153ZM155 212H156V213H155ZM158 212H159V214H161V213L164 214V213H165L164 216H165V217H168V216H169L168 218H170L171 213H172L171 218H172V217H173V218H172L171 222H168L167 219H166L163 215H158ZM169 212H170V213H169ZM221 212L219 213V215L221 214ZM232 212L235 213V214L237 213L236 215H238V216H236L235 214L233 215ZM251 212H252V211H251ZM261 212H262V213H261ZM19 213H21V214L19 215ZM55 213H57V214H55ZM61 213H63V214H61ZM78 213H83L85 217L82 215V216H83V219H82V218H81L82 216L80 217L81 214L78 215ZM90 213H91V214H90ZM109 213H110V215H109ZM135 213H136V215H137V214H139V215L136 216V215H134ZM140 213H141V214H140ZM190 213H191V215H193V217H194V216L197 217V216H199V215H200V216H203V217H202L203 220H202V218H201L200 216H199V218H197V219H196L195 217H194V218L191 217ZM198 213H201V214H198ZM213 213H214V214H213ZM218 213H216V214H218ZM24 214H26V216H25ZM51 214H52V215H51ZM54 214H55V215H54ZM94 214H95V215H94ZM113 214H114V216L116 215L115 218L113 217ZM120 214L124 216V217L122 216V217H123V221H126V220H124V219H127L126 223H127L128 221H129V223H130V220H131V224L134 223V222L132 221V219L135 221V223H136L138 220H140V223H138V225H137V226H139V227H135L136 224H137V223H136V224H132V225H135V226H134V227H133V226H130V227H132V228H130V227L128 226L129 223H127L128 225L125 224V227H127L128 229L130 228V229H129V230H125V229H124L125 227L122 228L123 225H124V223L119 221L120 219H121V221H122V217H121ZM142 214H143V215H142ZM155 214H156V216H159V217H156ZM169 214H170V215H169ZM186 214H187V215H186ZM211 214H212V217H213V218L211 217ZM257 214H259V215L257 216ZM17 215H19V216H17ZM21 215H22V216L24 215V216H23V217H24V220H21V219H23V217H22ZM53 215H54V216H53ZM62 215H63V216H62ZM64 215H65V216L67 215V216L65 217V218H67L66 220H68V221H69V220H73V225H72V226H73L74 228H78V227H79L78 225H81V224L83 225V223H85V221H87V220H88L87 222H88V225H89V226H91L92 222L95 220L94 222H95V225H96V226L94 225V226H95L94 228H91V227H90V228H87V227H88L87 222H86V224H85L86 226H85V225H84V226L81 225L80 227H82V231L84 230V232H85L86 234H84V232H83L82 234L80 233L81 235H84V236H82L81 238H83V237H84V238H83V239H80L79 237H77V239H76L75 236L80 235V234L78 233V232H79V230H78L79 228L77 229V230H78V231H77L76 229H74V230H73V228L71 229V227L69 228V226L66 227L65 224H64V223H66L65 218H63ZM69 215H70V214H69ZM111 215H112V217H111ZM117 215H118V219H119V220L117 219ZM140 215H141V216H140ZM145 215H146L147 217L149 216V219H148V220H150V218H151V220H152V216H153V215L158 219V220H154V221L152 220L154 226L152 225L151 221H150V222L147 221L149 224L151 223L150 226H149V224H148V225L145 224V223H147V222L144 223V220H145V219L147 220V218H146ZM150 215H152V216H150ZM177 215H179V217H181V218L175 217L176 219H174V216H177ZM222 215H223V214H222ZM41 216H42V217H41ZM43 216H44V217H43ZM92 216H93V217H92ZM119 216H120V217H119ZM125 216H126V218H125ZM139 216H140V217H139ZM142 216H145V219H144ZM161 216H162V217H161ZM183 216H185V217H184L185 219H186V217H187V219H188L189 217H191L193 220H192V219H189V221H188L187 219H186V220L184 219V220H185L184 222H185V223H186V222L188 223V225H187V223H186V225H185L184 222H182V223L180 222L181 220H183V219H182ZM188 216H189V217H188ZM235 216H236V217H235ZM20 217H22V218H20ZM34 217H37V218H39V219H36V218L34 219ZM48 217H50V220L47 219ZM61 217H62V218H61ZM68 217H69V216H68ZM70 217H71V215H70ZM88 217H91V218H88ZM106 217H107L108 220H106ZM108 217H109V218H108ZM163 217H164L166 220H165ZM210 217H211V218H210ZM231 217H230V218H231ZM233 217H234V218H233ZM259 217H260V218H259ZM27 218H28V219H27ZM29 218H30V220H29ZM31 218H33V220H32ZM52 218H53V220H52ZM57 218L60 219L59 221H62V219H64V221H62L63 223L59 222V221L57 220ZM79 218H80V219H79ZM84 218H85L86 220H85ZM104 218H105V219H104ZM129 218H130V220H128ZM134 218H135V219H136V218H140V219L135 220ZM161 218H163V219H162L163 222L166 221V222H165L166 224L163 223V222H160V221H162ZM171 218H170V219H171ZM177 218H178V220H177ZM200 218H201V219H200ZM204 218H206V219L204 220ZM214 218L217 219V221H218L219 223H220V222H221V223L224 222L225 224H223V223H222V224L225 225V227H228V229H227V231H226V230L224 229V228H225L224 226H223L224 228H222V226H220V224H221V223H220L218 227H219V228H222V229H221V230H220V229L217 230L218 227H215V230H216V231H219V232H216V231H215V232H213V235H210L209 237H206V235H205L206 233H205V232H207V228H208V229L210 228L209 230L211 231V230H212L211 228H212V224H213V223H214L213 226H215V222H212ZM40 219H41V220H40ZM54 219L57 220V221H58L57 223L60 224V225L57 224V227H55V224H56V223H55V220H54ZM141 219H143V220H141ZM153 219H154V218H153ZM173 219H174V220H173ZM194 219H196V220H194ZM209 219H210L211 221H210ZM215 219H214V221H215ZM248 219H249V220H248ZM259 219H261V220H263V221H261V220H259ZM27 220H29V222H27ZM44 220H47V221L44 222ZM48 220H49V221H52V222H50V224H49V223H47ZM80 220H81V222L83 221V223H81ZM89 220H90L91 224H89V223H90ZM102 220L104 221L103 223H105L106 221H108V222L106 223V225L109 224V222H110L111 220L114 221V222L118 220V221L120 222L119 226H117V225H118V223H117L118 221L115 222V224L112 223V224H114V225L109 224V226H107V228L110 227V229H113V230H114V231L111 230V232L113 231V232H112L113 234H114V232H115V236H114V237H112L113 234L110 233V229H107L106 226H105V224H104V225L102 224ZM164 220H165V221H164ZM175 220H176V223H175ZM190 220H191V221H190ZM197 220H198V221H197ZM235 220H234V221H235ZM239 220L242 221V223L244 222L243 224H244L245 226L243 225V226H242L243 228H242V227L240 228V226L238 225V224L240 223ZM245 220H246V221H249V222H246ZM31 221H36V223H37L36 225H37V226H38V223H39L40 226H43L45 223H46L47 225L45 224V226H43L44 228L39 227V226H38V227H37V226L35 227V225H34L35 223L32 222L33 225L31 224L32 226H30V228L28 229L27 227H29V225H26V223L30 224ZM40 221H42V223L44 222V224L42 225V223H41ZM74 221H75V222H74ZM112 221H111V222H112ZM142 221H143V223H144L145 225H143V227L141 228V223H142ZM169 221H170V220H169ZM209 221L212 222V223H210ZM251 221H252V222H251ZM70 222H71V221H70ZM77 222H78V225H77ZM94 222H93V224H94ZM138 222H139V221H138ZM167 222H168V224H167ZM199 222H200L201 224H203V225H204V223H205L204 226H203V225L201 226V227H203V228H204V227L206 228L207 225L210 226V224H211L210 227H207L206 229L204 228V229L206 230V231L204 230L205 232L203 231V229L201 230V232H200V231H199V232L197 231V233H199L200 236H202V237H206L205 239L202 238V237L199 238V237H198L199 235H198L196 232L193 231V230H196V229H197V230L201 229V227H200L201 224H199ZM206 222H207V223H206ZM238 222H239V223H238ZM259 222H260L261 224H259ZM40 223H41V224H40ZM67 223H69V222H67ZM67 223H66V225H68ZM74 223H75L76 225H75ZM96 223H99V224H96ZM154 223H155V224H154ZM169 223H170V224H169ZM171 223H173V225L178 223V225H177L178 228H177V226H173V225H172V226H173V227H172V226H171ZM179 223H181V226H180ZM197 223H198V224H197ZM216 223H217V222H216ZM237 223H238V224H237ZM242 223H240V224H242ZM250 223H251V224H250ZM4 224H5V225H4ZM52 224H53V225H52ZM61 224H64L65 228L69 229V230H68L69 233H68V232L66 233V229L63 228V225L61 226ZM93 224H92V226H93ZM116 224H117V225H116ZM131 224H130V225H131ZM164 224L166 225V227L169 226V228H167L168 230L165 229V231H167L166 234H165V231L163 232L164 227H165V226L163 227ZM193 224H194L195 227H196V225H198V226H197L198 228H197V227L194 228V227H191V226H190V225H193ZM195 224H196V225H195ZM222 224H221V225H222ZM232 224H233V222H232ZM247 224H248V225H247ZM7 225H8V226H7ZM20 225H21V226H20ZM58 225L61 226V227L63 228V230H62L61 232L67 234V235H66V236H68L67 239H68V238L70 239L71 237H72V238L74 237V238H73V239H75L74 241H71V242L69 241L71 244L68 243V241H65V240H64V238H66V237H65V235H62L63 233L61 234V233H59V232L56 231V229H57V230H58V229H62V228H58ZM97 225H98V226H97ZM115 225H116V227H115ZM120 225H122L121 228L124 229V231H121V229H119V231H115V230L118 229L117 227H120ZM167 225H168V226H167ZM217 225H218V224H217ZM227 225H228V226H227ZM258 225H259V226H258ZM9 226H10V227H9ZM46 226H47V227H46ZM50 226H51V228H49ZM75 226H76V227H75ZM77 226H78V227H77ZM111 226H112V227H111ZM144 226H146V227H145L146 229H143ZM147 226H149V227H147ZM170 226H171V228H170ZM182 226H183V227H182ZM184 226H185V227H184ZM247 226H249V227H247ZM252 226H254V229H252V228H253ZM31 227H32V228H31ZM33 227H35L36 229H35V228L33 229ZM54 227H55V229H53V230L56 231V232L54 231L55 233H54L53 230H52V228H54ZM84 227H85V228H84ZM162 227H163V228H162ZM166 227H165V228H166ZM179 227H180V228H179ZM188 227H189V229H187ZM190 227H191L193 230H190V229H191ZM199 227H200V228H199ZM238 227H239V229H237ZM245 227L248 228V229L245 230ZM250 227H251V228H250ZM83 228H84V229H83ZM116 228H117V229H116ZM127 228H126V229H127ZM173 228H174V229H173ZM175 228H176L177 230H175ZM181 228H184L185 231L188 232L187 236H188V235H192V232H193V236L196 237L195 234H194V233H196V235H198V236L196 237V241H195V239H194V241H193V238H194V237H192V236H188V237H186L185 235H183V233H186L185 231H184V232L182 233V235H181L180 232H182V230H184V229H181ZM213 228H214V227H213ZM229 228H230V230H229ZM64 229H65V230H64ZM88 229H89V230H88ZM142 229H143V230H142ZM149 229H150L151 231H150ZM161 229H163V230H162L163 234H160V233H159V231L161 232ZM169 229L172 231V233H169V232H170ZM180 229H181V230H180ZM259 229H263V230H259ZM70 230H72V232H71L72 234L70 233ZM87 230H88V232H87ZM91 230H92V231H91ZM104 230H105V231H108V233H110L109 238H110V236L112 237L111 240L108 239L111 243L107 240V242H108V243H107V244H108L107 247L111 246V247L108 248V249L111 250V251L114 250L113 252H115L116 255H115L114 253H112V252H109L107 248H106V250H107L109 253H108L107 251H106L107 254L104 253L105 251H103V249H102V247H101L102 245H99V244H105V246L103 245V246H104V249H105V247H106V245H107V244L105 243L106 240L104 239V237H105V236L108 237V235H106L107 232H104ZM146 230H149V231H147V232H149V233H146ZM153 230H154V231H153ZM178 230H179V231H178ZM188 230H189V231H188ZM209 230H208V232H209ZM234 230H235V231H234ZM241 230L244 231V232L247 231V232H246V235H247V234H250V236L247 235V236H248V240H247V236L245 235V236H246V240H247L248 242H247L246 240H244V237H245L244 234H245V233H243V232L241 233ZM258 230H259V231H258ZM58 231H60V230H58ZM75 231H77V232H76V234H74V235H75V236H74V235H73V232H75ZM80 231H81V229H80ZM90 231H91V232H90ZM143 231H144V232H143ZM152 231H153V234H152ZM155 231H157V232L154 234ZM174 231H175V232H174ZM213 231H214V229H213ZM230 231H231V234H230ZM248 231H249V232L251 231V233H252V231H253L254 234H255V232H256V234L258 233L257 235H254V236H256V238L254 239L253 237H251V236H253V235H252L253 233L251 234V233H249ZM260 231H261V232H260ZM7 232H6V233H7ZM50 232H51L52 234L54 233L53 236L55 235V236L58 238L59 243L61 242V244L58 245V242H57V241H54V238L50 239L51 237H53V236H51L52 234H51ZM116 232H118V233L120 232V233H119L120 235L117 234ZM139 232H140V233H139ZM162 232H161V233H162ZM173 232H174V234H173ZM202 232H203V235H202ZM232 232H233V233H232ZM263 232H264V231H263ZM6 233H5V234H6ZM49 233H50V234H49ZM77 233H78V235H77ZM88 233H89V234H88ZM97 233H98V234H97ZM108 233H107V234H108ZM143 233H144V234H143ZM167 233H169V234H167ZM175 233H178V235L175 234ZM200 233H201V234H200ZM214 233H215V234H214ZM236 233H238L239 236H242V235H243V239H241V243L244 241L243 243H244V244L246 243L247 246H246V244H245V245H244V244H242V245L240 244L241 246H243V245L245 246V247H243V248L240 247V245H239L240 240H239V241H238V240H235V239L237 238V236H238ZM240 233H241V235H240ZM8 234H7V235H8ZM43 234H44V235H43ZM56 234H57V235L59 234L58 236H59L60 238H61L60 235H62V236H63L62 239H63L64 241H63L62 239H60ZM104 234H105V236H104ZM138 234H139V235H138ZM146 234H147V235H146ZM156 234H158V235H156ZM171 234H173V236H172ZM179 234H180V235H179ZM208 234H210V232L207 233V236H208ZM211 234H212V231H211ZM223 234H226V235L224 236ZM232 234H234L235 236L232 235ZM259 234L262 235L263 237L260 236ZM20 235H22L23 237L20 236ZM48 235H49V238H48V240L46 241L47 238H45V237H48ZM144 235H145V238L148 237V238H146L147 240L150 239V238H149V237H151L150 235H152V236L154 235V236L151 238L152 240H148V241H146L147 244H149V241H150V247H149V245H146L148 248H145V249H144V248L139 249L138 246L140 245V242H139V240H137V239H138V238H139V239L141 238L142 241L144 240V241H143V244H141V245L144 246V245L146 244V242H145L146 239H144ZM148 235H149V236H148ZM160 235H163V236L161 237ZM165 235H168V236H166L167 238L165 237L166 239H168L167 243L165 242L166 239H163ZM170 235H171L172 237H171ZM176 235H177V236H176ZM204 235H205V236H204ZM219 235H220V236H219ZM222 235H223L224 237H223ZM228 235H229V236H228ZM43 236H44V237H43ZM55 236H54V237H55ZM69 236H70V237H69ZM98 236H99V237H98ZM103 236H104V237H103ZM157 236H158L159 239H160V238L163 239V240H158V238H157V240H158L159 242H158V241L156 242V240H154V241L156 242V244L158 243V245H156L155 242H154V243L151 242V241H153V238H154V237H157ZM174 236H175V237H174ZM178 236H179L180 238H179ZM217 236H219V237H217ZM230 236H231V237L233 236V238H235L234 241H233V245H234L235 243L238 244V245H239L238 247H240V248H239V251H235V250H234V251H233L234 253H233L231 250H232V249H235L236 245H234V246H235V247H234L233 245H232V246H229V245H231L232 243H230V244L226 243V244H228V247H227V245L225 244V242L228 241V240H226V239H229ZM239 236H238V238L240 239ZM257 236H259L261 239L258 238ZM8 237H10V238H8ZM56 237H55V240H57ZM101 237H102V241H105V242H103V243L101 242ZM106 237H105V238H106ZM134 237H135V238H134ZM168 237H170V238H168ZM183 237L186 238V242H185V243H187V240H189L188 242L191 241L189 244H191V243H193V244H191V246H189L188 244H187V245H184V243H182V242H183V241H182V240H183ZM213 237H215V238H213ZM221 237H222V238H221ZM249 237H250V239L253 238L254 241H256V240L258 239L256 242H258L259 239H260V241L258 242V244H259V246H260L261 248H259V247H258V244L255 242V251L253 250V252L251 253V251H250L247 247L250 245V241H251V247H252V246L254 247V245H252V242L254 243V241H252V239L250 240ZM72 238H71V240H73ZM131 238L134 240V243H136V241H138V242H139V245L136 246V244H135V245L133 244V245L136 247V248H133V250L131 249V248H132V244L129 245V246H131V248H130L129 246H127V247L129 248V249L127 248V250H125V248H126V246H125V248H124L125 252H124L123 249H122V250L120 249V250L122 251V253L119 252V251H118L119 248L124 247V246H122V245L124 244L123 242H125V244H126L127 241H129V242L131 241ZM177 238H178V239H177ZM185 238H184V239H185ZM187 238H189V239H187ZM217 238H218V239H217ZM22 239H23V240H22ZM37 239H40V240L38 241ZM41 239H42V240L44 239L45 242H42ZM67 239H66V240H67ZM99 239H100V240H99ZM106 239H107V238H106ZM126 239H128V240L125 241ZM179 239H180L181 241H180ZM190 239H192V240H190ZM198 239H199V241H198ZM210 239H211V240H210ZM24 240H26L25 243H24ZM50 240H51V241H50ZM98 240H99V242H98ZM118 240H119V241H118ZM133 240H132V243H133ZM141 240H140V241H141ZM173 240H174V241H173ZM200 240H201V241H200ZM207 240H208V242H207ZM209 240H210V241H209ZM214 240H215V241H214ZM220 240H223V241L225 240V241L223 242V241H220ZM229 240H230V242H232L231 240H233V239L230 238ZM249 240H250V241H249ZM8 241H9V242H8ZM52 241H53L55 247H53L54 245L52 246V244H51ZM62 241L64 242V244L62 243ZM122 241H123V242H122ZM142 241H141V243H142ZM162 241H164V242H162ZM170 241H171V244H170ZM175 241H176V242H175ZM184 241H185V240H184ZM192 241H193V242H192ZM205 241H206V242H205ZM216 241H217V243H213V242H216ZM218 241H219V243H218ZM17 242H19V245H18ZM35 242H36L40 247H42L41 251H40V249H39V250H38L37 248L35 249L36 246L33 247L32 249H30L31 246L36 245ZM38 242H41V243H38ZM49 242H51V243H49ZM78 242H79V243H78ZM93 242H95V244H94ZM129 242H128V244L131 243V242H130V243H129ZM144 242H145V243H144ZM178 242H180L179 244L182 243V244L184 245V247H185V246H187V247L184 248L183 245H180L181 247H178V249H177V248H176L177 246L175 247V245H177ZM197 242H198V243H197ZM199 242H200V244H199ZM203 242H204V243H203ZM221 242H222V243H221ZM228 242H229V241H228ZM260 242H261V243H260ZM26 243H27V245H26ZM29 243H30V244H33V243H34V244H33V245H30ZM46 243L48 244V246L50 247V249H48L49 247L46 248V247H47ZM55 243H57V245H58L59 247H60L61 245H63V246H61L60 248H59V247H56V244H55ZM67 243H68V244H67ZM76 243H77V244H76ZM84 243H85V244H84ZM151 243H152L153 245H151ZM160 243H161V244H160ZM162 243H163V244H162ZM168 243H169V244H168ZM174 243H175V244H174ZM205 243H206V244H205ZM209 243H210V244H211V243L213 244V245H212V244L210 245V246H211V249L208 248V247H207V248H208V249H207V248L205 247L206 245H209ZM220 243L223 244V246H226V247H224V248H227V249H228L229 247H231L232 249L230 250V253H226V252L224 251L223 246H222ZM20 244H22V249H23V248H28L27 250H29V253H32V254L35 255V256H36V254H38L37 256H39V257H38L39 260L37 259V256L35 257V256H33L32 254H31V256H30L31 259L28 258V259L25 260V258L22 256V257H23V260H21V259H22V258H21V255H22L23 252L19 255L20 258L18 257V252H20V249H19L18 246H21ZM24 244H25V245H24ZM40 244H41V245H40ZM50 244H51V246H52L54 249L50 246ZM66 244H67V245H66ZM111 244H112V245H111ZM137 244H138V243H137ZM159 244H160V245H159ZM166 244H167V245H166ZM172 244L174 245L175 248H173ZM179 244H178V246H179ZM195 244H197L198 247H196ZM204 244H205V246H204ZM215 244H218V245L220 244V246H222L223 251H224V252L220 251L221 253H216V254H215L216 257H215V255H212V252H209L210 250H212V249L216 246ZM224 244H225V245H224ZM1 245H0V247H1ZM3 245H5V246H3ZM28 245H30V246H29L30 248L28 247ZM78 245H79L80 247H79ZM98 245L101 247V250H102L103 252H101L100 249H98V247H99ZM115 245H116V246H115ZM120 245H121V246H120ZM126 245H127V244H126ZM170 245H171V247H169ZM199 245H200V246H199ZM201 245L204 246L208 251H204L205 248L200 249V248H202ZM214 245H215V246H214ZM23 246H24V247H23ZM26 246H27V247H26ZM84 246H85V247H84ZM97 246H98V247H97ZM143 246H142V247H143ZM162 246H164V247H162ZM165 246H166V247L168 246L169 249H167ZM193 246H194V247H193ZM212 246H213V247H212ZM220 246L215 247V248H218L217 251H219ZM17 247H18V248H17ZM44 247H45L46 250L44 249ZM78 247H79V248H78ZM95 247H97V248H96V249H98L97 251H96ZM112 247H113V248H112ZM140 247H141V246H140ZM144 247H145V246H144ZM157 247H158V248H157ZM192 247H193V248H192ZM199 247H200V248H199ZM233 247H234V248H233ZM238 247H237V248H238ZM256 247H257V249H256ZM16 248L18 249L17 253H15V252H16ZM38 248H39V247H38ZM63 248H62V249H63ZM89 248H90V249H89ZM111 248H112V249H111ZM170 248H173L175 251L173 252V250H171ZM186 248L189 249V250H187ZM190 248H192V249L190 250ZM196 248H197V249H200L201 251H200V250H197ZM215 248H214V249H215ZM237 248H236V249H237ZM244 248H247V249H248V251L250 252L249 255H247L248 252H247V254H243V253H246V251H247L246 249H245L246 251H244ZM249 248H250V247H249ZM22 249H21V251H22ZM33 249H35V250L33 251ZM51 249H52V252H55L54 250L57 249V250H56V251H57V254L54 255L56 252L53 253V254H51V252H50ZM58 249H59V251H58ZM72 249H73V250H72ZM115 249H116L117 251H115ZM134 249H135V250H134ZM176 249H177V250H176ZM195 249H196V250H195ZM206 249H205V250H206ZM214 249H213V250H214ZM229 249H230V248H229ZM250 249H251V248H250ZM252 249H253V248H252ZM252 249H251V250H252ZM25 250H26V249H25ZM47 250H48V251H47ZM87 250H88V251H87ZM93 250H94V251H93ZM144 250H145V251H144ZM169 250L172 252V254L175 253V255L173 254V255H174L173 257L171 256L172 254H170V252H168ZM182 250H183V252H182ZM185 250H186V251H185ZM220 250H221V249H220ZM225 250H226V249H225ZM258 250H259V251L261 250L260 252L263 253V254L261 255L260 252H259L260 257L258 256V255H259V254H258ZM37 251H38V253H36ZM46 251H47V252H46ZM98 251H99V252H98ZM161 251H162V254H161ZM177 251H178V252H179V251L181 252V254L178 253V254H180V255H179V256H180L179 258H175V257H177V253H176ZM184 251H185V252H188V253H184ZM214 251H216V250H214ZM242 251H244V252L242 253ZM33 252H34V253H33ZM39 252H40V254H39ZM43 252H44V253H43ZM91 252H94V254L91 253ZM95 252H98V254H96ZM117 252H118V253H117ZM126 252L129 253L130 257H131V256H133V257H131L130 259H129V257H128L129 255L126 257V255H127ZM144 252H146L145 255H143ZM206 252H207V253H206ZM208 252H209V253H208ZM255 252H257V253L255 254ZM79 253L81 254L80 257H79V255H80ZM99 253H101V254H99ZM120 253H121L122 255H121ZM123 253H125V254H124L125 256L123 255ZM165 253H164V254H165ZM182 253H184V254H182ZM198 253H197V254H198ZM210 253H211L212 256L209 255ZM14 254H15V255L17 254V255L14 257ZM44 254H46L47 257L44 256ZM90 254H92V255H90ZM151 254H150V256H151ZM213 254H214V253H213ZM220 254H221L222 258L224 257V254H226V255H225V259L223 258L226 262L223 263V260H221L222 258L220 257ZM227 254H228V255L230 254V255L228 256V258H226V257H227ZM231 254H233V255H232V258H231ZM251 254H252V255H251ZM257 254H258V255H257ZM42 255H43V256H42ZM49 255H50V256H49ZM118 255H119V256H118ZM141 255H142V256H141ZM146 255H147V257H148L147 259L144 258V256H146ZM181 255H184V256H181ZM204 255H205V256H204ZM238 255H239V256H242L243 258H245V257H246V258L243 259V258L240 257V258H241V260H240V258H239ZM253 255H255V258H252ZM32 256H33L34 258H33ZM40 256H42V257H40ZM56 256H57V257H56ZM202 256H203V257H202ZM217 256H218V257H217ZM233 256H234V257H233ZM244 256H245V257H244ZM257 256H258V258H257ZM263 256H264V255H263ZM263 256H262V257H263ZM12 257H14V258L12 259ZM43 257L46 258L45 261H43V260H44ZM83 257H85L84 260H83ZM142 257H143V258H142ZM156 257H157V256H156ZM156 257H155V258H156ZM161 257H160V259H164V258H161ZM201 257H202V258H201ZM229 257H230V259H232V260H230ZM250 257H251L252 259H250ZM262 257L260 258V260L263 261V263H264V257H263V259H262ZM50 258H51V260H49ZM61 258H64V257L61 256ZM124 258H126V259H124ZM140 258H141V259H140ZM169 258H170V259H169ZM180 258H182L181 261H179ZM209 258H210V259H209ZM212 258H213V259H212ZM216 258H217V259H216ZM218 258H220V259H218ZM237 258H239V260H240L239 262H238V259H237ZM3 259L1 258V260H3ZM10 259H11L12 262H10ZM17 259H19V260H17ZM29 259H30V260H29ZM47 259H48V260H47ZM128 259H129V260H128ZM143 259H144V260H143ZM145 259H146V261H145ZM152 259H153V257L151 256V260H152ZM157 259H158V258H156V260H157ZM160 259H159V261H160ZM178 259H179V260H178ZM190 259H189V261H190ZM199 259H202L203 262H201V260H199ZM203 259H205V260H203ZM235 259H237V260H235ZM13 260H14V261H13ZM57 260H58V259H57ZM65 260H66V258H64V259H62V260L59 259V261H61V262H59V264H64V263H65V264H66V263H67V264H69V263H70V264H74L73 262H71V260H69L70 262H67V260H66V261H65ZM90 260H91V261H90ZM126 260H128L129 263L126 262ZM141 260H143V261H141ZM151 260H149V262H147V263H145V264H150V263H151V262H150ZM165 260H164V261H165ZM177 260H178V261H177ZM186 260H187V258H185V261H186ZM196 260H198V261L196 262ZM206 260H208V261H206ZM214 260H213V261H214ZM228 260H230L231 262H230V261L227 262ZM260 260H259V262L257 261L258 264H262V263H260V262H261ZM8 261H9V262H8ZM18 261H19V262H18ZM48 261H49V263H47ZM55 261H56V260H55ZM55 261H54V263H55ZM62 261H64V262L62 263ZM86 261H87V262H86ZM101 261H102V262H101ZM114 261H115V262H114ZM116 261H117V262H116ZM159 261H158V262H159ZM164 261H163V262L160 261V262L163 263V264H167L166 261H165V262H164ZM176 261L179 262V263H177ZM183 261H184V260H183ZM185 261H184V262H185ZM191 261H190V262H191ZM209 261H211V262H209ZM218 261H219V262L221 261V262L219 263ZM243 261H242V262H243ZM251 261H248V262H249V263H248L247 260H246V262H243V263H245V264H250ZM255 261H256V260H255ZM255 261H254V262H255ZM7 262H8V263H7ZM17 262H18V263H17ZM50 262H52V263H50ZM56 262H58V261H56ZM123 262H121V264H124ZM135 262H133V263H135ZM152 262H153V260H152ZM155 262H157V261H154V262L151 263V264H156ZM160 262H159V264H161ZM187 262H188V260H187ZM187 262H185V263H187ZM217 262H218V263H217ZM242 262H241V263H242ZM20 263H19V264H20ZM82 263H80V264H82ZM95 263H94V264H95ZM97 263H96V264H97ZM133 263H132V264H133ZM200 263H199V264H200ZM241 263H240V264H241ZM103 264H104V263H103ZM105 264H106V263H105ZM136 264H137V263H136ZM180 264H184V263L181 262ZM187 264H188V263H187ZM189 264H193V263H189ZM212 264H213V263H212ZM234 264H236V262H235ZM251 264H253V263H251ZM254 264H255V263H254Z\"/></svg>",
	"mask_w": 264,
	"mask_h": 264
},
{
	"label": "bare ground",
	"instance_id": "bare-ground-1",
	"mask_svg": "<svg viewBox=\"0 0 264 264\" xmlns=\"http://www.w3.org/2000/svg\"><path fill=\"white\" fill-rule=\"evenodd\" d=\"M5 1H6V0H5ZM19 1H20V0H17V1H15V2H18V3H19ZM21 1H23L22 3H24L23 6L25 5V2L27 3V0H26L25 2H24V0H21ZM29 1H31V0H29ZM32 1H33V0H32ZM32 1H31V2H32ZM40 1H42V0H38V2H40ZM46 1H47V0H46ZM48 1H50V0H48ZM52 1H53V0H52ZM54 1H55V0H54ZM60 1H61V0H60ZM60 1H59V2H60ZM77 1L79 2V0H77ZM82 1H83V0H82ZM90 1H91V0H90ZM95 1H96V0H95ZM102 1H103V0H102ZM102 1H101V0H99V1L97 0V2H102ZM104 1H106V0H104ZM116 1H117V0H116ZM120 1H121V0H120ZM124 1L126 2L127 0H124ZM140 1H141V0H140ZM145 1H146V0H145ZM156 1H157V0H156ZM165 1H166V2H165L166 4H167V2H170V0H165ZM171 1H173V0H171ZM174 1H176V0H174ZM186 1H189V0H186ZM190 1H191V0H190ZM190 1H189L190 6H192V5H191L192 2H190ZM196 1H197V0H196ZM203 1H205V0H203ZM203 1L201 0V2H203ZM208 1H209V0H208ZM208 1H207V2H208ZM214 1L216 2L217 0H214ZM219 1H220V0H219ZM229 1H230V0H229ZM229 1L225 0V2H226L225 5H228L229 3L227 4V2H229ZM236 1H237V0L232 1L233 3H231V1H230V3H231V4H236V3H234V2H236ZM247 1L249 2L250 0H247ZM253 1H256V3H258V5H264L263 0H252V2H253ZM11 2H13V0H12ZM15 2H13L14 5L16 4ZM43 2H44V1H43ZM43 2H41V3H43ZM62 2H63V0L61 1V3H62ZM72 2H75V1L72 0ZM87 2L90 3L89 1H87ZM97 2H96L95 5H97ZM106 2H107V1H106ZM109 2H110V0H109ZM109 2H108V3H109ZM112 2H114V0H113ZM122 2H123V1H122ZM128 2H131V1H127V3H125V4H126V5H129V4H130V5L132 6V4H133L132 2H133V1H132L131 3H129V4H128ZM143 2H144V0H143ZM148 2H149V1L147 0V2L145 3L147 6H145V7L150 6V4H149ZM150 2H152V0H150ZM153 2H154V1H153ZM153 2H152V3H153ZM161 2H162V1H161ZM179 2H182V0L179 1ZM194 2H195V1H194ZM198 2H199V0L197 1V3H198ZM210 2H213V0H210L209 3H210ZM217 2H218V1H217ZM248 2L246 3V0H241V2H240V0H239V1L237 2L236 5H238V3H240V5H238V6H236V7H235V5H234V10H238V12L240 11L241 13H245L246 15H249V14H252V15H253L255 12L252 11V8H256L255 11H257V7H258V5H257V7H252V6H251L252 4L249 5ZM32 3H33V2H32ZM41 3H40V4H41ZM44 3H45V2H44ZM53 3H54V2H52V4H53ZM61 3H60V4H61ZM79 3H80V2H79ZM82 3L84 4L85 2H82ZM92 3H94V2L92 1ZM103 3H104V2H103ZM110 3H111V2H110ZM119 3H121V2H119ZM119 3H118V4H119ZM134 3H135V2H134ZM141 3H142V2H141ZM141 3H140V4H141ZM156 3H157V2H155V4H156ZM159 3H160V2H159ZM159 3L156 5V7H157V8L163 7L164 9H165V7H166L165 10H167L168 8H169V9H171V8H172V9L175 8V11H176L177 8L179 9V7H180V6H179V7H175V6H174V5H175V2H173V3L170 2L168 6H166V4H165V6H164V4L160 6ZM163 3H164V1H163ZM171 3H172V4H171ZM183 3H184V0H183ZM189 3H188V7H190V6H189ZM197 3H195V4H197ZM205 3H206V1H205L203 4H205ZM220 3H222V2L220 1V2L218 3V5H219ZM250 3H251V1H250ZM254 3H255V2H254ZM0 4H2V3L0 2ZM29 4H30V3L28 2V3L26 4V7H27V5H29ZM33 4L35 5V1H34ZM33 4H32V5H33ZM48 4H49V2H48ZM50 4H51V3H50ZM55 4H57V2H55L54 5H55ZM60 4L58 3V5H60ZM63 4H64V3H63ZM68 4H70V3H68ZM68 4H67V5H68ZM98 4H99V3H98ZM101 4H102V3H101ZM101 4H99V5H101ZM137 4H138V2H137ZM137 4L135 3L136 7H135L134 4H133V9L131 8L130 5H129V6H130V8L134 11V9H136V8L138 7ZM140 4H139L138 9H140ZM145 4L143 3V4H141V5L144 7ZM148 4H149V5H148ZM173 4H174V5H173ZM177 4H178V1H177L176 5H177ZM200 4H201V3L199 2V5H200ZM206 4H207V3H206ZM210 4L212 5V3H210ZM210 4H209V6H210ZM222 4H223V3H222ZM222 4H221V7H222V6L224 7L225 5H224V4L222 5ZM20 5H21V4H20ZM20 5L18 4V5H15V6H16V8L18 9V7H20ZM38 5H39V3H38ZM41 5H42V4H41ZM44 5H45V4H44ZM54 5H52L53 7L49 6L50 8H52V11H53ZM58 5H55V6L58 7ZM72 5H73V4L71 3L70 6L73 8V7H75L74 5H79V4H77V2H76V4H74L73 6H72ZM95 5H94V6H95ZM115 5H117V4H115ZM119 5H121V4H119ZM126 5H124V6L121 5V6H123V9H124V7H125ZM152 5H153V4H152ZM158 5H159V7H158ZM171 5H173L174 7L171 6ZM183 5H184V7H185V4H182V6H183ZM193 5H194V4H193ZM197 5H198V4H197ZM213 5H215V4L213 3ZM213 5H212V6H213ZM216 5H217V3H216ZM229 5H230V4H229ZM229 5H228V6H229ZM1 6H5V9H6V7H7L6 4H5V5H1ZM29 6H30V5H29ZM29 6L26 8L27 10H29V8H30ZM64 6H66V5H64ZM70 6L68 7V9L70 8ZM84 6H85V5H84ZM84 6H82V4H81V5L78 6L79 8H78V7H77V8H78V10L80 11V7H81V8H82V7L84 8ZM92 6H93V5H92ZM142 6H141V7H142ZM153 6H155V5H153ZM182 6H181V7H182ZM201 6H202V4H201ZM201 6H200V9H199L198 7H197V9H196L195 6H194V8H191V10L196 9V11L198 10V11L201 12V13H202V11H203L205 16H203V15H202V16H199L200 13H199V14L195 13L196 15H198V16H196L197 19H199V20H197V22H196V21H193V19H192V17H194V20H195V14H194V13L191 14V12H192L191 10L189 11V13H190L189 15H192V17H191L192 22H196V23H199V24H200V23H202V22L204 21V22L207 23V24H205V25H207V26L201 25V27L203 26V28H202V30H201V29H200V28H201L200 25L197 24V25L199 26L198 28L196 27V25H194V26L196 27V28L194 27V30H193L191 27H189V28H191L190 33L188 32L189 28H188V30L184 31V33H183L182 31L185 30L186 28L181 29V27H182L181 24H182L184 21L180 24V26L178 25L179 23H178V24H175V25H178L179 27H178V26H177V27H178L179 29L182 30V31H181V30L178 29V31H181V32L178 33V34H179V37H180V38L183 37L184 39H183V41H182V44H181V42H179V45H175V46H174V43H172L173 40L171 41V43L169 42L170 44H172L173 47L170 48V47H171L170 45L166 46L165 48H168V47H169V48H168L169 50H168V52H166V54H164V55H167V53H170L173 57H172L171 55L168 54L169 56H171L173 59L175 58L177 61H179L178 64H177V62L175 61V63H173L174 65H175V64H176V65H179V63H181V64L183 63L182 65L180 64L179 66H177V67H178L177 70H176V68L173 69V68L176 67V66H174V67L172 68V70H174V71H173L174 73H178V74L180 73V75H173V74H174V73H173V74H172V77H173V76H174V77H175V76H176V77H177V76H181V77H179V78H180V79H181V78H182V79H185L184 82L187 83V85H189V86H191V85L194 86V85H195L193 89H194L195 91L197 90L198 94L195 95V94H196L195 91H193V89L190 88V87H189L190 90H187L188 87H186V85H185L186 89H185V88L183 89V88L181 87L182 89H181L180 91H182V90H183V91H184V90H186V91H192L191 93L194 92V94H190V93L187 94L188 92H186V91H185V92H182L184 95H183V94L180 95L181 92H180L179 94L176 93L177 90H175V89H177V87H179V86H178V85H179L178 82H180L181 80L178 81V77H177L176 82L174 81L175 78H173L174 80H172V81H174V82H172V81L170 80V79H172V78L168 77V75H167L168 73H167V74H166V75H167L166 77L169 78L168 80H169L170 82H166L167 78L165 77L166 79H165V78L163 79V80H165V82H164L165 84H167V83L171 84V82H172V83H174V86H175V84L178 83L177 86H176V88L172 87L173 89H171L172 93L175 92V94H176L177 96L174 97V95H171L172 98H175V99H172V98H171V99H172V100H171V99L169 98L170 100H168V102L171 103V104H172V102H173V103H177V102H178L179 105H182L181 102L179 103V100H181L182 103H183L185 106H186V105H187V106H190L189 104L191 103V104H193L195 107H196V106H198L199 108H200V107H201V108L203 107V108H202V111L200 110L201 108H200V109H197L199 112L194 110V111H193L194 113L197 112V113H199V114L195 113V114H192V116H193V115L196 116V114L198 115L197 117H195V120H196V118L198 119V117L200 116V119H199L200 121H199V120H196V121H198V122H201V120H206V121H207V120H212V121L214 120L215 122L213 121V124H211L212 121H211V123L209 122L208 124H206L207 122L205 123L206 125H210L209 127H211V128H214V126H216L215 124H216L217 120L222 119V118H224V119L226 118L225 120L227 121V120H228L227 117H231V116L234 117V115H235V117H238V116H239V115H238L239 112H240V114H242V115L244 116V117H243V116L241 115V117H240V118L243 117V118H242L243 120H244L245 116H247V115H249V117H248V116L246 117L247 119L251 118V114H252V115H253V114L255 115V112H256V115H259L258 112H260L259 110L262 109V106H254V108L256 107V108L254 109V108H253V105H254V101L256 102V98H258V99L262 102V104H263V106H264V39L262 38V37H264V36L262 35V36L260 37V38H262L263 40L261 39L262 41L259 42L258 45L256 44L257 42H255L256 45H254V46H251V45H250V46H249V43H248L249 41L246 42L247 40L245 41V39H246L245 37L248 35L247 32H249L250 30L252 31L253 29L250 28L249 31H247V32H246L245 30H248V29L241 30V29H243V28L240 29V27H241V26H240V25H241V21L239 20V21H240V22H239V21L236 19L237 17H236V18L234 17L236 20H235V19H232V20L236 21V23H237V21H238L239 24H240V25H239L240 27L238 26V28H239V30H238L239 33H240V31H243V32L245 31L244 34H246V36L244 37V38H245V39H244V42H243L242 39L240 40L239 37L237 38V41H234V40L231 39V40H229V41H230V42L233 41V43L235 42L234 44L237 45L238 48H236V51H235V49H233L235 45H234V44L232 45V43H231V45L228 44V46L230 47V48H229V47L227 46V43H228L227 38L229 39V37L226 36V34H225L226 32H225V30L223 29L224 27H221V29H220V28L218 29V28L216 27L219 31H218V30H215L214 32H216V31H217V32H220V31H221L223 34H225L224 36L227 37L226 39H225V37H224L225 41H223V37H222V39H221V40L223 41V44L226 43V48H224V50L221 48V46H219L220 48H218V46H216V44L219 45V43L221 44L222 41H221V42L219 41V43H218V41H216V38H215L214 35H213L212 37H214L215 40L212 38V39H210V42L208 43V44L210 45V47H211V49H210L211 51H210L209 49H206V50H208V51L210 52V55H209V53H206V51L204 52V50L200 48V47L202 46V45L200 46L201 43H202V44L204 43V45H205L204 47H206V44H207V41L209 40V38H207V40H206V38H204V39L198 38V37L196 36V33H194V32H195L196 29H197L196 31H199V29H200V31L203 32L204 27H206L205 30H204V32H205L206 29H208V28H209V29L206 31V32H208V33L211 31L210 29H213V30H214V29H215V25H214L213 23H211L212 20H211V22H209V19H212V18L209 17V16L211 15V16L213 17V15H215V16L217 17V15H219L218 13H220L219 10H218V8H220V6H219V7L217 6L216 9L214 8V7H216V6H214V7H213V10L210 9L211 7H209V9H208V8L205 9L204 6H203V8H202ZM253 6H255V5H253ZM10 7L12 8V5H11V4H10ZM13 7H14V6H13ZM32 7H35V6H32ZM42 7H43V5H42ZM42 7H41V8H42ZM87 7L89 8V7H91V6H88V5H87ZM87 7H85V8L88 9ZM98 7H99V6H98ZM106 7H107V6H106ZM111 7H112V6H111ZM116 7H118V5H117ZM145 7L143 8L144 10H145ZM167 7H168V8H167ZM170 7H171V8H170ZM181 7H180V9H181ZM184 7H182V8H184ZM232 7H233V5H232ZM232 7H231V9H232V11H233V8H232ZM259 7H260V6H259ZM261 7H262V6H261ZM1 8H2V7H1ZM11 8H9V9H11ZM16 8H15V9H16ZM21 8L23 9L22 6H21ZM24 8H25V7H24ZM45 8H46V10H47V7H45ZM45 8H44V9H45ZM94 8H95V9H94L95 12L98 11V9H99V8H98V9L96 10V6H95ZM103 8H104V6H103ZM126 8H128L127 10H130L129 7H126ZM157 8H156V9H157ZM235 8H236V9H235ZM3 9H4V8H3ZM19 9H20V8H19ZM19 9H18V10H19ZM26 9H23L24 12L26 11ZM32 9H33V8H32ZM42 9H43V8H42ZM66 9H67V8H66ZM70 9H71V8H70ZM100 9H102V8H100ZM100 9H99V10H100ZM104 9H105V8H104ZM107 9H109V8H107ZM138 9H137V10H138ZM148 9H149V7H148ZM148 9H147V10H148ZM154 9H155V8H154ZM154 9H153L152 12L155 11V13H156V9H155V10H154ZM164 9H163L164 13H165V12H166V13L170 12V14H167V17H168V15H169V16L171 15V17H172V15H174V16L177 15V14H171V10L168 11L169 9L167 10L168 12L165 11ZM184 9H189V8H187V4H186V7H185ZM207 9H208V10H207ZM221 9H223V8H221ZM11 10H12V9H11ZM13 10H14V9H13ZM13 10H12V11H13ZM18 10H17V12L20 11V10H19V11H18ZM46 10H45V12H46ZM49 10H50V9H49ZM72 10H73V9H72ZM78 10H76V12H79ZM94 10H90V11H93V12H94ZM105 10H106V9H105ZM115 10H116V9L111 8V11H112V12H109L110 9H109V10H106V12L108 11L110 14L112 13L113 16H114V14L116 15V13H117V14H119V13H123V14H124V13H125V14H124L125 16H126L127 13H130V11H129V12H122V11H126V10H122L121 12H117V11H116L115 13H113ZM117 10H118V9H117ZM119 10H121V9H119ZM132 10H131V11H132ZM137 10H136V11H137ZM141 10H142V8H141ZM147 10H146V11H147ZM149 10L151 11V9H149ZM157 10H158V9H157ZM160 10H162V8L159 9V11H160ZM200 10H201V11H200ZM224 10H225V8H224ZM228 10H229V9H228ZM259 10H261V11H259ZM259 10H258L257 13H255V17L259 18L258 16H261L262 19H264V11H262V9H259ZM3 11H4V10H3ZM12 11H11V12H12ZM14 11H15V10H14ZM30 11H31V12L33 11L32 13H34V11L38 12V11H40V8H39V10H36V9L34 10V9H33V10H30ZM30 11H28V13H29ZM42 11H43V10H42ZM58 11H59V10L57 9V10L55 11V14H59ZM69 11H70V10H69ZM69 11L67 10L68 13H69ZM85 11H86V10L82 11V9H81V13H82V12H85ZM133 11H132V12H133ZM159 11H157V13H160V12L163 13V11H160V12H159ZM175 11L172 10V13H174ZM177 11L180 12V10H177ZM186 11H187V10H186ZM196 11H195V12H196ZM226 11H227V10H226ZM6 12H7V11H5V13H6ZM11 12H10V13H11ZM21 12H22V10H21ZM26 12H27V11H26ZM36 12H35V13H36ZM56 12H57V13H56ZM61 12L63 13L64 11L61 10ZM67 12H66V13H67ZM70 12H71V11H70ZM76 12L74 11L73 13L78 14V13H76ZM103 12H104V11H101V10H100V11H98L97 13H99V14L101 15ZM132 12H131V13H132ZM134 12H135V11H134ZM134 12H133V13H134ZM139 12H141V11H139ZM139 12H138V13H139ZM183 12L185 13V11H183ZM183 12H180V14L182 13L181 15H183V14H184ZM236 12H237V11H236ZM236 12H232L233 14H232L231 12H230V13H231L232 15H235V16H237L236 14H240V13H238V12L236 13ZM5 13H4V14H5ZM7 13H8V12H7ZM13 13H16V11L13 12ZM13 13H12V14H13ZM28 13H27V14H28ZM32 13H29V14H32ZM39 13H42V12H41V11L38 12V14H37L38 17L40 16ZM46 13H47V12H46ZM49 13H50V12H49ZM73 13H72V15H73ZM88 13H89V12H88ZM133 13H132V14H133ZM142 13L144 14V13H146V12H142ZM142 13H140V14L142 15ZM155 13H154V15H155L156 17L153 16V15H152V17H155L156 20H157V17H158V20H159V17H160L161 15H160V14H157V13L155 14ZM164 13H163V14H164ZM222 13H224V12H222ZM222 13H221V14H222ZM234 13H235V14H234ZM21 14H24V15H25V13H21ZM29 14H28V15H29ZM43 14H44V13H43ZM50 14H51V13H50ZM53 14H54V13L52 12V15H53ZM60 14H61V13H60ZM63 14H65V12H64ZM63 14H61V15H63ZM69 14H70V13H69ZM69 14H68V15H69ZM75 14H74V15H75ZM93 14H95V13H93ZM99 14H95V15L97 16V15H99ZM107 14H108V13H107ZM107 14H106V16H107ZM134 14H136V13H134ZM134 14H133V15H134ZM147 14H150V13L147 12ZM147 14H145L146 16H143V17H145L144 19H146V17H150V18H151V15L148 16ZM163 14H162V16L165 18V20H168V18L166 19V16H164V15H166V14H164V15H163ZM185 14H186V13H185ZM193 14H194V15H193ZM202 14H203V13H202ZM245 14H243V15H245ZM0 15H1L2 19L5 20V21H6V19H9V16H13V15H10V14L8 13V14H5V16H4V17L8 16V18H3V16H2V15H3V12H2V13L0 12ZM28 15H27V16H24V17H26V19H25V18H22V17H23L22 15H21V17H20V19H23L24 21L26 20L25 23L23 22V20H21L22 23L26 24V25L23 24V25L25 26V27H24V30H25V28L27 29L28 24L30 25V23H31V22H30V23L27 22L28 19H31V18H33V17L35 16V14L32 15L33 17L29 15V17H31V18H29ZM70 15H71V14H70ZM87 15H88V14H87ZM108 15H109V14H108ZM112 15H111V17H112ZM119 15H122V14H119ZM128 15H129V14H128ZM133 15H131V17H132ZM181 15H180V16H181ZM186 15H187V17H188V12H187ZM224 15H225V14H224ZM240 15H241V14H240ZM252 15H251V16H252ZM256 15H257V16H256ZM14 16H15V15H14ZM16 16H18V14H16ZM46 16H47V15H45V17H46ZM49 16H50V15H49ZM58 16H59V15H58ZM66 16H67V14H66ZM104 16H105V15H104ZM106 16H105V17H106ZM125 16H124V17H125ZM134 16H135V15H134ZM139 16H140V15H139ZM162 16H161V17H162ZM174 16H173L172 18H175ZM177 16H178V15H177ZM177 16H176V17H177ZM183 16H185V15H183ZM183 16H181V18H185L184 20L186 21L187 18H186V17H183ZM228 16L230 17L231 15L229 14ZM40 17H41V16H40ZM43 17H44V16H43ZM61 17H65V15H64V16H61ZM67 17H68V16H67ZM70 17L72 18V16H70ZM79 17H80V21H81V15H80V14H79ZM83 17H85V13L83 14ZM87 17H88V16H87ZM87 17H86V18H87ZM129 17H130V16H129ZM131 17H130L131 20L134 19V17H133V18H131ZM141 17H142V16H141ZM141 17L139 18V17H138V14H137L136 19L138 18L139 20L137 19L136 22H137V21L139 22L138 25H139L140 27H141V23H142V24L144 23V20H143V22H142ZM161 17H160V18H161ZM171 17L169 18V20H168L166 23H168V22L170 21ZM189 17H190V16H189ZM208 17H209V18H208ZM216 17H214V18H215L214 20L217 22V21H219L220 18H219V19H216ZM218 17H220V16H218ZM222 17H223V16H221V18H222ZM238 17H239V15H238ZM253 17H254V16H253ZM35 18H37V17L35 16ZM52 18H54V17H52ZM56 18H57V17H56ZM56 18H54V19H56ZM77 18H78V15H77ZM88 18H90V17H88ZM106 18H107V17H106ZM121 18H123V16L120 17V18H119V17L116 18V19H117V22H116V23H113L109 18H108V19L110 20L111 24L113 23V25H114V24H117L118 21H119ZM178 18H180V17L178 16ZM207 18H208V19H207ZM231 18H233V17H230V20H231ZM241 18L243 19V17H241ZM247 18H248V17H247ZM247 18H246L245 20L243 19L244 21H242V23H243L242 25L244 26V24H246V26H244V27L249 28L250 26H253V25H250V26L247 25V24L250 22V21H249L250 19L248 18V20H247ZM250 18L252 19V17H250ZM14 19H15V18H14ZM16 19H19V18H16ZM20 19H19V21H20ZM48 19L50 20L51 18L48 17ZM58 19H59V18H58ZM65 19H66V18H65ZM65 19L63 18L64 21H62V23L64 22V23L66 24V22H68V21L65 22ZM69 19H70V18H69ZM73 19H74V18H73ZM98 19H99V18H98ZM103 19H104V18H103ZM112 19H114V18H112ZM118 19H119V20H118ZM124 19H126V17H125ZM124 19H123V20H124ZM130 19H129V20L127 19L128 21L125 20L124 23H125L126 25H127V24L130 25L131 23H134L135 20L131 21ZM152 19H153V18H152ZM152 19H151V20H152ZM226 19H227V17H226ZM259 19H261V18H259ZM259 19H258V20H259ZM262 19H261V20H262ZM10 20L12 21L11 17H10V19L7 20V21H10ZM44 20H46V18H44ZM71 20H72V19H71ZM82 20H86V19H82ZM89 20H90V19H89ZM89 20H88V19L86 20V21H88V23H86V24H89V22L92 23V21H91V20L89 21ZM93 20H94V19H93ZM114 20H115V19H114ZM148 20H150V19H148ZM148 20H147V21L145 20V23L148 22ZM151 20H150V21H151ZM165 20H162V23H163ZM178 20H179V19H178ZM214 20H213V21H214ZM221 20L224 21L225 19H221ZM246 20L249 21V22L247 23ZM252 20H254V19H252ZM261 20H259V22H260ZM11 21H10V22H11ZM13 21H14V22H15V21L18 22V20H13ZM21 21H20V22H21ZM29 21H30V20H29ZM40 21H41V20H40ZM53 21H54V20H53ZM55 21H56V20H55ZM58 21H59V20H58ZM58 21H56V24H57ZM78 21H79V20H78ZM86 21H85V22H86ZM126 21H127V23H126ZM129 21H130L131 23H128ZM150 21H149V22H150ZM152 21H153V20H152ZM152 21H151V22H152ZM160 21H161V20H159L158 22H160ZM179 21H180V20H179ZM215 21H214V22H215ZM227 21H228V20H227ZM227 21H226V23H222V24H228ZM245 21H246V23H245ZM263 21H264V20H263ZM26 22H27L28 24H27ZM33 22H34V21H33ZM33 22H32V23H33ZM35 22H36V20H35ZM43 22H44V21H43ZM45 22H47V20H46ZM94 22L96 23V22H98V20H97V21L95 20ZM99 22H101V23L103 22V23H104L105 20H104V21L102 20V21H99ZM107 22H108V21L106 20V23H107ZM121 22H123V21H121ZM136 22H135V23H136ZM138 22H137V23H138ZM149 22H148V23H149ZM177 22H178V21H177ZM186 22H187V25H188V22L191 23V21H186ZM186 22H184L183 24H185ZM224 22H225V21H224ZM228 22H229V21H228ZM252 22H253V21H251L250 23H252ZM259 22H258V23H259ZM5 23H6V22H5ZM5 23H3V24H5ZM8 23H9V22H8ZM39 23H40V22H39ZM39 23H38V25H40V27H41V24H42V23H41V24H39ZM49 23H50V22H49ZM64 23H63V24H64ZM70 23H71V22H70ZM75 23L77 24V23H79V22H75V21H74V23H73L74 26L76 25ZM95 23H94V24H95ZM108 23H109V22H108ZM124 23H119L120 25L123 26L122 29H124V26H125ZM137 23H136V24H137ZM145 23H144V24H145ZM162 23H160V25L157 23L159 26H156L155 29H157V28L160 27L159 30H161V28L164 27V25H163ZM164 23H165V22H164ZM175 23H176V22H175ZM229 23H230V22H229ZM258 23H257V24L255 23V24H256V25H254L255 28H256L258 25H260V26H258L259 28H261V27L263 26L262 24H258ZM17 24H18V23H17ZM34 24H36V23H34ZM34 24H33V25H34ZM45 24H46V23H45ZM47 24H48V23H47ZM47 24H46V25H43V24H42V27L47 26ZM52 24H55V22H52ZM56 24H55V25H56ZM68 24H69V23H67V25H66L65 27H63L64 30L62 29V25L59 24V25H61V31L63 30V32H64V31H65V28H66L67 31H68L69 28H67V26H68V27L71 26V25H68ZM71 24H72V23H71ZM80 24H82V27H83V25H84L85 23H83V22L81 21ZM96 24H98V23H96ZM136 24H132V25L135 26V27H133L132 25H130V27L133 28V29L131 28L132 30L136 29ZM150 24L152 25V27H151L149 24H146V25L149 26V28H148L147 26H145V28L147 29V31L150 30V27L153 28V24L156 25V24L153 23V22L150 23ZM161 24H162V25H161ZM169 24H170V23H169ZM191 24H192V23H191ZM193 24H195V23H193ZM217 24H218V22H217ZM220 24H221V23H220ZM231 24H232V22H231L229 25H231ZM237 24H238V23H237ZM8 25H9V24H8ZM8 25H4V26H6V28H7ZM11 25H14L13 22H12ZM11 25H9V26H11ZM19 25H20V24H19ZM48 25H49V24H48ZM77 25H78V24H77ZM90 25H91V24H90ZM90 25H89V27H94L95 30H96V27H98L97 25H95L96 27H95V26H90ZM102 25H103V24H100V26H102ZM105 25H106V24H105ZM105 25H104V26H105ZM107 25H109V27L111 26L110 24H107ZM120 25H118V26H120ZM170 25H174V24L171 23ZM185 25H186V24H185ZM229 25H228V26H229ZM235 25H236V24H234V26H235ZM4 26H2V27H4ZM14 26H15V25H14ZM20 26H21V25H20ZM30 26H31V25H30ZM34 26H36V25H34ZM74 26H72V27H74ZM78 26H79V25H78ZM87 26H88V25H87ZM87 26H86V27H87ZM122 26H121V27H122ZM183 26H184V25H183ZM188 26H189V25H188ZM221 26H222V25H221ZM224 26H225V25H224ZM234 26L232 25L231 28H229L230 26H229L228 28H227V26H225L227 29H229V30H228V31H229L228 33L231 34V35L228 34V36H231V37H233L234 35L236 36V34H232L233 32H231V31H233L234 29H235L234 32L237 31V30H236L237 27L234 28ZM236 26H237V25H236ZM243 26H242V27H243ZM254 26H253L252 28H254ZM2 27H0V30L3 29V31L5 32L6 28H5V30H4V28H2ZM15 27H16V26H15ZM21 27H23V26H21ZM21 27H19L20 30L22 29ZM40 27H39V28H40ZM47 27H48V28L43 29L42 31H45V30L49 29V27H51V25H50V26H47ZM52 27H53V26H52ZM54 27H55V26H54ZM54 27L51 28L50 30H48V31H50V32H49L50 34L48 33V34L46 35V36H48L47 39L49 38V35H51L53 32H54V33H57V32L60 31V30H59L60 28H58V27H59V26H58L57 28H58L59 31L55 32V31H56V30H55V31L52 32L51 30L54 29ZM72 27H70V29H71ZM80 27H81V26H80ZM80 27H79V29H77V27H76V28H74V30L77 29V30L79 31V30H80ZM82 27H81V28H82ZM107 27H108V26H107ZM107 27H106V28H107ZM140 27H139V28H140ZM142 27H143V26H142ZM142 27H141V28H142ZM170 27H171V26H169V28H170ZM173 27H176V26H173ZM184 27H187V26H184ZM192 27H193V26H192ZM207 27H208V28H207ZM218 27H219V26H218ZM258 27H257V28H258ZM263 27H264V26H263ZM10 28L12 29V26H11ZM19 28L17 27L15 31L19 30ZM36 28H38V27H36ZM44 28H45V27H44ZM57 28H55V29H57ZM98 28H100V27H98ZM111 28H112V27H111ZM116 28H117V27H116ZM127 28H128V27H127ZM137 28H138V27H137ZM145 28H144V29H145ZM171 28H172V27H171ZM182 28H183V27H182ZM226 28H225V29H226ZM259 28H258V29H259ZM7 29H9V27H8ZM14 29H15V28H14ZM14 29L12 30L13 32H14ZM28 29H29L28 31H27V30L24 31V30L22 29V30H21L22 32H20V30H19V32H16L17 34L20 33V34H18V35H14L13 32H9L10 34H11V33L13 34V35L11 34L10 37L14 36V38H17V36L19 37V36L21 35V37H24V38H25V37H28V36L30 35V33H31V35H32V36H31V35H30V36L33 37L34 34H36V33H38L39 31H41V30H39V29H35V28H33V29H35V30H37V31H35V30H31V31H32V32H31L30 29H32V27H28ZM82 29L85 30V29H86L85 26H84V28H82ZM114 29H115V28H114ZM119 29H121V28H119ZM119 29H118V30H114V31H112L113 33H110L111 31H110V32H107V33L105 32L106 35H107V34L109 35V33L111 34V35H109L108 37L105 36V34H103L104 31H105L104 29H103L104 31H102L103 33L101 32V34H103V37H105V38H111V36L115 34L114 32H115V31H116V32L119 31ZM125 29H126V28H125ZM144 29H143V30L141 29V31H140L139 29H136V30H139V32L137 31L138 33L143 32V33L147 34L146 32H144V31H145ZM148 29H149V30H148ZM222 29H223V31H222ZM232 29H233V30H232ZM258 29H255L254 31H256V32L259 33V32H262V29H264V28H262V29H260V30H258ZM38 30H39V31H38ZM77 30H76V31H77ZM93 30H94V29H93ZM95 30H94V32H95ZM110 30H111V29H110ZM128 30H130V28H129ZM128 30H127V33L129 32ZM132 30H131V31H132ZM167 30H168V29H167ZM167 30H166V29L163 30L164 33H166L165 31H167ZM172 30H174V29L172 28ZM172 30H171V32H173ZM192 30H193V31H192ZM257 30H258V31H257ZM1 31H2V30H1ZM8 31H9V30H8ZM23 31H24V32H23ZM33 31H35L36 33H34ZM61 31H60V32H61ZM76 31H75V32H76ZM90 31H91V30H90ZM97 31H98V30H97ZM106 31H109V29L106 30ZM120 31H122V30H120ZM120 31H119V32H120ZM125 31H126V30H125ZM169 31H170V30H169ZM169 31H168V32H169ZM178 31L175 29V30H174L175 34H176ZM200 31H199V32H200ZM251 31L249 32V34H250V35H253V34H251V33H252ZM25 32H29V34H28V33H25ZM71 32H73V31H70L69 33H71ZM86 32H87V29H86ZM86 32H84V33L86 34ZM119 32H118V33H119ZM151 32H152V29H151ZM151 32H150V33H151ZM160 32H161V31L157 32V30H156V31L154 32L153 35H155V34H157V33H160ZM168 32H167V34H168ZM174 32H173V33H174ZM186 32H188V33H186ZM192 32H193V34H192ZM199 32H198V33H199ZM221 32H220V34L217 33V36H218V34H219V36H220V35L222 34ZM224 32H225V33H224ZM256 32H254V33H256ZM14 33H15V32H14ZM16 33H15V34H16ZM21 33H23V34H21ZM32 33H33V34H32ZM73 33H74V32H73ZM73 33H72V34H73ZM78 33H79V32H78ZM97 33H98V32H96V33H94V34L92 35V39L96 37L95 34H97ZM152 33H153V32H152ZM198 33H197V34H198ZM236 33H238V32H236ZM239 33H238V34H239ZM241 33H242V32H241ZM241 33H240V36H241ZM25 34H26V35L28 34V36H26ZM38 34H42V32H41V33L39 32ZM43 34H45V33H43ZM59 34H60V33H59ZM74 34H76V33H74ZM88 34H89V33H88ZM101 34H99V35H101ZM119 34H120V33H119ZM145 34H144V35H145ZM167 34H166V35H167ZM199 34H200V33H199ZM199 34H198V35H199ZM202 34H203V33H202ZM202 34H201V35H202ZM206 34H207V33H204L205 36H206ZM213 34H215V33H213ZM242 34H243V33H242ZM8 35H9V34H7V37H8ZM53 35H56V34H53ZM53 35H52V36H53ZM62 35H63V34H62ZM65 35H68V34H65ZM65 35H64V36H65ZM79 35H81V34H79ZM79 35H78V36H79ZM86 35H87V34H86ZM97 35H98V34H97ZM121 35H122V34H121ZM125 35H126V33H125ZM125 35H124L123 37L126 38L127 36H125ZM139 35L141 36V34H139ZM157 35H160V34H157ZM157 35H156V36H157ZM166 35L164 36V38H166ZM201 35H200V36H201ZM208 35H212L211 32H210ZM15 36H16V37H15ZM30 36H29V37H30ZM42 36H43L42 38L44 39V35H42ZM46 36H45V39H46ZM60 36H61V35H60ZM75 36H76V35H75ZM83 36H84V35H83ZM87 36H88V35H87ZM93 36H95V37H93ZM114 36H116V35H114ZM132 36H133V35H131V34H130V36L128 35V39H126V40L128 41V40H129V37H130V40H131ZM142 36H143V35H142ZM145 36H146V35H145ZM170 36H171V34H170ZM172 36H173V35H172ZM202 36H203V35H202ZM219 36H218L217 38H219ZM221 36H223V35H221ZM221 36H220V37H221ZM237 36H238V35H237ZM253 36H254V35H253ZM38 37H40V35H39ZM50 37H51V36H50ZM54 37H56V36H53L52 39H48V40L46 39L47 42H48L49 40H52L53 42H51V43L53 44V45H52L53 47H55V44H60V46H59V47L57 46V47H55V48L53 49V47H50L51 43H50V45H49L46 41H44V42H46V43H45V45L43 46V49H46V46H47V47L49 46L47 49L52 48L53 50H52V49H51V50L54 51L55 49L58 50V49L61 47V41H60V38H61V37L59 38V40H57L58 42L60 41L59 43H58L57 41H56L57 43L54 42V39H55ZM62 37H63V36H62ZM66 37H68V36H66ZM66 37H65V38H66ZM69 37H70V35H69ZM137 37H139V36L136 35L135 38L137 39ZM147 37H149V36H147ZM151 37H152V36H151ZM151 37H150V38H151ZM153 37H154V36H153ZM161 37L163 38L162 35H161ZM206 37H207V36H206ZM209 37H211V36H209ZM242 37H243V36H242ZM255 37H256V36H255ZM258 37H259V36H258ZM258 37H257V38H258ZM36 38H37V37H36ZM36 38H35V39H36ZM42 38H41V39H42ZM65 38H63V39L65 40ZM72 38H73V37L71 36L70 39H72ZM77 38H78V37H77ZM80 38H81V37H80ZM82 38H85V36L82 37ZM100 38L103 39L102 36H100V37H98V40H99ZM117 38H118V37H117ZM119 38H120V37H119ZM125 38H124V39H125ZM139 38H140V37H139ZM141 38H142V37H141ZM141 38H140L139 40H141ZM144 38H145V37H144ZM150 38H149V39H150ZM157 38H158V37H157ZM159 38H160V37H159ZM162 38H161V39H162ZM174 38H175V37H174ZM233 38H235V37H233ZM5 39H7V38L5 37ZM10 39H11V38H10ZM10 39H8V40H10ZM39 39H40V38L37 39V44H38V45H39V43H38V40H39ZM43 39H42V40H43ZM63 39H62V40H63ZM70 39H69V40H70ZM88 39H89V38H88ZM90 39H91V36H90ZM95 39H96V41H97V37H96ZM95 39H94V40H95ZM101 39H100V40H101ZM121 39H122V37H121ZM151 39H152V38H151ZM177 39H178V38H177ZM235 39H236V38H235ZM238 39H239V41H238ZM255 39H256V38H255ZM2 40L4 41V38H2ZM2 40H1V41H2ZM8 40H7V41H8ZM14 40H15L16 42H18V43H16V42L13 43V39H12L11 41H12V43L14 44L13 46H15V43H16V45L19 44V43H21V42H19V41L21 40L20 38H19V39L17 38V40H16V39H14ZM18 40H19V41H18ZM30 40H31V39H30ZM32 40H33V41H32L31 43L36 42L34 39H32ZM42 40H39V41H42ZM67 40H68V38H67ZM67 40H66V41H67ZM72 40H73V39H72ZM72 40H71V42H72ZM94 40H93V41L91 40L90 43L93 42V44H94ZM105 40H106V39H105ZM126 40H125V42H124V40H122V41H121V40L117 41L116 39H115V40H112V41H113V43H114L115 41H117V43L119 42L118 44H120L121 46H119L117 43H115V44H117V45H115V47L118 46V48H120V47L123 46V48H120L119 51H121V49H123L122 51H125V50H126V53H127V49H125V48H127L130 44L133 45L134 43H131L132 40H131V41L129 40V41H130V44L127 45V44L129 43V41L127 42ZM137 40H138V39H137ZM143 40H144V42H145V39H143ZM155 40H156V39H155ZM165 40H166V39H165ZM185 40L187 41V42H186L187 45H186L185 42H184ZM211 40H212V41H211ZM213 40H214L216 43H215ZM218 40H220V39H218ZM258 40H259V39H258ZM78 41L80 42L81 40L78 39ZM78 41H75V39H74V42H72V44L70 43V44L72 45V48H71V49L74 48L73 45L75 46L76 43H78ZM84 41H86V39H85ZM96 41H95V42H96ZM101 41H102V40H101ZM112 41H111L110 44L107 43V44H109V45H107L106 43H105V45L102 44V46H106V45H107L106 47H109L110 50H109L108 48H107V49L105 48L106 50H109V52H111V53H109V54H112V53H113V52L111 51V49H112L113 47H112V48L110 47V45L112 46ZM133 41H134V39H133ZM146 41H147V40H146ZM150 41H151V40H150ZM150 41H149V43L147 42L149 45L152 43V42H150ZM156 41H158V40H156ZM159 41H160V40H159ZM161 41H162V40H161ZM166 41H167V40H166ZM166 41H165V42L163 41V42L166 43ZM168 41H169V40H168ZM175 41L178 42V40H176V39H175ZM175 41H174V42H175ZM179 41H180V40H179ZM203 41H205V42H203ZM226 41H227V42H226ZM250 41H251V40H250ZM252 41H253V39H252ZM259 41H260V40H259ZM5 42H6V40H5ZM8 42H10V41H8ZM44 42H42V43H44ZM49 42H50V41H49ZM62 42H63L62 44L64 45V42H65V41H62ZM69 42H70V41H68L67 43L65 42V43L68 44ZM75 42H76V43H75ZM81 42L83 43V40H82ZM81 42H80V43H81ZM105 42H106V41H105ZM123 42L125 43L126 46H125V45H122V44H124ZM126 42H127V43H126ZM135 42H136V41H135ZM0 43H1V42H0ZM12 43H10V44H12ZM86 43H87V44H86ZM88 43H89V42H85V43H84V44H86V45L88 46V48L86 49V51H88V49H89V45H88ZM90 43H89V44H90ZM138 43H139L140 45H141V44L144 45V46H143V47H144V48H143V49H144L143 51H145V47H146L145 44H147V43H144V44H143V43H142V40H141V43L138 41V42L136 43V45H133V46H134V47H135V46H137V47L140 46V45H137ZM154 43H155V42H153V45H154ZM156 43H157V42H156ZM236 43H237V44H236ZM247 43H248V44H247ZM251 43H252V42H251ZM2 44H3V43H2ZM10 44H9V45H10ZM28 44H30V42H29ZM34 44H35V43H34ZM34 44H33V45L31 44V45L34 46ZM46 44H47V45H46ZM70 44H69V45H70ZM78 44H79V43H78ZM78 44H77V46H75V47H78ZM161 44H163V43H161ZM167 44H168V42H167ZM167 44H166V45H167ZM177 44H178V43H177ZM180 44H181V45H180ZM0 45H1V44H0ZM5 45H6V44H5ZM20 45H22V43H21ZM24 45H26V43H25ZM40 45H42L41 42H40ZM63 45H62V48H60L61 50H62L63 47L65 46V45H64V46H63ZM71 45H70V46H67V47L69 48V47H71ZM86 45H84V46H86ZM151 45H152V44H151ZM153 45H152V46H153ZM157 45H158V43H157ZM157 45H156V46H157ZM11 46H12V45H10L9 48H10ZM17 46H18V45H17ZM22 46H23V45H22ZM35 46L37 47V45H35ZM81 46H82V45H81ZM91 46H92V45H91ZM91 46H90V47H91ZM93 46H94V45H93ZM100 46H101V45H99V48H98V49L96 48V49H97V52H98L99 54H104L105 52H107L105 49H104L103 52H101V51L103 50L104 47L102 48V46H101V48H100ZM113 46H114V44H113ZM124 46H125V47H124ZM154 46H155V45H154ZM154 46H153V47H154ZM160 46H161V45H160ZM160 46L157 47V48L155 47L156 51H159V48H162V47H163V46H162V47H160ZM199 46H200V47H199ZM239 46H241L242 49L239 48ZM257 46H259V47H257ZM2 47H3V46H2ZM2 47H1V48H2ZM6 47H8V46H5V48H6ZM15 47H16V46H15ZM40 47H41V46H40ZM40 47H38V48H40ZM44 47H45V48H44ZM97 47H98V46H97ZM134 47H133V48H134ZM149 47H151V46H149ZM204 47H202V48H204ZM224 47H225V46H224ZM231 47H233V48H231ZM65 48H66V47H65ZM82 48H83V46H82ZM82 48H81V49H82ZM118 48H115V50L118 49ZM128 48H129V47H128ZM130 48H132V46H130ZM139 48H141V47H139ZM163 48H164V47H163ZM213 48H215V49L218 48L219 50L217 49V50H215V51H212ZM227 48H229V49H233L235 52H237V56H235L236 53H235L233 50H229V49H227ZM2 49H3V48H2ZM2 49H1V50H2ZM12 49H14V48L11 47L10 50H12ZM18 49H19V48H16V53H17L19 50H21V49H19V50H18ZM24 49H25V48H24ZM30 49H31V48H30ZM40 49H41V48H40ZM69 49H70V48H69ZM81 49H80V50H81ZM90 49H92V47H91ZM96 49L93 48V50H94L93 52H95ZM100 49H101V50H100ZM134 49H135V48H134ZM134 49H133V50H134ZM146 49H149L148 46L146 47ZM150 49L152 50V49H154V48L151 47ZM200 49H201V50H200ZM220 49H221V50H220ZM226 49H227L228 52L233 51V52H234V55H232V56H235L236 58L234 57V59H232L233 57L231 56V54H233V53H232V52H231V53H227ZM6 50H7V48H6ZM8 50H9V49H8ZM8 50H7V52H9ZM57 50H55V51H57ZM64 50H66V49H64ZM74 50H75V49H74ZM78 50H79V49H78ZM83 50H84V52H86L84 48H83ZM99 50H100V52H99ZM129 50H130V49H128V51H129ZM131 50H132V49H131ZM135 50L137 51V49H135ZM163 50H164V49H163ZM163 50H161V51H163ZM252 50H253V51H252ZM4 51H5V50H4ZM26 51H29V53H27V54H31V55H33L32 53H34L35 49L33 50V52L30 53V51H32V50H29V48H28V50H27V47H26ZM36 51H37V50H36ZM36 51H35V52H36ZM45 51H46V50H45ZM52 51H49V54H50V52H52ZM75 51H76V50H75ZM81 51H82V50H81ZM81 51H80V52H81ZM89 51H90V50H89ZM113 51H114V48H113ZM117 51H118V50H117ZM122 51H121V52H122ZM138 51H139V50H138ZM140 51H141V50H140ZM152 51H153V50H152ZM161 51H160V52H161ZM166 51H167V50H166ZM224 51H225L226 53H225ZM254 51H255V52H254ZM11 52H12L11 54L9 53L10 56H11V55L14 56V54H16V53H15V50H13V51H11ZM13 52H14V53H13ZM42 52H43V51H42ZM62 52H63V51H62ZM64 52H65V51H64ZM69 52H74V51H69ZM78 52H79V51H78ZM80 52H79V53H80ZM84 52H81L80 54H82V53L84 54ZM93 52H92V50H91V52H90L89 54H91V53H93ZM97 52H96V53H97ZM115 52H116V51H114V53H115ZM132 52H133V51H132ZM141 52H142V51H141ZM147 52H148V50H147L145 53H147ZM153 52H155V50H154ZM160 52H159V54H160ZM19 53H21V52H19ZM23 53H24L23 55L26 54L25 51H24ZM38 53H39V52L37 51V54H38ZM129 53H130V52H129ZM163 53H164V51H163ZM9 54H6V52L4 53V55H8V56H9ZM27 54L25 55V56L27 57L26 60H28V58H29V57L27 56ZM39 54H41V53H39ZM45 54H47V51H46ZM45 54H43V57L45 56ZM51 54L53 55V53H51ZM57 54H58V53H57ZM59 54H61V52H60ZM64 54H66V53H64ZM68 54H70V53L67 52L66 55H68ZM73 54H74V53H73ZM75 54H76V53H75ZM75 54H74V56H76ZM86 54L88 55V52L85 53V54L83 55V57L86 56ZM99 54H98V55H99ZM106 54H107V53H106ZM122 54H123V53H122ZM135 54H136V53H135ZM148 54H149V53H148ZM148 54H147V55H148ZM150 54H152V53H150ZM211 54H213V55H211ZM229 54H230V55H229ZM0 55H1V53H0ZM2 55H3V54H2ZM17 55H18V53L16 54V56H17ZM19 55H21V54H19ZM19 55H18V56H19ZM31 55H30V57H31ZM34 55H36V54L34 53ZM34 55H33V56H34ZM61 55H62V54H61ZM66 55H64V56H66ZM71 55H72V54H71ZM94 55L98 56L97 54H93V56H94ZM126 55H127V54H126ZM132 55H133V54H132ZM137 55H138V54H137ZM137 55L134 56V57H132V58H133V59H135L136 57L138 58L139 55H138V56H137ZM142 55H144V54H142ZM152 55H153V54H152ZM152 55H150V56H152ZM157 55H158V54H157ZM157 55H156V57H157ZM16 56H15V57H16ZM25 56H23V57H25ZM40 56H41V55H40ZM46 56L50 57L51 55H50V56H49V55H46ZM55 56H56V55H55ZM55 56H54V59H55L54 61H53V60H50V61L53 62V64L49 61V62L51 63L52 66L49 65V63L46 64L48 61L45 59V60H44V62L46 61L45 64H44V62H38L40 65H38V66H34V68H32L33 71H35L34 69H37V70L39 69V71H41V70H43L42 67H45L46 65L49 66V69H50V66L53 68L54 62L57 61L56 58L58 59V57H59L60 55H59L58 57H56V58H55ZM74 56H73V58H74L75 61H76L78 58H77V57L75 58ZM89 56L92 58L91 55H88V56L86 57L85 61H88V60H89V59H88V58H90ZM102 56H103V55H102ZM104 56H105V55H104ZM104 56H103V57H104ZM108 56H111V55H107L106 57H108ZM114 56H115V54H114ZM145 56H146V55H145ZM148 56H149V55H148ZM226 56H229V58H231V59H230L231 61H232V60H233V61L236 60V64H237V66H236V65H235V66L231 65L230 68L233 70L232 66H233V67H237V68H235V69L239 71L238 74L235 73V72H236L235 69H234L235 72H232V71L228 68V67H229V64L231 63L230 61H227L228 58H226V59H227V60H226L227 63H224V59H223V58H225ZM230 56H231V57H230ZM1 57H2V56H1ZM5 57H6V56H5ZM26 57H25V58H26ZM36 57H37V56H36ZM69 57H70V56H69ZM79 57H81V56H79ZM83 57L80 58L81 60H77L79 64L82 63ZM94 57H95V56H94ZM94 57H93V58H94ZM99 57H100V56H99ZM99 57H98V59H99ZM116 57H117V55H116ZM116 57H115V59H116ZM129 57H130V59H129ZM129 57H128L129 61L133 60V59H131V54H130ZM142 57H143V56H142ZM142 57H141V58H142ZM167 57H168V56H167ZM167 57H165V58H167ZM2 58H3V60L6 59V58H4V57H2ZM2 58H1V59H2ZM9 58H11V57H9ZM16 58H17V59H15V60H19V59H20V58H18V57H16ZM39 58H40V57H39ZM60 58H61V57H60ZM62 58H63V57H62ZM64 58H65V57H64ZM73 58L71 57L70 59H73ZM91 58H90V59H91ZM112 58H114V57H112ZM112 58H110V59H112ZM148 58H149V57H147V58L144 57V59H146V60H147ZM150 58H151V57H150ZM157 58H158V60L161 59V58L159 59V57H157ZM165 58H164V59H165ZM13 59H14V57H13ZM23 59H24V58H23ZM41 59H42V57H41ZM47 59H48V58H47ZM50 59H51V58H50ZM52 59H53V58H52ZM65 59H66V58H65ZM65 59H63V62H65V64H63V65H62V63H63V62H62V59H61V60L59 59V62L61 61L62 63H61V62H60V64L58 63L59 66L61 67V68H58V70H60V69L62 70V68H64V66L68 65L67 63H68L69 61H68V59H67V60H65ZM87 59H88V60H87ZM96 59H97V58H96ZM98 59L95 61L96 64H95V62H94V64L98 66V71H97V67H96V66H90V67H91V68H90L89 65H87L88 63H87L86 65L83 63L86 69L84 68V66H83V67L80 66L81 68H80V67H78V68L76 67L77 69H79V68H80V69H83V71L81 72L82 74H80V76L82 77V79L85 80L84 76H82V75H83V73H84L85 75H87L88 72H86V70H89V73H90V71H91L90 69H92V67H95L96 71L93 69V70H94V71H93V72H94V73H93V76H94L95 72H100V71L102 70V69H99V68H101V67H102V68H106L107 65H108V67H109V65H110L111 62H112V61H110V63H106L107 65L105 64L106 66H104L103 64H104L105 62H107V60H104V58H103V59H101V62H102L103 60H104L105 62H104L103 64L101 63V64L98 65V63H99L98 61L100 60V59H99V60H98ZM105 59H106V58H105ZM119 59H120V60H119V62H120L119 65H121V66H122L123 63H125V61H126V62L128 61V59L126 60V58H124V57H123V58H119ZM121 59H123V60H121ZM124 59H125V61H124ZM144 59H143V60H144ZM152 59H153V58H152ZM162 59H163V57H162ZM162 59H161L159 62H157V61H156V58H155V61H156L157 63H156L155 61H154V63L158 64V65H157L158 67H159V63H160V65L162 66V68H163V65H162V64H165L164 67L166 68V70H169L168 72L172 71V70H170V68H171L172 66L169 67V65L172 63L171 61H174V60H171V59H168V58H167L168 61L170 60V63H168L169 65H167L165 62H163ZM167 59H165L166 62H167ZM10 60H12V58L9 59V61H8V57H7V61H8V63H12V62L14 61V60H12V62H11ZM34 60H35V59H33L32 62H35V61H36V60H35V61H34ZM112 60H113V59H112ZM117 60H118V59H117ZM0 61L2 62V60H0ZM20 61H21V60H20ZM20 61H19V62H20ZM29 61H30V60H29ZM38 61H43V59H42V60H38ZM66 61H67V62H66ZM80 61H81V62H80ZM89 61H90V60H89ZM123 61H124V62H123ZM136 61H137V60H136ZM149 61H150V60H149ZM151 61H152V60H151ZM161 61H162V62H161ZM222 61H223V62H222ZM233 61H232V62H233ZM1 62H0V63H1ZM21 62H24V60L21 61ZM30 62H31V61H30ZM57 62H58V61H57ZM57 62H55V64H56ZM83 62H84V60H83ZM92 62H93V61H92ZM108 62H109V61H108ZM114 62H115V61H114ZM114 62H113V65L115 64ZM145 62H146V61H145ZM145 62L142 61V62H140V63L142 64V63H145ZM221 62H222L223 64H225V65L228 64V62H229V64L226 65V66H227V67H226V66L220 65ZM4 63H6V62H4ZM13 63H14V62H13ZM78 63L75 62L74 64L77 65ZM138 63H139V62L136 63V62L134 61L133 63H130V62H129V64H128V62H127V63H125V65L127 66V64H128V65L130 66V65L133 64V65L131 66V68H132L133 66H136V67H134V68H140V67H139L140 65H139ZM161 63H162V64H161ZM246 63H247V64L250 63V64H249V65H246ZM17 64H18V63H17ZM22 64H23V63H22ZM22 64H21V65H22ZM30 64H31V63H30ZM30 64H26V61H25V65H26V66H27V65L29 66ZM41 64H42L43 66H42ZM69 64L71 65V63H69ZM83 64H82V65H83ZM92 64H93V63H92ZM135 64H136V65H135ZM137 64H138V65H137ZM156 64H155V65H156ZM184 64H189V67H187V68L184 67V66H185ZM218 64H219L221 67H219ZM231 64H232V63H231ZM1 65H3V62L1 63ZM5 65H6V64H5ZM5 65H4V66H5ZM25 65H24V66H25ZM34 65H35V64H34ZM70 65H69V66H70ZM72 65H73V63H72ZM101 65H102V66H101ZM111 65H112V64H111ZM113 65H112V67H113ZM147 65H148V63L146 62V64H145L144 66L142 65V68H141V69L144 68V69L146 70V68H147V69H150L149 67H151L152 70H153V68H157L156 70L160 72V70H158V69H160L161 67H159V68H158L157 66H153V67H152V66H150V65H149V67H148ZM151 65H153V64H151ZM166 65H167V66H166ZM11 66H12V65H11ZM15 66H17V65H15ZM32 66H33V64H31V66H29V70H30V68H31ZM39 66H42V67H41V70H40V68H36V67H39ZM48 66L45 67L44 69L48 68ZM54 66H55L56 69H57L58 66H56V65H54ZM62 66H63V67H62ZM77 66H79V65H77ZM86 66L89 67L90 69H89V68L87 69ZM100 66H101V67H100ZM103 66H104V67H103ZM115 66H116V64H115ZM115 66H114L113 68L118 69V67H119V68L121 67V66H118V64H117L118 67H115ZM146 66H147V67H146ZM187 66H188V65H187ZM222 66H223V67H222ZM2 67H3V66H2ZM2 67H1V68H2ZM5 67H7V65H6ZM13 67H14V65H13ZM13 67H11V69H12ZM18 67H19V66H18ZM55 67H54V70H56ZM66 67H67V66H66ZM73 67H75V66H73ZM122 67H123V66H122ZM218 67H219V68H228V69H229V70L226 69V70H228V72H229V73H228V72L226 71V72H227V75L229 74L228 76H230V74H232V76H230L229 80H228L226 77L224 78V76H227V75L225 74V72H224V74H223V71H225V69H224L223 71L220 70V71H222V73H217V72L219 71ZM14 68H15V67H14ZM25 68H26V67H25ZM113 68H112V70L114 71ZM131 68H130V69H131ZM165 68L163 69L164 71H165ZM167 68H169V69H167ZM9 69H10V67H9ZM11 69H10V70H11ZM23 69H24V68H22V70H23ZM66 69H67V68H66ZM70 69H71V68H70ZM80 69H79V72H80ZM121 69H123V68H121ZM121 69L118 70V73L121 72V71H120ZM130 69H127V70H130ZM10 70H6V68L3 69V71H6V72L8 71V73L14 72V71H10ZM14 70H15V69H14ZM37 70H36V71H37ZM51 70L53 71V69H51ZM51 70H50V71H51ZM67 70H68V69H67ZM67 70H66V72H67ZM71 70H72V72H74L73 68H72ZM84 70H85V71H84ZM104 70H105V69H104ZM104 70H103V71H104ZM112 70H111V72H113ZM123 70H124V69H123ZM125 70H126V69H125ZM131 70H133V68H132ZM137 70H140V69H137ZM137 70H136V71H137ZM161 70H162V69H161ZM217 70H218V71H217ZM9 71H10V72H9ZM15 71H16V70H15ZM25 71H26V70H25ZM25 71L23 70V71H21V72L23 73V72H25ZM43 71H44V70H43ZM43 71H42V72H43ZM45 71H46V70H45ZM47 71H48V70H47ZM62 71H63V70H62ZM103 71L101 72V73L103 74V76H101V77H100L99 75H95V76H99L101 79L103 78L104 81L106 82V85H107V81H110V82H112V83L114 82L113 85H112V83H110L109 86L112 85V86H114V88H115V86H116L115 83L117 82V79H116L115 77H112V79L114 78L113 80L116 79V81H112V80H109V79L106 81V79H107L106 77H108L109 74H107L108 76L104 77V76L106 75V72L104 73ZM109 71H110V70H109ZM140 71H141V70H140ZM149 71H150V70H149ZM154 71H155V70H154ZM238 71H237V72H238ZM6 72H5L4 74H6ZM37 72H38V71H37ZM37 72H32V70H31V72H30L29 74L34 73V75L32 74V76H35L36 74H39V72H38V73H37ZM54 72H55V73H54ZM54 72H53V73L56 75V78H57V76H59V75H57V71H54ZM59 72H60V71H58V73H59ZM72 72H71V73L68 72L69 75L71 74L69 80H67V78L65 77V76H68V74L66 75V73H65V75H64V74H63L64 72L61 74V76H59V77L64 76V77L66 78V80H67V81L64 82V81H63L64 78H63V79L60 78V81L62 80V81H61L62 84L66 85V86H69V84L67 85V83L70 82V80L74 79V78L72 77L73 75L76 76V73L73 74ZM75 72H76V71H75ZM85 72H86V73H85ZM91 72H92V71H91ZM115 72L117 73V70L113 72V75L117 77V74H115ZM122 72H123V71H122ZM125 72H126V71H125ZM162 72H163V71H162ZM165 72H166V71H165ZM230 72H231V73H230ZM1 73H2V71H1ZM16 73H18V72H16ZM16 73H15V74H16ZM22 73H20V71H19V74H20V75L18 74L19 77H16V76H15L16 81H15V79H12V80H14L16 83H18V80L20 79V82H21V79H22V78H20V76L22 75ZM35 73H36V74H35ZM51 73H52V72H51ZM107 73H108V72H107ZM123 73H124V72H123ZM128 73H129V72H128ZM131 73H132V72H131ZM134 73H136V72H134ZM140 73H141V72H140ZM140 73H139V74H140ZM144 73L147 74V72H144ZM148 73H149V72H148ZM153 73H154V75L157 74L156 76H158V75L160 76L159 73H156V74H155V72H153ZM153 73H152V76H154ZM4 74H3V73L1 74V75L4 76V77L1 78V79H5V77L8 76V75L6 76V75H4ZM23 74H24V73H23ZM40 74H41V73H40ZM44 74H45V73H44ZM49 74H50V72H48V75H49ZM54 74H50V77H51V75H52V78H53ZM59 74H60V73H59ZM77 74H78V72H77ZM90 74H91V73H90ZM96 74H100V73H96ZM102 74H100V75H102ZM110 74H111V73H110ZM139 74H137V75L140 76ZM146 74H141V75H142V77L144 76V78H145ZM164 74H165V73H164ZM164 74L162 73V75H164ZM219 74H220V75H221V74L224 75L223 77L221 76L224 80H223V79H220V80H219V78H218V77L220 76ZM234 74H236L237 76H233ZM253 74H254V76L256 75V77H255L254 79H256L257 76H258V79H259L258 81H257V79H256V81L253 80V77H254ZM18 75H17V76H18ZM25 75L28 76V72H27V74H26V72H25V74L23 75V78L25 77ZM45 75H46V74H45ZM124 75H126V74L124 73ZM133 75H134V74H133ZM133 75H130V74H129L130 77H128V75H127V77H126V76H123V74H122L123 78H124V77L126 78V79L124 78L125 81L122 79V77H121V79H120V78H119V79H120V81L123 80L125 83H127V80H128V82L131 83L132 81H129V79H130ZM137 75H136V76L134 75V76H135V77H138ZM148 75L151 77V74H148ZM170 75H171V74H170ZM170 75H169V76H170ZM217 75H218V76H217ZM10 76H11V75H10ZM27 76H26L25 78L29 79L30 77H29V76L27 77ZM30 76H31V75H30ZM32 76H31V78H32ZM80 76H79V74H78L75 78L78 79V78H80ZM90 76H91V75H90ZM95 76H94V77H95ZM134 76H133V77H134ZM159 76L156 77V79H154V78H152V77H151V78H152V79H151V78L149 77V78H150L149 80L147 79V78H148V76H147L146 79H145V80H147V81H145L143 78H142V80H144L145 83H146V82H149L150 80H153V79H154V81H156L157 78H158V79L160 78V79L157 80V81H158L159 83H160V82L162 83V84H160V85H163V84H164L163 81H160V80H162V79H161V76H160V77H159ZM164 76H165V75H164ZM0 77H1V76H0ZM13 77H14V76H12V78H13ZM38 77H39V76H38ZM40 77H41V76H40ZM42 77H43V76H42ZM46 77H47V76H46ZM46 77H45V78H46ZM54 77H55V76H54ZM87 77H88V75H87ZM87 77H86V78H87ZM91 77H92V76H91ZM91 77H90V78H91ZM110 77H111V75H110ZM118 77H120V75H118ZM133 77H132V79H133ZM135 77H134V78H135ZM154 77H155V76H154ZM17 78H19V79L17 80ZM45 78L43 77L42 80H44ZM52 78H50V79H45V80H49V82L47 81L46 84H45V83H44V84L41 83V81H39L38 83H41L42 85H41V84H40V85L43 86V87H44V86L49 87V86H51V85H50V81H51ZM56 78H55V79H56ZM90 78H89V80L91 81V83H94L95 81L92 82V81L94 80V78H93V79H90ZM105 78H106V79H105ZM7 79H9V78L7 77ZM7 79L4 80V83L8 81ZM27 79H25V80H27ZM32 79H33V78H32ZM35 79H36V78L34 77V80H32V81H38V79H37V80H35ZM53 79H54V78H53ZM53 79H52V80H53ZM55 79H54V80H55ZM58 79H59V78L56 79V82H57V83L60 82ZM96 79L98 80V77H96ZM101 79H100V80H101ZM226 79H227V80H226ZM9 80H10V79H9ZM12 80H11V81H12ZM39 80H40V79H39ZM45 80H44L43 82H46ZM57 80H58V81H57ZM64 80H65V79H64ZM79 80H81V78L78 79V82H79ZM133 80H136V81L138 82V81L141 80V79H140V77H139V80H137V79H133ZM168 80H167V81H168ZM186 80H187V82H186ZM222 80H223L224 83H221ZM1 81L3 82V80H1ZM11 81H10V82H11ZM86 81H87V80H86ZM104 81H102V82H104ZM120 81L118 80V82H120ZM2 82H1V83H2ZM52 82H53V81H52ZM63 82H64V83H63ZM66 82H67V83H66ZM73 82H74V80H73ZM78 82H77V83H78ZM81 82H82V81H81ZM102 82H99V84H97V85H100L99 87L96 86V88H98V91H99V88L101 87V85H105V84H104L105 82H104V83H102ZM124 82H123V83H124ZM182 82H183V81H182ZM182 82H181L180 84H181L182 86H184V85L182 84ZM256 82H257V83H256ZM4 83H3V84H4ZM11 83H12V82H11ZM16 83H15V84H16ZM25 83H26V81H25ZM25 83L23 82V86H20V85H21L20 83H18V84H20L19 86H20V87H23V89L26 88V90H30V87H31V90H32L33 88H34V90H36V89H37V86L39 85L38 83H36V84H38V85H36L35 82H31V83L27 82V84H28V86H27ZM48 83H49V85H47ZM70 83H72V81H71ZM85 83H86V82H84L83 84H85ZM88 83H89V82L87 81L86 85H87ZM91 83H89L88 89H86V90H85V88H82V87H85L84 85H83V86L81 85L82 83H81V84L79 83L78 86H77V84H76V87H75V90H77L76 92H78L79 88L81 87V90L83 89V90L85 91V94H86V91L89 90V87H90V84H91ZM97 83H98V82H97ZM100 83H101V84H100ZM125 83H124V85H125L126 87H127V85H128V87H130V86H132V85L134 84V82H132V85H131L130 83H129L130 85H129V84H125ZM143 83H144V82H143ZM143 83H140V84H139V83H136V82H135L134 85H136V84L138 85V84H139V85L141 86V88H142L143 85L146 86V85L148 84V83H147V84H145V83L143 84ZM150 83H151V85H149ZM150 83L147 85V87H148V86H152L153 84L155 85V83H153V81H150ZM156 83H157V82H156ZM185 83H184V84H185ZM15 84L13 83V86H15ZM18 84H16V85L18 86ZM51 84L53 85L54 83H51ZM60 84H61V83H59V86H62V84H61V85H60ZM120 84H121V83H119L118 86H119ZM165 84H164V85H165ZM169 84H167V85H169ZM9 85H10L11 87H10ZM9 85H7V86H9L10 88H9V87H8V88L11 89V90L7 89V90H9V91L6 90V91H5L6 93L4 92V89H1V91L3 90V92H4L5 94H7V92H14V89L16 90L17 87H14V89H12L13 86H12L10 83H9ZM25 85H26V86H25ZM95 85H96V82H95ZM95 85H92V86H94V88H95ZM121 85H123V84H121ZM121 85H120V89H122V90H123V89H127V88H125V87H124V88H121V87H122ZM134 85H133V86H134ZM139 85H138V86H139ZM158 85H159V84H158ZM158 85H157V86H158ZM167 85H166V86H167ZM172 85H173V84H172ZM172 85H171V86H172ZM181 85H180V86H181ZM4 86L6 87V85H4ZM4 86H2V87H4ZM32 86H33V87H32ZM34 86H36V87H34ZM41 86H39V87H41ZM56 86H57V85L55 84V85H53L52 87H55V89L57 88V90H58V89L60 90V88H58L59 86H58V87H56ZM107 86H108V85H107ZM107 86H105V87H107ZM171 86L169 85L170 88H171ZM0 87H1V86H0ZM27 87H28V88H27ZM47 87H44V88H47ZM52 87H51V89L49 88V89H45V90H51V92H52V91H53L52 89H54V88H52ZM73 87H74V86H73ZM86 87H87V86H86ZM102 87H103V86H102ZM136 87H137V86H135V87H133V88H136ZM154 87H155V86H154ZM163 87H164V86H163ZM66 88H68V87H65L64 90H66ZM76 88H78V89H76ZM103 88H104V87H103ZM131 88H132V87H131ZM137 88H139V87H137ZM157 88H158V87H157ZM167 88H168V87H167ZM170 88H169V89H170ZM262 88H263V89H262ZM19 89H20V88L18 87L17 90H19ZM21 89H22V88H21ZM38 89H43V88L41 87V88H38ZM55 89H54V90H55ZM69 89H70V90H68V91L74 90V88H73V89L69 88ZM91 89H92V87H91ZM105 89L108 90V88H105ZM109 89L112 90V87H110ZM117 89H118V88H117ZM179 89H180V87H179ZM17 90H16V91H17ZM34 90H33V91H34ZM64 90H63V94H65V95H63L62 93H58V94H60V95L62 94L64 98H65V97L67 98V95H69V94L72 95V93H70V92H69L68 94H66L67 92H64ZM83 90H82V92L79 90V94L77 93V96H78V95H81V94L84 95ZM92 90H93V89H92ZM136 90H137V89H136ZM150 90H151V87H150ZM153 90H154V89H152V91H153ZM156 90H157V92H155V91H154V92L157 93V95H158V90H160V88H159V89H156ZM163 90H164V93H163V91H162L158 96H160L162 93L165 94V92H166V91H165V87L163 88ZM166 90H167V89H166ZM173 90H174V92H173ZM22 91H23V90H22ZM37 91H38V90H37ZM39 91H40V90H39ZM60 91H61V90H60ZM66 91H67V90H66ZM89 91H90V90H89ZM96 91H97V89H96ZM96 91H94V92L97 93L98 91H97V92H96ZM101 91L103 92V89H101ZM115 91H117V90H115ZM118 91H119V90H118ZM118 91H117V94H118V96H119V95H121L122 93H118ZM125 91H126V90H125ZM139 91H140V89H139ZM160 91H161V90H160ZM160 91H159V92H160ZM169 91H170V90H169ZM3 92H1V93H3ZM19 92L21 93V90H20ZM25 92H26V91H25ZM25 92H24V93H25ZM34 92H35V91H34ZM40 92H41V91H40ZM40 92H39V93H40ZM53 92H54V91H53ZM53 92H52V93L48 92V93L53 94ZM55 92H56V91H55ZM58 92H59V91H58ZM76 92L73 91V95H74V96L76 95V94H75ZM87 92H88V91H87ZM102 92H101V93H102ZM104 92H105V90H104ZM106 92H107V93H110V92H108V91H106ZM119 92H120V91H119ZM126 92H127V91H126ZM131 92L133 93V91H131ZM167 92H168V91H167ZM167 92H166V93H167ZM177 92H178V91H177ZM207 92H208V94L211 93L213 99H212V97L210 98V94L208 95ZM41 93H42V92H41ZM43 93H46V92H43ZM90 93H93V92H90ZM98 93H100V91H99ZM98 93H97V94H98ZM107 93H106V94L103 93L104 95H103V94H102V95L99 94L98 96H103V97H104V96L106 95V97L108 98V96L110 97V95L108 94V96H107ZM115 93H116V92H115ZM136 93H137V91H136ZM140 93H141V95H142L143 100H145L144 97L148 96V97H146L147 100L150 101V98H151V99H152L151 101L153 102V97H154V96L157 97V95H155V93H152L151 91H150V92H149V91L146 92L147 95H146L145 92H139V94H140ZM149 93H150L151 96L148 95ZM151 93H152V94H151ZM168 93H170V92H168ZM185 93H186V94H185ZM8 94H9V93H8ZM14 94H17V93H14ZM21 94H22V93H21ZM29 94H30V93H29ZM35 94H36V95H39V97H40V95H41V94H37V93H35ZM35 94H34V96H35L34 98L37 99L38 96H36ZM125 94H126V95H125ZM125 94H123V95H125V96H128V95H129V96H130V93H129V92H128V93H125ZM137 94H138V93H137ZM139 94H138V95H139ZM144 94H145V95H144ZM153 94H154V95H153ZM163 94H162L161 97H163ZM9 95L12 96V97H10V99H11V98L15 99V98L19 97V96H18L19 94H18V95H13L12 93H10ZM44 95H45V94H43V96H44ZM48 95H49V94H48ZM55 95H56V93H55ZM55 95H53V98H54ZM60 95H58V97H57V95H56L58 101L61 100V98H62V96H61V98L59 99V96H60ZM73 95H72V96H73ZM93 95L95 96L96 94L93 93ZM115 95H116V94H115ZM134 95L137 96L136 94H134ZM134 95H133V96H134ZM166 95H167V96H166ZM166 95H164V96L168 97L169 94H166ZM13 96H16V97L14 98ZM23 96H24V95H23ZM27 96H28V94H27ZM43 96L40 97V100H39V101L44 102V101L41 100V98H42ZM49 96H51V95H49ZM77 96H75V98H76ZM81 96H82V95H81ZM81 96H80V97H81ZM86 96H87V95H86ZM86 96H84V97H86ZM125 96H119L118 99L121 100L120 97H123V99H124ZM129 96H128V97H129ZM0 97H1V96H0ZM28 97H29V96H28ZM28 97L25 96V98H28ZM31 97H33V94H32ZM31 97H29L28 100H32V99L35 100L34 98H31ZM39 97H38V98H39ZM45 97H46V96H45ZM45 97H44V98H45ZM56 97H55V98H56ZM70 97H71V96H70ZM78 97H79V96H78ZM78 97H77V98H78ZM80 97H79V98H80ZM91 97H92V95H91ZM91 97H90L89 99H91ZM96 97H97V96H95V99H96V100L92 97V99L95 100V101L93 100L94 103L91 101L92 99H91V100L88 99V101L92 103V104H91V103L88 102V105H93V106H91V107H92L93 109L95 108V111H96V107H97V109H98V105H101V104H102V103L100 104V103L97 101V99H98V98L101 99V97H98V98H96ZM106 97L103 98V99H106ZM112 97H113V96H112ZM114 97H117V96H114ZM131 97H132V95H131ZM156 97H154L155 99H154V103H153V105L157 102L156 99H158V98H156ZM161 97H159V99H160ZM169 97H170V96H169ZM7 98H9V97L7 96ZM30 98H31V99H30ZM49 98H50V97H49ZM51 98H52V97H51ZM51 98H50V99H51ZM66 98H65V99H66ZM125 98H127V97H125ZM137 98H138V97H136V100H137ZM139 98H140V100H142L141 96H139ZM139 98H138V100H137L138 103H137L136 105H138V104L141 102V101L139 102ZM176 98L178 99L177 102H175V101H176ZM209 98H210V99H209ZM20 99L22 100V97H21ZM46 99H47V98H45V100H46ZM65 99H64V100H65ZM69 99L72 100L71 98H69ZM73 99H74V98H73ZM100 99H99L100 102L103 101V99H101V100H100ZM109 99H112V98L110 97V98H108V100H109ZM118 99H117V100H118ZM130 99H131V98L126 99V100L128 101V100H130ZM132 99H133V97H132ZM161 99L164 100L163 98H161ZM258 99H257V100H258ZM6 100H7V99H6ZM23 100H24V99H23ZM23 100H22L21 102H19V103L23 104ZM33 100H32V101H33ZM47 100L49 101V99H47ZM51 100H52V99H51ZM51 100H50V101H51ZM76 100H77V99H76ZM76 100H75V101H76ZM81 100H82V99H81ZM83 100H84V99H83ZM83 100H82V102H83ZM117 100L115 101V98H114L113 101H112V100H109V102L113 104L114 101L117 102ZM124 100H125V99H124ZM126 100H125L124 102H126ZM136 100H134L133 102L135 103ZM143 100H142V101H143ZM147 100H146V101H147ZM162 100H160V101L162 102ZM166 100H167V99H165V101H166ZM174 100H175V101H174ZM11 101H13V100H11ZM17 101H19V100H16V102H17ZM24 101H25V100H24ZM37 101H38V99H37ZM37 101H35V102H37ZM39 101H38V103H40ZM58 101H57V102L54 101L55 103H54L53 101H51V103L53 102V105L55 104L56 106H58V103H59ZM85 101H86V100H85ZM96 101L98 102V103H97V104H98L97 106H95V105H96V104H95ZM146 101H145V103H146L145 105H148V104H151V105H152V103H148V102H146ZM160 101L158 100L157 103H159ZM5 102H6L5 100H4V102L2 101V103H4V104H5ZM7 102H9V99L7 100ZM46 102H47V101H45L44 103H46ZM62 102H63V100H62ZM76 102H77V101H76ZM76 102H75V103H76ZM109 102H106V100H105V103L108 104V105H109ZM122 102H123V100H122ZM131 102H132V101H131ZM133 102H132V103H133ZM143 102H144V101H143ZM161 102H160V103H161ZM163 102H164V101H163ZM168 102L165 103V104H167V105H165V107L170 105ZM17 103H18V102H17ZM19 103H18V104H19ZM38 103L36 104L37 106H39ZM44 103H42V104L44 105ZM48 103L51 104L50 102H47L46 105H48ZM56 103H57V104H56ZM65 103H67V102H65ZM65 103L60 104V106H63V104H65ZM79 103H80V102H79ZM84 103H85V102H84ZM84 103H83V104H82V103H80V104L76 103V106H74V108H75L74 110H76V112H78V114H80L81 116L84 115L86 112H87V113L89 112V111L84 112V111L86 110V107H85L86 105H85V104H87V103H85V104H84ZM118 103H119V102H118ZM118 103H116V105H118V106H116L115 103H114V105H115L117 108H119L121 102H120V104H118ZM160 103H159V104H160ZM187 103H188V104H187ZM4 104H3V105H4ZM10 104H11V103H10ZM13 104H16V103L13 102ZM18 104H16V105H17L18 109H20L21 106L19 107ZM31 104H32V102H31ZM72 104H73V102H72ZM94 104H95V105H94ZM106 104H105V105H106ZM112 104H111V105H112ZM128 104H130V102H129ZM140 104H141V103H140ZM140 104H139V105H140ZM159 104H157V105H158V109L160 110V109H162L163 106H162V105H159ZM168 104H169V105H168ZM178 104H176V105L172 104L171 106H172V107H175V106L177 107ZM6 105H7V107H11V106H9V104H7V103H6L3 107H5ZM24 105H25V103H24ZM24 105H22V107H23ZM29 105H30V104H29ZM32 105H33V104H32ZM43 105H40V106H42V109H43ZM51 105H52V104H51ZM51 105L46 106V107H47V108H48V107L51 108V107H50ZM66 105H67V104H66ZM69 105H71L70 102H69V104H68V108H69V110H70V109L73 108V107H71L72 105H71V106H69ZM88 105H87V106H88ZM102 105H103V104H102ZM102 105H101L102 108L99 107V109H100L99 112H100V113L102 112L103 109H104L103 112H105V108H103L104 105H103V106H102ZM114 105H112V106H114ZM121 105H122V104H121ZM130 105H131V104H130ZM133 105H134V104H133ZM133 105H132V106H133ZM163 105H164V104H163ZM193 105H191V107H193ZM1 106H2V104H0V107H1ZM60 106H58V107H60ZM64 106H65V105H64ZM112 106H110V107H112ZM124 106L127 107V104H126V105L124 104ZM124 106H121V108H122V109H125ZM160 106H162V107L160 108ZM3 107L0 108V110L4 109ZM14 107H15V106H14ZM17 107H16V109H17ZM25 107L29 108L28 105H25ZM53 107H54V106H53ZM53 107H52V108H53ZM70 107H71V108H70ZM110 107H109V108H110ZM116 107H114V108H116ZM123 107H124V108H123ZM129 107H130V106H129ZM129 107H128V108H129ZM133 107H135V106H133ZM137 107H138V106H136V108H137ZM144 107H146V106H144ZM147 107H148V106H147ZM150 107H151V106H150ZM165 107H163V109H165ZM179 107H180V106H179ZM182 107H183V105H182ZM258 107H259V110H258V112H257L256 110L258 109ZM11 108H12V107H11ZM44 108H45V105H44ZM47 108H46V109H47ZM64 108H65V107H64ZM139 108H140V107H139ZM141 108H143V107H141ZM148 108H149V107H148ZM148 108H147V109H148ZM153 108H154V107H153ZM8 109H9V108H8ZM8 109H6V107H5V109H4L3 111L8 110ZM13 109H15V108H13ZM16 109H15V110H16ZM18 109H17V110H18ZM24 109H25V108H24ZM29 109H30V108H29ZM34 109H36V108H34ZM46 109H43V110H46ZM58 109L60 110L61 108H57L56 110H58ZM65 109H67V107H66ZM65 109H63V110H65ZM84 109H85V110H84ZM88 109H89L90 111L92 110L91 108H88ZM143 109H145V108H143ZM156 109H157V106H156ZM169 109H172V108H168L167 110H169ZM173 109H177V108H173ZM183 109H184V108H183ZM185 109H186V108H185ZM185 109H184V110H185ZM193 109H194V108H193ZM193 109H191V110H193ZM195 109H196V108H195ZM15 110H13V111H15ZM17 110H16V111H17ZM25 110H26V109H25ZM50 110H51V109H50ZM50 110H49V111H50ZM59 110H58V111H59ZM74 110H73V112L75 113ZM106 110H108V109H106ZM114 110L117 112L118 109H117V110H116V109H113V111H114ZM120 110H121V109H120ZM120 110H119V111H120ZM125 110H126V109H125ZM135 110H136V109H135ZM152 110H155V108L152 109ZM178 110H179V109H177V111H176V110H172V111H173V112L176 111V113H178V114L182 113V116L180 115V116H181L180 119H183V120H184V119H186V120L190 119L189 116H191V114L188 115V112L193 113L192 111H189L188 108H187V110H188L187 114H186V112H184V110H183V112L189 117V118H185L186 115H185L183 112H181V110H179V112H178ZM187 110H186V111H187ZM263 110H264V107H263L262 111H263ZM16 111H15V112H16ZM21 111H22V110L19 111V114H21V113L24 114V112H23V111L21 112ZM36 111H37V110H36ZM39 111H42V110H39ZM54 111H55V110H54ZM54 111H53V112H54ZM115 111H114V112L111 111L112 113H114L115 116L113 115V117H112V116H111L112 113L110 114V116H111V118H113V120H114V117H117V114L119 113V111H118V113L115 114ZM130 111H131V110H130ZM132 111H133V110H132ZM142 111H143V110H141L140 112L142 113ZM150 111H151V110H150ZM150 111H149V112H150ZM172 111H171V114H170V115L173 114ZM200 111H201V112H200ZM251 111H253V113H252ZM262 111H261V115H262V116L260 117V118H262V121L260 120V121H261V122H260V121L258 120V123H259V124H261V123L264 124V122H263V121H264V116H263L264 112H262ZM17 112H18V111H17ZM20 112H21V113H20ZM25 112H28V110H26ZM33 112H34V111H33ZM33 112H29V113H30V114L32 113V115L34 116L35 113H33ZM45 112H47V111H45ZM45 112H42V113L46 114ZM69 112H71L70 114H73L72 111H68L66 114H68ZM96 112H98V110H97ZM109 112H110V111H109ZM123 112H125V111H123ZM133 112H134V111H133ZM133 112H132V113H129V114L127 113V115L130 116V114H131V116H133ZM140 112L138 111V113H140ZM144 112H145V111H143V113H144ZM147 112H148V110H146V113H144V115L147 114L146 116H148V113H149V112H148V113H147ZM152 112H153V111H152ZM155 112H157V111H154V112L152 113L153 115L150 114L151 116L154 117V120L156 121V122L154 123V120H153V118H152L153 123L155 124V126H156V124H158L159 122H160L161 124H163V122H164V124H165L166 121H167L170 117H171L170 119H172V120L170 121V119H169L168 122H169V121H170V123L173 122L172 124H174L175 121L178 119V118L175 119L174 116H170V115H169L170 111H169V112L166 111V112L168 113L167 115L170 116V117L168 118L167 115H166L167 117H165V114H166V113H163V112L160 110V111H158V113L160 112L159 114H162V115L164 114L162 117H164L165 119H163L164 121L161 120V119H159V121H158L157 119H155L156 117H155L154 114H157V113H155ZM164 112H165V111H164ZM0 113H5V112H0ZM8 113H10V112L8 111ZM29 113H26V115L29 114ZM40 113H41V112H40ZM47 113L50 114L51 112H47ZM57 113H58L59 116H60V112H57ZM64 113H65V112H64ZM90 113H91V112H90ZM143 113H142V114H143ZM6 114H7V112H6ZM15 114H17V113H15ZM19 114H17V115L19 116ZM36 114H37V115H35V116H37V118H38V117L40 118L41 115L38 116V114H39L38 112H37ZM49 114H48V115H49ZM94 114H95V113H94ZM125 114H126V113H125ZM174 114H175V113H174ZM174 114H173V115H174ZM183 114H184V116H183ZM245 114H246V115H245ZM17 115L11 116V117H13V120H14L15 125H16L18 122L21 121L22 118H20V117L23 116V118L26 117V118H28V119H26L25 122H24L23 119H22L21 122H24L25 125L21 124V127H22V128L20 127V129H22V130L24 129V130H25V128H24L25 126H28V127H30L29 129H32V127H33V125H34V122H33V119H32L31 121L29 120L30 117H31L30 115H29V117H27V116H25V115H20V116H19V119H20V120L17 119V118H18ZM55 115H56V114H55ZM68 115H69V114H68ZM68 115H67V116H68ZM74 115H76V114H74ZM74 115H73V119H74ZM89 115H90V114H89ZM97 115H98V114H97ZM118 115H120V113H119ZM135 115L138 116V114H135ZM144 115H142V117L144 118V121H145L146 116H144ZM150 115H149V117L151 118ZM157 115H158V114H157ZM175 115H176V114H175ZM2 116H3V115H2ZM33 116H32L31 118H33ZM35 116H34V118H36ZM93 116H94V115H93ZM93 116H92V117H93ZM102 116H103V115H102ZM110 116H106V118L109 117V118H108L109 121H108V119L105 118V121H104V122L108 121V122H106V123H107V125L109 126V129H110V127L113 128V127L116 125V127H117L116 130L118 131V134H119L121 131H124V130H120V128L118 129V125H119V124L122 125L121 123L126 122V124H125V123L123 124L124 126H121V128L124 127L123 129H125V128L128 126L126 129L129 130V129H130L129 126L131 125V126H132L131 129L133 130V127H135V125H138V126H139V125H140V126L142 125L141 127L139 126V127H137V128H134V130H135V129L138 130V128L143 130V129L145 128V125H146L147 122L149 121V120L146 119L147 122H144V121L140 120V119H141V116H139V118L137 117V119H138L139 121L144 122V124L146 123V124L144 125V128H142V127H143V124H142L141 122H140L141 124H140L139 122H137L138 124L135 123V121H136L135 117H136V116H133V117H134V120H132V119L130 120V119H129L130 117H127V118H128V121L130 120V122H132V123L134 122V123H135V125H133L134 123H133V124H131V123H129V122L127 123V118L122 114V116L125 117L126 120H125V119H122V118H123L122 116H120L119 118L117 117V121L120 122V123L117 124L118 122L116 121L117 123L114 125L115 122L112 121V119H110ZM158 116H159V115H158ZM187 116H186V117H187ZM194 116H193V117H194ZM8 117H9V118H7V119H6L5 117H4V119L2 118V119L4 120V122L6 121V122H5L6 124H8V123L10 124V123L13 122V120H12V122H11V120L9 121V119H11V117H10V116H8ZM15 117H17V118H16V119H17V123L15 122V121H16V120L14 119ZM43 117L45 118V119H44L45 122H44V120H43V121L41 120ZM52 117H53V116H52ZM56 117H57V115H56ZM56 117H54L53 120L51 119V120H52L51 123L56 124V123H57V120H59L58 122L60 123V120H61V119H58V117H57V120L54 121V120L56 119ZM61 117H62V114H61ZM64 117H65V116H64ZM76 117H77V116H76ZM84 117H85V116H84ZM92 117H91V118H92ZM100 117H101V116L99 115V118H100ZM121 117H122V118H121ZM133 117H131V118H133ZM176 117H178V116L176 115ZM182 117H184V118H182ZM252 117H253V116H252ZM255 117H256V116H255ZM255 117H253V118H255ZM37 118H36V119H37ZM59 118H60V117H59ZM68 118H69V117H68ZM70 118H72V116H71ZM81 118H82V117H81ZM93 118L95 119L94 122H96V125H97V121H98V120H96L95 116H94ZM93 118H92L91 120H93ZM120 118H121V120H119ZM143 118H142V119H143ZM150 118H149V119H150ZM160 118H161V117H160ZM167 118H168V119H167ZM191 118H192V117H191ZM238 118H239V117H238ZM253 118H251V120H253ZM257 118H258V116H257ZM260 118H259V119H260ZM5 119H6V120H5ZM36 119H35V121H36ZM62 119H63V117H62ZM82 119H83V118H82ZM82 119H81V120H82ZM84 119H85V118H84ZM87 119H88V117H87ZM180 119H178L176 122L178 123V122L180 121ZM224 119H222V120H224ZM247 119H246V120H247ZM47 120H49V119H46V116H43V115H42L41 118L39 119V121L44 122V123H43V126H44V124L47 122ZM51 120H50V121H51ZM66 120H67V121H66ZM66 120H65V123L68 124V119H66ZM79 120H80V119H79ZM79 120H78L77 122H80ZM91 120L89 119V122H90ZM100 120H104L103 117H101ZM110 120H111V121H110ZM123 120H124V121H123ZM152 120L150 121V123L148 122L149 125H150V124H153V123H151ZM222 120L219 121V122H217L218 125H219V123L221 122V123H220V126L217 127V128L219 129V131H218V129H216V127L214 128L216 131H218L217 133H215V132H216L215 130L212 131L208 126H207V127L204 126V125H205V124H204V125H202V126L205 127V128H207V129L203 128V129H205V131L208 130V129H210L209 132L206 131L207 136H205V133H204L203 130H201V129H200L201 132L204 133V134H201V132H199V133L197 132V133H195V135L197 134L198 137H199V135L201 134V136H200L199 138H202V136H203V138H204V137H205V138H208V137H209V138H214V137H218V136H220V137L226 136V138L228 137V139L231 138V137H234V138H235L234 140H237V141L240 140V143H241V144H243L244 142H249V144H247V145H250V144H252L253 142H254V143L256 142L257 145H258L259 142H264V140L261 141V140L263 139V137H264V126H263V127H261L262 125H261V126H257V127L259 128V129L257 130V129H256V128H257V127H256V124L258 125V123H255V121L257 122V120L254 119L255 121L253 120V122H254V126H255L256 131H260L259 134H258V136L260 135L261 137H256V138H254V140H253V138H249L250 136H251V137H254V135H253L254 133L257 134V132L253 130L254 128L252 129V127H253V126H252V125H253V124H252V123H253L252 121H250V120H248V121H246V120L243 121V120H242V121H243V122L241 123L242 125L239 123L240 125L236 124V126H234V125H233V122L231 123V124H232V125H231V124H229L230 121H227V124L225 125V124L222 122ZM225 120H224V121H225ZM230 120H232V119H230ZM236 120H237V119H236ZM53 121H54V122H53ZM70 121H72V120H70ZM70 121H69V122H70ZM85 121L87 122V120H85ZM85 121H81V122H83L85 125H86L87 123H89V122L86 123ZM157 121H158V122H157ZM188 121L190 122V120H188ZM188 121H187V122H188ZM191 121H192V120H191ZM196 121H195V122H196ZM226 121H225V123H226ZM233 121H234V118H233ZM0 122H1V121H0ZM2 122H3V121H2ZM7 122H8V123H7ZM73 122H74V120H73ZM98 122H100V121H98ZM110 122H111V124L114 125V126H112L111 124H108V123H110ZM112 122H114V123H112ZM168 122H167V123H168ZM181 122L183 123V126H184V124H185L186 121H185V120H184V122H183V121H180L179 123H181ZM187 122H186V123H187ZM192 122H194V121H192ZM195 122H194V126L196 125ZM237 122H238V121H237ZM237 122H235V123H237ZM239 122H241V121H239ZM249 122H252V123H251V126H252V127L250 126V124H248ZM5 123H3V125H4ZM14 123H12V124H10V125L14 126V125H13ZM37 123H38V120H37ZM37 123H35V124H37ZM177 123H176V125H177ZM222 123H223V124H222ZM6 124H5L4 129H5V128H6V129H8V128L10 129V128H11V131H12V129L15 128V127L12 128L11 126L8 127V125H7V127H8V128H7V127H6ZM31 124H32V125H31ZM39 124H40L39 126L37 125L38 128L41 127V125H42L41 123H39ZM79 124H80V123H78V125H79ZM89 124H90V123H89ZM91 124H92V123H91ZM98 124H99V125H98L99 127L97 126L98 129H99V130H102L103 126H101L100 123H98ZM129 124H130V125H129ZM161 124H158V126L161 127V126H162ZM199 124H200V123H199ZM201 124H203V123H201ZM221 124H222V125H221ZM228 124L231 125L232 128L234 127V129H235V127H236V129H235L236 131H235L234 129H233L234 131L231 130V129H230L231 126L229 127ZM61 125H62V126H60V125H59V126L62 127V128H63V126H64V127H65L64 129L66 130V127H67L68 125H66V124L64 125V122H63V124H61ZM72 125H73V127L76 126V122H75V125H74V124H72ZM80 125H81V124H80ZM102 125H103V124H102ZM110 125H111V126H110ZM120 125H119V127H120ZM125 125H126V127H125ZM149 125H148V126H149ZM167 125H168V124H167ZM167 125H166V126H167ZM191 125L193 126V124H191ZM191 125H190V126H191ZM211 125H213V127H212ZM223 125H225L226 127H229V128H227L228 130H225V129L223 128V127H224ZM19 126H20V125H19ZM19 126L17 125V128H18ZM23 126H24V127H23ZM31 126H32V127H31ZM35 126H36V125H35ZM35 126H34L33 128H35ZM37 126H36V129H37ZM69 126H70V125H69ZM69 126H68V127H69ZM81 126H82V125H81ZM83 126H84V125H83ZM93 126H94V124H93ZM93 126H92V127L89 126V128H88V126H86L89 130L85 127V128L88 130V133H90V129H92ZM100 126H101V129H100ZM146 126H147V125H146ZM152 126H153V125H151L150 127L152 128ZM155 126H154V128H156ZM163 126H165V125H163ZM180 126H182V125H180ZM185 126H186V125H185ZM190 126H189V128L186 126V127H187V131H188V132H187V131H186V132H187L188 134H189V132H190V128H191ZM194 126H193L192 129H194ZM196 126H198V125H196ZM222 126H223V127H222ZM237 126H239V127H237ZM28 127H26V129H28ZM55 127H56V126H55ZM150 127H149V128H150ZM174 127H175V126H174ZM176 127H177V126H176ZM186 127H183V128H186ZM241 127H243V129H242ZM41 128H42V127H41ZM52 128H53V130H55L56 128H58V125H57L56 128H54V127H52ZM70 128H72V126H70ZM70 128H67V130L70 129ZM78 128H79V127H78ZM78 128L75 127V130H76V129L78 130ZM85 128H83V129L81 128V130H83L86 134H88V133L86 132ZM170 128H171V127H170ZM170 128H169V131H170ZM179 128H180V127H179ZM179 128H178V130L181 129V128H180V129H179ZM199 128H201V127H199ZM239 128H240L241 130H244V128H245V132L247 131L248 134H246V133H245V134L242 133V136H245V137H243V138H242V136L240 137V136L238 135V133H241ZM4 129H2V130H3V133L6 134V131H5ZM39 129H40V128H39ZM64 129H62V130L65 131ZM96 129H97V128H96ZM106 129H107V128H104V129L102 130V131H103V134H104V131H106V134H108L109 136H111L110 134H112V136L114 135V134L112 133V131L115 129V127H114V129H112V130L110 129L111 133H109L110 131L107 132ZM109 129H108V130H109ZM131 129H130V130H131ZM145 129H147V127H146ZM152 129H153V128H152ZM159 129H161V128H159ZM164 129H167V128H164ZM164 129H163V130L161 129V130L164 132ZM192 129H191V131H192ZM221 129H222V130H221ZM229 129L231 130V132L229 131ZM238 129H239V130H238ZM2 130H1V132H2ZM16 130H17V129H16ZM22 130H20L21 133H22ZM56 130H57V129H56ZM58 130H59V129H58ZM58 130H57L56 133L59 135ZM62 130H59V132L62 131ZM72 130L75 131L74 129H71V131H72ZM92 130H93V129H92ZM116 130H114L113 132L115 133ZM134 130H133V131H134ZM172 130H174V128H173ZM175 130H176L175 133H178L177 128H176ZM181 130H182V129H181ZM181 130H180L181 133H185L184 130H183V132H182ZM194 130L197 131L198 129L196 130V128H195ZM194 130H193V132H194ZM220 130H221V132H220ZM29 131H30V130H29ZM50 131H51V130H50ZM68 131L70 132V130H68ZM68 131H67V132H68ZM79 131H80V130H79ZM79 131H78V132H79ZM83 131L81 132L82 134H81V133H78V132H77V133H78L79 135H83V134L85 135V133H84ZM133 131H132V133H133ZM156 131H157V130H156ZM162 131H161V133H160L161 135L164 134V133H162ZM224 131H225V132H224ZM232 131H233V132H232ZM17 132H18V131H17ZM65 132H66V131H65ZM65 132H62V133L60 132V133H61V134H63V133L66 134ZM93 132L96 133V130H94ZM93 132H91V133H93ZM134 132H137V131H134ZM138 132H139V131H138ZM170 132H171V131H170ZM193 132H191L192 134H191V133H190L189 135L185 134L184 136H187V138H188V136L191 137V135H193V137H194L195 135L193 134ZM219 132H220V133H219ZM235 132H237V133H235ZM253 132H254V133H253ZM7 133H8V131H7ZM10 133H11V132H10ZM19 133H20V132H18V133H16V134H19ZM29 133H30V132H29ZM36 133H37V132H36ZM43 133H44V132H43ZM45 133H46V132H45ZM71 133H73V132H70V134H71ZM94 133H93V134H94ZM129 133H130V132H129ZM146 133H147V132H146ZM150 133H152V131H151ZM156 133L159 134V132H156ZM173 133H174V132H173ZM234 133H235V134H234ZM260 133H262V134H260ZM0 134H2V133H0ZM14 134H15V129H14ZM34 134H35V133H34ZM41 134H42V133H41ZM61 134L59 135L60 137L58 136L60 139H61V137L64 136V135H61ZM96 134L99 135V134H101V133H98V131H97ZM106 134H105V135H106ZM115 134H116V133H115ZM127 134H128V133H126V136H127ZM138 134H139V133H138ZM154 134H155V132H154ZM154 134H153V135H154ZM160 134H159V139H158V141H161L160 138H161L162 136H161ZM166 134H167V132H166ZM170 134H171V133H170ZM232 134H233V135H232ZM243 134H244V135H243ZM249 134H250V135H249ZM2 135H3V134H2ZM27 135H28V134H27ZM29 135H30V138H34V137H35V136H34V137H31V134H29ZM36 135H37V134H36ZM50 135H51V137L53 136L52 133L49 134V136H50ZM54 135H56L55 132H54ZM79 135H78V136H79ZM101 135H102V134H101ZM101 135H100V136H101ZM105 135H103V137H104ZM122 135H123V134H122ZM132 135H133V134H132ZM132 135H131V137H134V136H135V135H134V136H132ZM153 135H150V136L152 137ZM167 135H169V133H168ZM167 135L164 134V136H167ZM171 135H172V136H171V138H172V137H173V134H171ZM178 135H179V134H178ZM197 135H196V137H197ZM40 136H42V135H40ZM49 136H48V138L51 139V137H49ZM76 136H77V135H76ZM76 136H75V137H76ZM109 136H107V137H105V138H107V139L109 138V139H111V140H116V139H114L116 135L113 136V137H114L113 139L110 138ZM112 136H111V137H112ZM126 136H124V137H126ZM160 136H161V137H160ZM164 136H163V137H164ZM247 136H248V137H247ZM255 136H257V135H255ZM38 137H39V136H38ZM58 137H56V138H58ZM65 137H66V135H65ZM80 137H81V136H80ZM93 137H94V136H93ZM95 137H97V136H95ZM95 137H94V138H95ZM98 137H99V136H98ZM117 137H118V136H117ZM117 137H116V138H117ZM124 137H123V142L127 143V142H126V141H127L126 138H127L128 136L125 138V140H124ZM137 137H138V136H137ZM140 137H141V136H140ZM153 137H154L153 139L157 140L155 136H153ZM163 137H162V138H163ZM174 137H176V138H174ZM174 137H173V139H172L173 141H175L174 139H176V140L179 139V137H178L177 135H174ZM181 137H182V136L180 135V139H179V140L182 141V143H183V142H187V141H189L188 139H190V138H188V139L186 138V141H184L185 138L182 137V138H184V139L181 140ZM193 137H192V138H193ZM24 138H25V137H24ZM48 138L46 139V141L48 140ZM56 138H55V140H56ZM67 138H68V137H67ZM73 138H74V137H73ZM81 138H82V137H81ZM81 138H80V140H79L78 137H77V139H78L79 141H81ZM88 138H89V136L86 137L84 140H88ZM119 138H120V136H119ZM129 138H130V135H129ZM129 138H128V141L131 142L130 139H132V138H130V139H129ZM166 138H168L167 140H170V138H169L168 136H167ZM166 138H164V140H166ZM194 138H195V137H194ZM194 138H193V139H194ZM199 138H198V139H199ZM209 138H208V139H209ZM223 138H224V137H223ZM241 138H242L243 140H244V138H247V140H251V139H252V140H251V143H250V141H247V140H244V142H243V141H241ZM248 138H249V139H248ZM260 138H261V139H260ZM13 139H14V138H13ZM52 139L54 140V138H52ZM52 139H51V140H52ZM62 139H64V138H62ZM62 139H61V141H64V140H62ZM89 139H90V138H89ZM103 139H104V138H103ZM120 139L122 140V138H120ZM133 139H135V137H134ZM153 139H152V140H153ZM198 139H197V140H198ZM16 140H17V139H16ZM16 140H15V141H16ZM22 140H24V139H22ZM73 140L75 141L76 139L74 138ZM78 140H77V141H78ZM82 140H83V138H82ZM91 140H92V139H91ZM91 140H89V141H91ZM93 140H95V139H93ZM93 140H92V141H93ZM104 140H106V139H104ZM137 140H138V139H137ZM137 140L135 139L134 142H136ZM150 140H151V139H150ZM167 140H166V142H167ZM190 140H191V139H190ZM194 140H195V139H194ZM194 140H193V141H194ZM210 140H211V139H210ZM214 140H215V139H214ZM221 140H223V139H221ZM229 140H230V139H229ZM231 140H232V138H231ZM25 141H26V140H24V142H25ZM61 141H60V142H61ZM66 141L69 142L70 146L72 145V144L70 143V142H72V141H69L68 139H66ZM74 141H73V145H76V144L79 145V143L81 144V143L83 142V141H82V142H79V143L77 142V143H76V141H75V142H74ZM102 141H103V140H101V138H100V141H99V142L101 143ZM109 141H110V140H109ZM109 141H107L108 144L110 143ZM119 141H120V140H119ZM141 141H142V142H143V141L146 142L147 139H146V140H143V138L141 137L140 140H138V142H141ZM148 141H149V140H148ZM153 141H154V140H153ZM170 141H171V140H170ZM180 141H178V142H180ZM203 141H204V140H203ZM206 141H209V140H205V142H202V143H204V144H201L202 146H203V145L205 146V144L207 145V146H206V147H207L206 150H208L209 154H208L207 151H206V153H204V154H206V155H207V154L210 155V154H212V153H213V155H214V152H215V155H216V154H217V149H219V147H222V146H220V145L224 144V143L221 144V142H222V141H221V142H220V145H219V144H218V141H215V142H217V144H218L219 147L217 148V146L215 145L216 143H215L214 146H216V149L214 148V150H212V148H211L210 145H212L213 143H211V144L209 145V142L206 143ZM224 141H226V140H224ZM252 141H253V142H252ZM24 142H23L22 144H24ZM56 142L58 143V140H56ZM56 142H55V143H56ZM99 142H95V144L98 143V145H100ZM104 142H105V141H104ZM114 142H115V141H114ZM132 142H133V141H132ZM134 142H133V143H134ZM138 142H136L138 146L142 144V142H141L140 144H138ZM145 142H144V145H145ZM166 142H163V143H166ZM168 142H169V141H168ZM168 142H167V143H168ZM178 142H177V144H178ZM189 142H190V141H189ZM197 142H198V141H197ZM242 142H243V143H242ZM1 143H2V142H1ZM12 143H13V141H12ZM18 143H19V142H18ZM42 143H43V142H42ZM74 143H75V144H74ZM83 143H84V142H83ZM83 143H82V144H83ZM116 143H117V145H116ZM116 143H115L116 147H115V145H113L114 143H113V144L111 143L112 145L109 144V145L111 146L110 148L113 147V148H116V150L118 149L117 151H119V147H120L119 145H121V144H123V143H121V141H120V143H118V142H116ZM149 143H150V142H149ZM170 143H171V142H170ZM170 143H168V144H170ZM180 143H181V142H180ZM193 143H194V142H193ZM254 143H253L252 146H250V147H255V146H256L255 148H257L256 143H255V146H253ZM3 144L6 145L7 142H6V143H3ZM25 144H26V142H25ZM25 144H24V145H25ZM30 144H31V143H30ZM53 144H54V143H53ZM65 144H66V143H65ZM69 144H68V145H69ZM84 144H86V143H84ZM88 144H90V143L88 142ZM88 144H86V145H88ZM95 144H94V146H95ZM101 144H104V143L102 142ZM118 144H119V145H118ZM127 144H128V143H127ZM127 144H126V147L128 146ZM154 144H155V142H154ZM161 144H162V143H161ZM185 144H187V143H185ZM185 144L183 143L182 145H185ZM227 144H228V140H227ZM229 144H230V143H229ZM231 144H233V142H232ZM231 144H230V145H231ZM234 144H235V143H234ZM244 144H245V143H244ZM259 144H260V143H259ZM58 145L60 146V144H58ZM58 145H57V146H58ZM92 145H93V144H92ZM98 145H97V146H98ZM109 145H107V146L109 147ZM129 145H132V146H133V145H135V143H134V144L129 143ZM148 145H149V144H146L145 146L148 147ZM150 145H151L150 147L152 148V144H150ZM164 145H165V144H164ZM164 145H163V147H164ZM166 145H167V144H166ZM171 145H172V143H171ZM191 145H192V144H191ZM198 145H199V143H198ZM198 145H195V146L197 147ZM230 145L227 146V145H226V142H225V146H226V147H230ZM263 145H264V143H263ZM263 145H261L262 148H260V147H259L260 145H258V147H259L258 149H261V150L263 149V150H264V148H263L264 146H263ZM2 146H3L4 148H7V147H5L4 145H1V147H2ZM20 146H21V144H20ZM27 146H28V145L26 144V148H27ZM51 146H52V145H51ZM51 146L48 147V148H54L56 145H53L54 147H53V146L51 147ZM63 146H65V145L63 144ZM81 146H82V145H81ZM100 146H101V147L104 146V147L106 148V145H100ZM141 146H142V145H141ZM153 146H155V145H153ZM156 146H157V145H156ZM156 146H155V147H156ZM161 146H162V145H161ZM172 146H174V145H172ZM177 146H178V145H177ZM177 146H176V149H177V151H178L179 147L177 148ZM185 146H186V145H185ZM187 146H188V144H187ZM189 146H190V144H189ZM189 146H188V147H189ZM195 146H194V144H193V147H194V148L190 146V147H191L190 150H189L188 147H185V149L188 148L189 152H191V153H192V152L194 153V152H196V151L199 152V151L201 150L200 145L197 147V149L200 148L199 151H198L197 149H195ZM209 146H210V148H209ZM223 146H224V145H223ZM236 146H237V145L235 144L234 147H236ZM241 146H242V145H241ZM3 147H2V149H3ZM17 147H18V146H17ZM23 147H24V146H23ZM23 147H22V148H21V147H18V148H21L20 150H22ZM60 147H61V146H60ZM60 147H57V148H60ZM71 147H72V146H71ZM73 147H74V146H73ZM75 147L78 148V146H75ZM79 147H80V146H79ZM126 147H125V145H124L123 149H124V150L127 149L126 151H128V150H129L128 148H130L131 146L128 147V148H126ZM226 147L223 148V149L225 150ZM231 147H232V150L235 151L236 148L234 149V148H233V145H232ZM242 147H243V146H242ZM244 147H245V146H244ZM18 148H17V149H18ZM55 148H56V147H55ZM57 148H56V149H57ZM62 148H64V147H62ZM65 148L68 149L67 146H66ZM65 148L63 149V151H62V149H60V150H61V153H60V151H58V150H57V151L54 150V151H55L56 153L58 152V154H64V150H65ZM76 148H74V149H76ZM92 148H93V147H92ZM113 148H112V149H113ZM133 148H134V147H133ZM136 148H137V147H136ZM141 148H142V147H141ZM141 148L139 147L138 149H140V151H142ZM143 148H144V146H143ZM148 148H149V147H148ZM148 148H147V149H148ZM161 148H162V147H161ZM161 148H159V149H161ZM172 148H173V147H171V150H173ZM192 148H193V150H191ZM238 148H239V149H238ZM240 148H241V147H238V146H237L236 152H233L232 150H231L232 152H230V151H229L230 148H228V151H227V149H226V151L224 152V153H225V157L228 158V157H229V156H228L229 153H234V154L237 153V151L240 150ZM7 149H8V148H7ZM24 149H25V147H24ZM24 149H23V151H24ZM27 149H28V148H27ZM67 149L65 150V151H66L65 154H66L67 152H69V151H67ZM83 149H84V148H83ZM85 149H86V150H85ZM85 149H84V152L82 153V156L80 155V159H81V157L83 158V155H84V161H85V163L81 161L83 164H86V162H88L89 160H91L90 162H92V158H91V159L88 158V159H89L88 161H87V158L85 159V155H86L85 153H86V151H87V148H85ZM101 149H102V148H101ZM101 149L98 148V151H99V152H102V151H100ZM120 149H122V148H120ZM130 149L133 150L132 148H130ZM138 149H137V151H138ZM149 149H150V148H149ZM154 149H155V148H154ZM168 149H169V148H168ZM180 149H181V148H180ZM204 149H205V148L202 147V150H203V151H204ZM220 149H221V148H220ZM223 149H221V150L223 151ZM241 149H242V150L244 149V151H245V148H241ZM247 149H248V152L251 153L250 151H252V150L249 151V147H248ZM250 149H253V148H250ZM4 150H5V149H4ZM29 150H30V149H28V151H29ZM47 150H48V149H47ZM77 150H79V149H77ZM81 150H82V149H81V147H80V151H81ZM95 150H97V148H95ZM103 150H104L103 152L106 153L105 149H103ZM109 150H110L109 153L112 152L111 149H109ZM155 150H156V149H155ZM164 150H165V148H164ZM171 150L168 151V154H166L168 157L170 156L171 153H174V152H175V151L172 152ZM174 150H175V147H174ZM181 150L184 151V149H181ZM188 150L186 149L185 151H188ZM195 150H196V151H195ZM202 150L200 151V153L203 152ZM209 150H210V151H209ZM211 150H212V152H211ZM255 150H256V149H254V152H255ZM263 150H262V151H263ZM6 151H8V150H6ZM34 151H35V150H34ZM43 151H44V150H43ZM50 151H51V150H49V153H50ZM70 151H72V156H73V155H74V152H73V150H72L71 148H70ZM74 151H75V150H74ZM82 151H83V150H82ZM82 151H81V152H82ZM88 151H89L88 153H91V154H92V153H96V152H94V150H92L91 148H90V150H89V148H88ZM117 151H116V152H117ZM126 151H124V152H126ZM137 151H136V152H137ZM145 151H146V150H145ZM153 151H154V150H153ZM160 151H162V149H161ZM183 151H181V154L183 153ZM240 151H241V150H240ZM240 151H238L239 154H240V153H241V154L244 153L243 151H242V152H240ZM246 151H247V150H246ZM246 151H245V152H246ZM256 151H257V150H256ZM30 152H31V151H30ZM30 152H27V153H29V155L31 156L33 153L31 152V154H30ZM51 152H52V151H51ZM55 152H54V153H55ZM99 152H97V153H99ZM103 152H102V153H103ZM114 152H115V149H114ZM114 152H112V153H114ZM131 152H132V151H131ZM131 152H130V153H131ZM179 152H180V150H179ZM197 152H196V153H197ZM204 152H205V151H204ZM227 152H228V154L226 155ZM248 152H247V153H248ZM258 152H261V151H257V153H258ZM25 153H26V152H25ZM25 153H24V154H25ZM38 153H40V152H38ZM38 153H36V155H38ZM41 153H42V152H41ZM41 153L39 154V156L41 155ZM56 153H55L54 155H56ZM77 153H78V152L75 151V154H76V155H75V158L78 159V157H79L78 154H80V153H78V154H77ZM117 153H119V152H117ZM130 153H128V154H130ZM143 153H144V151H143ZM145 153H146V152H145ZM148 153H149V152H148ZM186 153H187V152H186ZM222 153H223V152H222ZM222 153H220V151L218 150V154H221V155H220L221 157H223L222 155L224 154V153H223V154H222ZM249 153H248V154H249ZM21 154H23V153H21ZM34 154H35V153H34ZM50 154H53V153H50ZM107 154H108V152H107ZM110 154H111V153H110ZM123 154H124V153H123ZM123 154H121L120 156H123ZM154 154H155V153H154ZM174 154H175V153H174ZM174 154H172L173 156H172V155H171V156L174 157V156L176 155V157H178L177 160H180V159H179V158H180V153H178V155H177V152H176L175 155H174ZM194 154H195V153H194ZM198 154H199V153H198ZM202 154H203V153H202ZM239 154H238V155L236 154V156L239 157ZM248 154H246V155L249 157V159H247L248 161L252 159L251 157L257 158V157H255V156H251V157H250ZM263 154H264V153H263ZM263 154H261V155H263ZM16 155H17L18 158L20 157V156H19L20 154H19V155L16 154ZM16 155H15V156H16ZM27 155H28V154H25V156H26V161H27L28 163L25 161V159H20V158L17 159V158H16L15 160H16V161H17V160H19V161L22 160V161H21V165H22V166L25 165V167H26V166H28V164H30L31 161L33 160V156L30 157V156L28 155V158L30 157V158H29V161H28V160H27ZM44 155H45V154L41 155V157H43ZM67 155H70V153L67 154ZM67 155L64 156L65 158H60V157H58V159L60 158V160H61V161H60V160H58V161H59V162H62V161H63L62 159H66ZM125 155H126V156H125ZM125 155H124V156L126 157V160H129L130 158L133 159V158H132V153H131V156L128 155V156H130V157H128L126 153H125ZM151 155H153V154H151ZM159 155H160V154H159ZM166 155H164V157H165ZM185 155H186V154H184V156H185ZM250 155H252V154H250ZM259 155H260V154H259ZM261 155H260V156H261ZM15 156H13V158H14ZM23 156H24V155H23ZM48 156H49V155H48ZM57 156H58V155H57ZM59 156H61V155H59ZM88 156H89V155H88ZM88 156H86V157H88ZM92 156H93V155H92ZM100 156H101V155H100ZM138 156H139V155H138ZM138 156H137L136 158H138ZM144 156H145V155H144ZM144 156H143V157H144ZM146 156H147V155H146ZM146 156H145V157H146ZM160 156H161V155H160ZM187 156H188V155H187ZM189 156H190V155H189ZM189 156H188V158L191 157V156H190V157H189ZM227 156H228V157H227ZM232 156H233V154H232ZM234 156H235V155H234ZM236 156H235V157H236ZM240 156H241V155H240ZM243 156H244V155H243ZM257 156H258V155H257ZM41 157H40V158H41ZM51 157L54 158L55 156H52V155L49 156L50 159H52ZM61 157H63V156H61ZM96 157H97V156H96ZM96 157L93 156V159L96 158ZM127 157H128L129 159H128ZM133 157H135V156H133ZM150 157H151V156H150ZM155 157H157V156H155ZM162 157H163V156H162ZM185 157H186V156H185ZM192 157H193V156H192ZM202 157H203V156H202ZM205 157H207V156H205ZM208 157H211V156H208ZM208 157H207V160L205 159L206 162H203V163H202V161H203L204 158H203V159H200V157H199V159L201 160V161L199 160V162H200V163H199V162L197 161L198 158H197V159H194V157H193L192 159H194L193 161H195V162H193V163H195V164H194L195 166H197L196 163H198V164L201 165V166H202V164H204V167L202 166V168H204V172H205V170L207 169V167H205V164H206V163L208 164V162H209V161H208ZM221 157H218V159L222 160ZM258 157H259V156H258ZM261 157H263V156H261ZM11 158H12V157H11ZM13 158H12V159H13ZM34 158H35V157H34ZM37 158H38V156H37ZM45 158H46V155H45V157L43 158V160H45ZM67 158H68V157H67ZM73 158H74V157H72L71 159H73ZM121 158H122V157H121ZM123 158H124V157H123ZM123 158H122V159H123ZM153 158H154V157H153ZM169 158H170V157H169ZM169 158H168V159H167V157L162 158V161H164V163H166L167 160H169V161L171 160V159H169ZM183 158H184V157H183ZM183 158H182V156H181V161H182ZM186 158H187V157H186ZM188 158H187V159H188ZM195 158H196V157H195ZM216 158H217V156H216ZM229 158H231V154H230V157H229ZM254 158H253L252 160H255L254 163H256V160H257V159H254ZM4 159H5V158H4ZM12 159H11V160H12ZM31 159H32V160H31ZM41 159H42V158H41ZM47 159H48V157H47ZM47 159H46V160H47ZM50 159H48L47 163L49 162L50 164H51V163L54 164V162L49 161ZM55 159H56V157H55ZM117 159L119 160V158H117ZM139 159L141 160V158H139ZM163 159H164V160H163ZM190 159H191V158H190ZM190 159H188V160H190ZM213 159H214V158H213ZM241 159H242V157L240 158V160H241ZM243 159H244V158H243ZM243 159H242V160H243ZM258 159H260V158H258ZM8 160L10 161V159H8ZM13 160H14V159H13ZM23 160L25 161V163H26L27 165L24 163ZM30 160H31V161H30ZM35 160H37V159H34V161H35ZM56 160H57V159H56ZM81 160H82V159H81ZM94 160H97V159H94ZM94 160H93V162H94ZM120 160H121V159H120ZM126 160H125V161H126ZM140 160H137V159H136V161H137L138 163H139ZM146 160H147V159H146ZM157 160H158V159H157ZM188 160H186V161L188 162ZM223 160H224V159H223ZM233 160H234V159H233ZM233 160H232V161H233ZM235 160H236V159H235ZM244 160H245V159H244ZM244 160H243V162H244ZM260 160H261V159H260ZM260 160H257V163H258V161H260ZM5 161H7V160H4L3 162H5ZM98 161H99V159H98ZM98 161H96V163H97ZM102 161H103V160H102ZM110 161H111V159H110ZM113 161H114V160H112V162H113ZM116 161H117V160H116ZM122 161H124V160H122ZM122 161H121V163H122ZM134 161H135V158H134ZM181 161H180V162H181ZM186 161H183V163H181V164H185V165H186V163H185ZM211 161H213V160L211 159ZM214 161H215V160H214ZM216 161H217V160H216ZM225 161L228 162V160H225ZM229 161H230V160H229ZM237 161H238V160H237ZM13 162H14V161H13ZM22 162H23V164H22ZM29 162H30V163H29ZM36 162H37V161H36ZM38 162H39V161H38ZM42 162H43V161H42ZM44 162H45V161H44ZM44 162H43V164H44ZM56 162H57V161H56ZM66 162H67V161H66ZM74 162H76V161H74ZM78 162H79V159H78ZM81 162L78 163V164L81 165ZM90 162H89V164H90ZM104 162H105V160H104ZM106 162H107V166H106V170H107L108 167L110 168L112 162L109 164L110 166H108V163H109L108 160H106ZM129 162L133 163V160H130V161L124 162V164L127 163V164H125V165H122L123 163L120 164V165H121V168L123 167V169H124V168H125L124 166L128 167L127 165H129V164H128ZM149 162H151V161H149ZM155 162H156V161H154L153 163L155 164ZM170 162H172V161H170ZM189 162H190V164L192 163L191 160H190ZM189 162H188V163H189ZM218 162H219V163H218ZM218 162H215V163L218 164V165H223V166L226 167V164H225V165L222 164L224 161H219V160H218ZM239 162H240V161H239ZM245 162H246V160H245ZM250 162H251L250 165H253V164H254L252 161H250ZM250 162H249V163H250ZM260 162H261V161H260ZM10 163H12V162H10ZM17 163H19V162L17 161ZM17 163H16V164H17ZM32 163H34V162L32 161ZM71 163H72V162H71ZM71 163H70V161H69V163L67 162V165H68V164L71 165ZM76 163H77V162H76ZM76 163H74V164L76 165ZM98 163H99V162H98ZM100 163H101V162H100ZM100 163L97 164V165H99L98 167H100ZM117 163H118V162H117ZM119 163H120V162H119ZM131 163H130V164H131ZM134 163H135V162H134ZM138 163H137V167H135L136 164H134V168H138V166H140V168H143V167H142V163H145V160H144V162L139 163V165H138ZM156 163H157V164H155V166H154V165H152V166L150 165V166H151V167H150V166H149L150 163H148V165H146V166H147V167L149 166L150 168H155V169H156L157 165H158V167H160V168H161L160 165H163V163H161L160 165L158 164V163H160V161H159V162H156ZM193 163L190 165V168L192 167ZM201 163H202V164H201ZM213 163H214V162H213ZM213 163L210 164V165H211L212 169H213V168L216 169L215 166H214V167L212 166V165H215V164H213ZM224 163H226V162H224ZM228 163H229V162H228ZM234 163H235V162H234ZM237 163H238V162H237ZM240 163H241V162H240ZM261 163H264V162H261ZM19 164H20V163H19ZM53 164H51V165H53ZM55 164H56V163H55ZM57 164H58V163H57ZM74 164H73V165H74ZM87 164H88V163H87ZM89 164H88V165H89ZM92 164H93V163H92ZM102 164H104V166H105L106 163H101V165H102ZM140 164H141V165H140ZM171 164H172V163H171ZM207 164H206V165H207ZM238 164H239V163H238ZM46 165H48V164H46ZM73 165H72V166H73ZM94 165H96V164L94 163ZM116 165H118V164H116ZM132 165H133V164H131V166H132ZM165 165H166V164H165ZM173 165H176L175 168H176V167L178 168V166H179V165H177V164H173ZM185 165H184V166H185ZM188 165H189V164H188ZM194 165H193V166H194ZM199 165H198V166H199ZM210 165H209V166H210ZM218 165H217V166H218ZM230 165H231V164H230ZM234 165H236V164H234ZM246 165H247V164H246ZM250 165H249V166H245V163H244V165H238L239 167L242 166V167H240V168H239L237 165H236V166H233V167H236V168H233L232 166H230V167H231V168H230V167L228 166V167H229V169H228V167H227L228 170H225V169H223V168H220V171H221V169H223V170H225L226 172L228 171V172L231 173V175H232L231 169H233V171H235V172H236V171L238 172L239 170L237 169V167L241 170V168L243 169L244 167H246V169H247V167H252V166H250ZM261 165H263V164H261ZM261 165H259V166H261ZM19 166H20V165H19ZM61 166L65 167L66 164H65V166H64V165H60V168H61ZM89 166H90V165H89ZM102 166H103V165H102ZM104 166H103V167H104ZM113 166H115V164H114V165L112 164V166H111L112 169L110 168L111 171L113 170ZM131 166H130V167H131ZM144 166H145V165H144ZM168 166H169V164H168ZM170 166H171V165H170ZM195 166H194V167H195ZM198 166H197V168H198ZM201 166H199L198 169H201V171H203L202 168H201ZM207 166H208V165H207ZM38 167H39V168L41 167V166H40V163L38 164ZM42 167H43V166H42ZM55 167H56V168L51 167V168H53V169H56V170H54V171H51V173H52V175H53L52 177H49V176L47 175V174L50 175V171H47V172H49V173H46V172H44V170H43L42 168H40V169L43 170V173H45V174H43V175H47V176L40 175L39 173H41V172H39V173L36 172L37 170H40V169H37V170L34 171V172H35V174H37V175L39 174V175H38L39 177H40V176H41V177L43 176V177H44V178L42 177L43 180H45V177H46V180H49L48 178H52V179H53V177H56V175H58V174H62V171H63L62 168H63V167L61 168L62 171L60 170L59 167H58V168H57V166H55ZM68 167H69V166H68ZM73 167H75V166H73ZM82 167H83V165H82ZM94 167H96V166H94ZM103 167H100V168L102 169ZM147 167H146V168H147ZM149 167H148V168H149ZM158 167H157V169H158ZM220 167H221V166H220ZM263 167H264V165H263ZM263 167H260V168L263 169ZM34 168H35V167H34ZM44 168L46 169V167H44ZM69 168H71V167H69ZM69 168H68V169H69ZM84 168H85V167H84ZM84 168H83V169H84ZM86 168H87V165H86ZM88 168H89V167H88ZM88 168H87V169H88ZM91 168H92V167H91ZM114 168H115V167H114ZM128 168H129V167H128ZM131 168H133V167H131ZM146 168H144V169H146ZM173 168H174V166H173ZM175 168H174V171L176 170ZM180 168H181V167H179L178 170H180ZM182 168H183V167H182ZM182 168H181V169H182ZM185 168L188 169L189 166L186 165ZM190 168H189V170H191V171H189L190 173H192V171L196 172V171L198 170L196 167H195V168H196V171L193 170V169H194L193 167H192V169H190ZM205 168H206V169H205ZM218 168H219V167H218ZM254 168H256V169H254L255 171L258 169V173H259V174H260L261 172H263V174H264V171L260 170L259 167H258V168H257V167H254ZM26 169H27V167H26ZM26 169H25V170H26ZM28 169L30 170L31 167H29ZM32 169H33V167H32ZM35 169H36V168H35ZM49 169H50V168H47V170H49ZM58 169L61 171V173L58 172V171H59ZM75 169H76V168H75ZM83 169H82V171H83V174H84V172H85L86 169H84V170H83ZM98 169H99V168H98ZM104 169H105V167H104ZM104 169H102V170L106 173L107 171H105ZM110 169H109V171H110ZM123 169H120V171L122 170V171H124V173H125V169H124V170H123ZM212 169H209L208 171H210V170H212ZM234 169H235V170H234ZM236 169H237V170H236ZM244 169H245V168H244ZM244 169H243V170H244ZM246 169H245V170H246ZM57 170H58V171H57ZM66 170H67V169H66ZM69 170H70V169H69ZM76 170H78V168H77ZM90 170H91V169H90ZM90 170H89V171H90ZM93 170H94V169H93ZM102 170H100V171H97V170H96V171H94V172L102 173V174H104L105 177H106V175H107L109 172H107V174H105V173L102 172ZM114 170L118 171L119 169L117 170V168H115ZM127 170H128V169H127ZM158 170L160 171V169H158ZM158 170H157V171H158ZM161 170H162V169H161ZM216 170H217V169H216ZM216 170H214V171H216ZM218 170H219V169H218ZM245 170H244V171H245ZM10 171H11V170H10ZM32 171H33V170H32ZM32 171H31V172H32ZM64 171H65V170H64ZM71 171H72V172H73V171L75 172V170H73V169H72ZM71 171H70V172H71ZM78 171H80V169H79ZM78 171H76L75 173H77ZM91 171H92V170H91ZM120 171H118V172H120ZM134 171H135V170H134ZM144 171H145V170H143V172H144ZM153 171H154V170H153ZM164 171H165V168H164ZM164 171H162V172H164ZM168 171H169V169H168L167 171H165V172H168ZM171 171H172V170H171ZM171 171H170V173H171ZM174 171H173V173H174L173 176L175 177V176L178 175L179 172H177V174H175L176 172H174ZM176 171H177V170H176ZM180 171H181V170H180ZM182 171H184V173L186 174L188 170H187V171L182 170ZM198 171H200V170H198ZM206 171H207V170H206ZM212 171H213V170H212ZM225 171H224L223 174L221 173L223 176H225V175H224V174H225ZM244 171H243V172H244ZM246 171H248V170H246ZM246 171H245V172H246ZM249 171H251L250 168H249ZM249 171H248V174H250ZM255 171L252 170V172H254V173H255ZM260 171H261V172H260ZM26 172H27V171H26ZM26 172H23V173H26ZM34 172H33V173H34ZM70 172H67V171H66V173H69V175H67V174H64V175H66V176L63 175L64 177H66L65 179H67V178L69 179L68 176H70ZM72 172H71V177L75 174V173L72 174ZM86 172H88V170H87ZM131 172H132V171H131ZM140 172H141V171H140ZM143 172H142V173H143ZM147 172H150V171H147ZM194 172H193V173H194ZM222 172H223V171H222ZM240 172H242V171H239L238 173H239V174H243V172H242V173H240ZM6 173H7V172H6ZM20 173H22V172H19V174H20ZM23 173L20 175L21 177L17 174V175L19 176L18 179H17L18 181H19V178H21V180H24V182H25V181H28L27 178H26L27 176L24 175ZM28 173H30V172H28ZM57 173H58V174H57ZM78 173H80V172H78ZM78 173L75 174V175H78ZM81 173H82V172H81ZM115 173H116V172H115ZM127 173H128V171H127L125 174H122V175H120V176L123 178V177H124L123 175H126ZM135 173H137V172L135 171ZM135 173H134V174H135ZM142 173H141L140 175H143ZM151 173H152V172H151ZM158 173H159V172H157V173H155V174H158ZM198 173H199V172H198ZM201 173H202V172H201ZM218 173H220V172H218ZM218 173H217V175H218ZM256 173H257V172H256ZM7 174H8V173H7ZM9 174H12V172L9 173ZM9 174H8V175H9ZM35 174H33V175H35ZM85 174H87V173H85ZM92 174L95 175L94 173H92ZM92 174L90 175V176H92L91 179H93V177H94V182H95V176H93ZM119 174H121V173H119ZM129 174H131V173H129ZM132 174H133V172H132ZM149 174H150V173H149ZM153 174H154V173H153ZM196 174H197V173H196ZM199 174H200V173H199ZM206 174H207V173H206ZM208 174L211 175V173H208ZM208 174H207V175H208ZM215 174H216V173H215ZM215 174H214V175H215ZM235 174H236V173H235ZM251 174H252V173H251ZM8 175H7V176H8ZM17 175H16V176H17ZM22 175L25 176V177L23 176L24 179H22V178H23ZM37 175H36V176H37ZM54 175H55V176H54ZM81 175H82V174H81ZM81 175H80V176H81ZM98 175H100V174H98ZM98 175H97V176H98ZM104 175H102V176H104ZM113 175H114V174H113ZM113 175H110V174H109L108 176H111L112 179H113ZM117 175H118V173H117ZM140 175H139V176H140ZM159 175H160V179H159ZM159 175H158V177L156 176V177H154V178H155V179L157 178L156 180L160 181V183H161V181H162V182L164 181V182L166 183V181H165L166 178H165L164 176H163L164 179H162L163 177H162L161 175H163V174L160 173ZM166 175H167L168 177H169V176L173 177L172 174L169 175V174L166 173ZM179 175H181V174L179 173ZM182 175H184V174L182 173ZM186 175L188 176V179H189V180L191 179V180H193V182L195 181L194 183H195L196 185L199 183V181L201 180V177H202L201 174L198 175V176H201V177H200V178H198V177L196 178L197 180L200 179V180L198 181V183H197V182H196L197 180H194L195 177H194V179H193V178H190L188 174H186ZM202 175H203V174H202ZM217 175H216V176H217ZM222 175H221V176H222ZM257 175H258V174H257ZM257 175H256V176H257ZM12 176H13V175H12ZM28 176H29V175H28ZM30 176H32L31 173H30ZM38 176H37V178L34 177L35 180H34L33 182H35L36 179H38ZM59 176H61V175H59ZM80 176H79V177H80ZM83 176H84V175H83ZM97 176H96V177H97ZM100 176H101V175H100ZM100 176H99V177H100ZM102 176L100 177V179L102 178ZM120 176H118V177H120ZM126 176H127V175H126ZM131 176H132V175H130L129 177L131 178ZM134 176L136 177V175H134ZM144 176H145V175H144ZM167 176H166V177H167ZM191 176H192V175H191ZM204 176H206V175L204 174ZM216 176H213V177H212V175H211L212 179H213L214 177H215V178H220V177H221L220 175H219L220 177H216ZM223 176H222V177H223ZM226 176L229 177L228 173L226 174ZM226 176H225V177H226ZM247 176H248V175H247ZM258 176H259V175H258ZM260 176H261V175H260ZM14 177H15V176H13V178H14ZM73 177H74V179H75V176H73ZM99 177H97V178H99ZM111 177H107V179H106V178H105V179L108 180V181H110L111 179L109 180L108 178H111ZM118 177H117V178H118ZM127 177H128V176H127ZM132 177H133V176H132ZM135 177H133V179H134ZM145 177H146V176H145ZM151 177H152V176H151ZM151 177H149V178H151ZM174 177H173V178H174ZM184 177H186V176H184ZM184 177H182L183 180H181L180 182H183V181H184V179H185ZM208 177H209V175H208ZM238 177H239V176H238ZM242 177H243V175H242ZM253 177L255 178V176H253ZM263 177H264V176H263ZM263 177H262V178H263ZM7 178H8V177H7ZM25 178H26V179H25ZM97 178H96V179H97ZM103 178H104V177H103ZM114 178H115V179H113L114 181H115V180H119V178H118V179H117L116 177H114ZM124 178H125V177H124ZM130 178H129V179H130ZM136 178L138 179V176H137ZM136 178H135V180H136ZM141 178H142V177H141ZM154 178L152 177L151 179H152L153 181H155V182H153V183H154V187H155V186L157 185V183H159V182L156 181V180H154ZM203 178H204V177H202V180H204V181L201 180L199 184H202V183L204 184V183L207 181V180H206L207 177H205L204 179H203ZM230 178H231V180L233 179V177H230ZM230 178H229V181H230ZM244 178H245V177H244ZM259 178L262 179L261 177H259ZM8 179H10V181H11V177L8 178ZM15 179H16V177H15ZM55 179H56V178H54V180H55ZM61 179H62V178H61ZM65 179H64V183L66 184L68 181L65 182ZM70 179H71V181H72L73 178H70ZM76 179H77V177H76ZM129 179L127 178V179H125V181H126V180H127V181H130ZM142 179H143V178H142ZM144 179H145V178H144ZM147 179H148V178H147ZM151 179H149V180H150V181H149L150 183H151ZM175 179H176V177H175ZM186 179H187V178H186ZM208 179H209V180H212L210 177H209ZM223 179H225L224 183H223V180L220 181L221 179H219V182H222L223 184H225V188H227V190H230L229 187H231L232 185H234L233 183H234V180H235V179H234L232 182H229L228 184L226 183V180L228 181V178H223ZM236 179H238V178L236 177ZM240 179H241V177H240ZM240 179H239V182H240ZM250 179H251V178H250ZM29 180H30V178H29ZM46 180L44 181L45 183H46ZM58 180H60V179H58ZM58 180H56V181H58ZM87 180H88V179H87ZM87 180H86L85 182H87ZM103 180H104V179H103ZM103 180H102V182H101V180H100V183H101L100 186H106V185L112 184L111 181H110V182H105V180H104V183H106V184L103 185ZM145 180H146V179H145ZM173 180H174V179H173ZM173 180L170 181V178H169V182L172 183ZM176 180H177V179H176ZM176 180H174V181H176ZM189 180H188V181H189ZM213 180H216V179H213ZM244 180H245V179H244ZM251 180H252V179H251ZM256 180H257V179H256ZM262 180H264V178H263ZM30 181L32 182V179H31ZM38 181H39V180H38ZM38 181H37V183H38ZM40 181L42 182V179H41V178H40ZM49 181H50V183H51L52 180L50 179ZM60 181H61V180H60ZM69 181H70V180H69ZM76 181H77V180H76ZM89 181H92V182H93V180H88V182H89ZM120 181H122V180H120ZM120 181H115V182H113V183H114L113 186H114L116 183H117V184H120V183H121ZM127 181H126V183H127ZM133 181H134V180H132V182H133ZM137 181H138V180L134 181L133 183H135V182H137ZM147 181H148V180H147ZM147 181H143V182H146V183H147ZM188 181H187V182H188ZM235 181H237V180H235ZM245 181H246V184H247V182H248L249 180H247V178H246ZM253 181L255 182V180H253ZM257 181H258V180H257ZM8 182H9V181H8ZM11 182L13 183V182H14V179H13ZM11 182H9V183H11ZM16 182H17V181H16ZM16 182H15V183H16ZM20 182H21V181H20ZM22 182H23V181H22ZM28 182H29V181H28ZM33 182H32V183H33ZM62 182H63V181H62ZM72 182L75 183V180H73ZM132 182H131V183H132ZM139 182H141V181H138V183H139ZM156 182H157V183H156ZM164 182H163V183H164ZM187 182H184L185 185H187V186H188L189 184H192V183H193V182L191 183V182L189 181V183L187 184ZM212 182H213V181H211V183L209 182L210 185L213 184ZM214 182H216V181H214ZM249 182H250V181H249ZM251 182H252V181H251ZM254 182H253V185H254ZM25 183H27V182H25ZM25 183H23V184H25ZM35 183H36V182H35ZM45 183H43V184L45 185ZM56 183H57V184H56ZM58 183H59V182H55V183L53 184L54 186L51 185V186H52L51 188H53L54 191H55V188L58 187L59 190H58V189H57V190L61 193L62 189H61V191H60V188H59V187H60L59 185L61 184V182L59 183V185H58ZM96 183H97L96 186L100 187L99 184H98V182H96ZM108 183H109V184H108ZM123 183H124V182H122L121 184H123ZM141 183H142V182H141ZM146 183H144V184H145V185H148V184H146ZM171 183H170V185H171ZM184 183H183V184H184ZM194 183H193V185H194ZM209 183H208V181L206 182V184H209ZM230 183H231L232 185H231ZM237 183H238V182H237ZM244 183H245V182H242L241 184H244ZM260 183H261V184H260ZM16 184H18V183H16ZM40 184H41V183H40ZM47 184H49V183H47ZM75 184H76V183H75ZM86 184H88V183H86ZM91 184H92V183H91ZM117 184H116V188L118 189V188H120L121 184H120L118 187H117ZM127 184H129V183H127ZM139 184H140V183H139ZM144 184H142V185L140 184L141 187H142V186L144 187ZM151 184H152V183H151ZM155 184H156V185H155ZM177 184H179V183L177 182ZM183 184H182V186L185 187V185H183ZM199 184H198V185H199ZM220 184H221V183H219V185H220ZM223 184H222L221 186H223ZM226 184H227V185H226ZM241 184L238 183V185L240 186V187H239L240 190H241ZM248 184H249V183H248ZM251 184H252V183H251ZM255 184H256V185H258V184L263 185L264 183L258 181V182H255ZM0 185H1V183H0ZM12 185H13V184H12ZM14 185H15V184H14ZM14 185H13V186H14ZM19 185H20V184H19ZM25 185H26V184H25ZM25 185H23V186L26 187ZM29 185H32V184L29 183L27 186H29ZM33 185H35V184H33ZM56 185H57V187H55ZM68 185H70L71 189H73V188L75 189V186L72 187L74 184H71V182H70V184L67 183V185H64V184H63V186H65V187L68 186ZM81 185H82V184H81ZM129 185H130V188H132L133 184H132V185L129 184ZM135 185H136V184H135ZM135 185H134L133 187H135L137 190H139L140 188L138 189V188H137V185H136V186H135ZM140 185H138V187H140ZM149 185H150V184H149ZM149 185H148V187H149ZM158 185H159V187H158V190H159L160 185H161V186H163V185H162V184H158ZM167 185H169V184H167ZM198 185H197V186H198ZM219 185H218V186H219ZM228 185H229V186H228ZM230 185H231V186H230ZM236 185H237V184H236ZM63 186H61V187H63ZM83 186H84V185H83ZM92 186H93V187H92ZM122 186H125V185H122ZM122 186H121V188H124V187H122ZM126 186H128V185H126ZM173 186H174V185H173ZM175 186H176V185H175ZM177 186H178V185H177ZM190 186L192 187V185H190ZM218 186H216V188H215L214 186H213V187L217 190V187H218ZM244 186H245V184H244L242 187H244ZM35 187H36V188H35ZM43 187H45V186H42V187L39 186V188H41L42 191L46 192L45 194H47V195H48V194L51 192V190H52V189L50 188L51 190H50V192H48V191H49V190H48V189H49V186H48V187L46 186L48 191H47L46 189H45L46 191L43 190ZM46 187H45V188H46ZM65 187H63V190H65V189L67 188V187H66V188H65ZM98 187H94V184H93V185L90 186V189H92V188H94V189L96 188V189H97ZM108 187H109V186H107V189H106L105 187H103V189L105 188L106 190H109ZM110 187H112V185H110ZM114 187H115V186H114ZM143 187H142V188H143ZM154 187H152V185H151V190H152V188H154ZM164 187H165V186H164ZM164 187H162V190H163ZM188 187H189V186H188ZM191 187H189V189H190ZM194 187H195V185H194ZM204 187H205V186H204ZM204 187H203V188H204ZM223 187H224V186H223ZM247 187H250V186L247 185ZM247 187H246V189H247ZM254 187H255V186H254ZM254 187L252 186V188H254ZM256 187H258V186H256ZM1 188H3V187H1ZM1 188H0V189H1ZM30 188L33 189L34 191H33V190H32V192L29 191V193H32V194H33V192H35V191L37 190V188H38V184L35 185L33 188H32V186H31ZM76 188H77V187H76ZM80 188H81V187H80ZM80 188L78 187L79 190H78V189H75L76 192H77V190L80 191V192H77L78 195H79V193L82 192V191L80 190ZM101 188H102V187H101ZM101 188H98V189H100V190H99L98 192H96V191H95V192H96V193H99V192L101 191ZM121 188L118 189V190L120 191ZM125 188H128V187H125ZM130 188H129V189H130ZM149 188H150V187H149ZM165 188H167V191L169 190V187L166 186ZM186 188H187V187H186ZM221 188H222V187H221ZM225 188H224V189L222 188V189L224 190V192L222 191V189L219 188L220 192H223V194L221 195V198H220V196L218 197V195H217L218 190H217V193H216V192L213 193L214 189H213L212 191L209 190V191H211L215 196H214L211 192H208V191H202V192H208V194H209L210 196H211V194H212V196H214V197H213L214 200H216V198H219V201H220V200L223 199V198H222L223 195H226L227 193L229 194L232 190H234V189L236 188V186H233V188H232V190H230V192H229V191L227 192V190H226V194H224V193H225ZM228 188H229V189H228ZM259 188H260V189H259V192L257 191L258 188H255L256 191H257L259 194L262 193V192H264V191H261V189H262L261 187H259ZM25 189H26V188H25ZM25 189H24V190H25ZM27 189L30 190L29 187H28ZM35 189H36V190H35ZM71 189L69 188V189H68V192H66V191H65V192H66V193H70V192L74 193V192H73L74 190L72 191ZM96 189H95V190H96ZM98 189H97V190H98ZM103 189H102V190H103ZM114 189H115V188H114ZM136 189H135V190H136ZM145 189H146V188H145ZM160 189H161V188H160ZM173 189H174V188H173ZM176 189H177V191H178V189H179L178 193H179V192H182V191L184 190V189L182 188L183 190L181 191V186H180L179 188H176ZM197 189H198V188H197ZM197 189H196V190H197ZM210 189H211V188H210ZM237 189H238V186H237ZM242 189H243V188H242ZM246 189H245V190H246ZM250 189H251V188H250ZM255 189H254V190L251 189V191H247V193L250 194L249 192H252V191H253V193H254V192H255ZM263 189H264V188H263ZM3 190H5V188H4ZM3 190H2V191H3ZM28 190H27V191H28ZM39 190H40V189H38L37 191L40 192ZM125 190H126V189H125ZM155 190H156V189H155ZM155 190H154V191H155ZM158 190H157V191H158ZM185 190H186V191H185V193H186L188 190H187V189H185ZM191 190H192V189H191ZM198 190H201V189L199 188ZM203 190H204V189H203ZM205 190H208V188L205 187ZM216 190H215V191H216ZM235 190H236V189H235ZM247 190H248V189H247ZM2 191H0V194H2ZM27 191H26V193H27ZM42 191H41V194L43 193ZM119 191H118V192L116 191V192L119 193V195H120V192H119ZM122 191H123V190H122ZM154 191H153V192H154ZM163 191L165 192L166 190L164 189ZM163 191H162V192H163ZM236 191H239V190H236ZM10 192H11V191H10ZM12 192H13V191H12ZM12 192H11V193H12ZM14 192H15V191H14ZM14 192H13V193H14ZM23 192H24V191H23ZM56 192H57V191H56ZM90 192H91V191H90ZM101 192H102V191H101ZM101 192H100V193H101ZM114 192H115V191H113V194H114ZM116 192H115V193H116ZM134 192H135V191H134ZM142 192H145V191H142ZM149 192H150V191L147 192V196H148V193H149ZM153 192H152V193H153ZM171 192H172V191H171ZM183 192H184V191H183ZM192 192H193L192 194H194L195 190L192 191ZM196 192H197V191H196ZM198 192H199V191H198ZM200 192H201V191H200ZM200 192H199V195H198V193H196L197 196L195 195L197 200H198L199 196H202V195H200ZM11 193H10V194H11ZM15 193L17 194V192H15ZM19 193H20V192H19ZM21 193H22V192H21ZM36 193H37V192H36ZM63 193H64V192H63ZM72 193H70V196H72ZM140 193H141V192L139 191V194H140ZM157 193H160V192H157ZM168 193H169V192H167L166 194H168ZM175 193L179 196V194H178L176 191H175V192L173 191V194H175ZM185 193H183V194L185 195ZM190 193H191V192H190ZM190 193L187 192V195L189 194V196H190V195H191ZM215 193H216V194H215ZM232 193H233V192H231L229 195L231 196ZM253 193H251V195H252ZM258 193L255 192L256 195H257ZM5 194H6V193H5ZM16 194H14L13 197H14ZM24 194H25V193H24ZM37 194H39L40 196H39V195L37 196ZM37 194H35V197H33L34 194H33V195L29 194V195H31V197L34 198V199H33L34 201H35V199H36V197H37V199H36L37 201L34 202L35 205H36V203H38V200L41 201V200L43 199V200L41 201V202H43V201H45L44 198H45V199L47 198L46 195H45L44 193L42 194V196H41L40 193H37ZM50 194H51V193H50ZM74 194H75V193H74ZM74 194H73V195H74ZM82 194H83V196H85V195H86V192H85V193L83 192ZM121 194L123 195V193H121ZM143 194L146 196V193H142V194H141V196H143V198H144L145 196H144ZM155 194H156V193H155ZM155 194H154V195H155ZM163 194H164V193H163ZM170 194H171V193L168 194L170 197H168L167 200H168L169 198H171L172 195H170ZM180 194H181V196H182V193H180ZM238 194H240V193H238ZM241 194H242V195H241ZM241 194H240L241 196L248 195V194H246V192H245L244 195H243V193H241ZM255 194L253 195L254 197H259V195L256 196ZM262 194H263V193H262ZM11 195H12V194H11ZM17 195H18V194H17ZM19 195H22V194H19ZM26 195H27V194H26ZM29 195H28V198H30ZM44 195H45V196H44ZM52 195H53V194H52ZM52 195H51V196H52ZM56 195H58L59 197L61 196V195H59V194H55L54 197H53V198H55V200H51V201H53V203L56 202V204L59 203V204L62 206L63 203H64V201H67V200L62 201L63 203L61 204V200H63V199H61V197H60L59 199H58V197L56 198V197H55ZM66 195H67V194L62 195V198H63V196L65 197ZM68 195H69V194H68ZM68 195H67V198L70 197V196H68ZM131 195H132V194H131ZM137 195H138V194H137ZM137 195L132 196L133 199H135L134 197L137 196ZM149 195H150V194H149ZM154 195H153V196H154ZM168 195H167V196H168ZM229 195H228V196L226 195V196L229 198V199L227 198L228 200H230ZM5 196H6V195H5ZM8 196H9V195H7L5 198H3V199H1V200H6V199L8 198ZM48 196H49V195H48ZM51 196H50V197H51ZM81 196H82V195H81ZM81 196H80V197H81ZM115 196H116V195H115ZM115 196L113 197V201H114L116 198H118L117 196H116V197H115ZM128 196H129V195H128ZM128 196H126V197H128ZM138 196H139V195H138ZM147 196H146V197H147ZM156 196L158 197V198H156V200L158 199V200L160 201V203H161V202H162V199L159 197V196H161V194H158V195L156 194ZM174 196H175V195H174ZM174 196H172V198H173ZM178 196H177V198H180V199H177V201L174 202L175 204H174L173 201H172V204H174V205H176V206H177V202H179V201L181 200V197H178ZM204 196H205V195H204ZM207 196H208V195H207ZM210 196H209V199L212 200V198H210ZM216 196H217V197H216ZM232 196H234V198H235V197H236V194L233 193ZM232 196H231V197H232ZM241 196L236 197V198H238V199L235 198L236 201H233V200L231 199V201H229L230 204H228V201L226 200V198H224V199H225L227 202H226L225 200H222V201H220V202H219V201H217V202L214 201V202H215V204H214L215 207H214V208H216V205H217L216 203H223V202H226L228 206L230 205L229 207H231V203H233V204L236 205V203H237V201H238L239 199H241L240 201H242V199L244 200V198L246 197V196H245V197H243V198H240ZM9 197H10V196H9ZM24 197H25V196H24ZM24 197H22L23 200H24ZM41 197H42V199H41ZM43 197H44V198H43ZM72 197H73V196H72ZM80 197H79V198H80ZM121 197H122V196H121ZM121 197H120V198H121ZM146 197H145V198H146ZM154 197H155V196H154ZM154 197H152V200H155V199H153ZM161 197L163 198L164 196H161ZM175 197H176V196H175ZM175 197H174V198H175ZM182 197H183V196H182ZM185 197H187L186 199H189V200H186V199H185L186 202H188V201H192V200L190 199L191 196H190V198H189L188 196L185 195ZM193 197H194V196H192L193 202H196V199L194 200ZM248 197H249V198H248ZM248 197H246L245 199H250V202L252 203L254 197H253V199H252L251 196H248ZM250 197H251V198H250ZM11 198H12V197H11ZM15 198H17V197H15ZM38 198H40V199H38ZM76 198H77V200H79L78 197H76ZM90 198H91V197H90ZM96 198H97V197H96ZM96 198H95V199H96ZM124 198H125V197H124ZM136 198H137V197H136ZM143 198L140 197L141 200H142ZM159 198H160V199H159ZM165 198H166V197H165ZM172 198H171V199H172ZM200 198H201L200 200H203V201H197V202H205V200L207 199L206 197H205V199L202 198V197H200ZM60 199H61V200H60ZM68 199H70V198H68ZM73 199H74V198H73ZM73 199H72V200H73ZM87 199H88V196H87ZM106 199H107V198H106ZM122 199H123V197H122ZM125 199H126V198H125ZM150 199H151V198H149V196H148V200H147V199L144 200V201H145V204H147L148 201H150V204H151V201H152V200H150ZM171 199H170V200H171ZM209 199H207V201H208ZM255 199H256V198H255ZM257 199H258V198H257ZM9 200H11V199H10V198L7 199L8 202H9ZM16 200H17V199H16ZM19 200H20V199H19ZM19 200H17V204H18ZM23 200H22V202H23ZM28 200H29V199H26V198H25V202H27ZM84 200H85V201L82 202V203L86 204V202H88V200H86V196H85V199H84ZM127 200H128V199H127ZM130 200H131V199H130ZM135 200H136V199H135ZM141 200H138V203H139L138 206L141 205L140 207H142V206L144 207L145 204L142 203L143 200H142V201H141ZM146 200H147V202H146ZM158 200H157V201H158ZM172 200H173V199H172ZM175 200H176V198H175ZM178 200H179V201H178ZM185 200H184V201H185ZM211 200H210L209 202H210V204H213V202H211ZM258 200H259V199H258ZM258 200H257V201H258ZM260 200H262V197H261ZM12 201H13V198H12ZM40 201H39V203L41 204ZM47 201H48V200H47ZM97 201H98V198H97ZM118 201H119V200H118ZM140 201H141V202H140ZM159 201L157 202V204H155V206H157V207H161V205L159 206V204H158ZM232 201H233V202H232ZM248 201H249V200H248ZM254 201H255V200H254ZM263 201H264V200H263ZM8 202L4 201V204H6V203H8ZM30 202H32V199H31V201H29V204H28V202H27V204H28L31 208H33ZM91 202H92V201H91ZM91 202L89 201V203H91ZM101 202H102V199H101ZM107 202H108V201H107ZM121 202H122V201H120V203H121ZM134 202H136V201L133 200L132 202H128V203L126 202L127 204H129V206H130V203H131V205H132V206H130V208H128V209H129L128 211L131 210V207H132V208L134 207V205H135ZM152 202H154V201H152ZM168 202H169V200L167 201V203H168ZM181 202H182V200H181ZM186 202H185V203H186ZM193 202H191L192 205H189V202H188L187 205H189V206L192 207V206L195 205V204H193ZM209 202H206V203H209ZM235 202H236V203H235ZM245 202L247 203V201H243V202H240V203H244V205H245V204H246ZM250 202H249V203H250ZM259 202H260V201H259ZM261 202H262V201H261ZM12 203H14V204H13V206H14V205H15V202H11V205H12ZM19 203H21V202H19ZM70 203H72V202H70ZM73 203H74V201H73ZM73 203H72V204H73ZM76 203H77V202H76ZM79 203L82 204L81 202H79ZM89 203H88V204H89ZM103 203H104V202H103ZM114 203H116V202H113V204H114ZM126 203H125V205H124V202H123V204H122V203L120 204V205H122V206L124 205L125 207H124V206H123V207L126 208V210H125L124 208H120V207H119L120 210H118V208H117V205H118V204H117V205H115V207L117 208V209L115 208V209H116L115 212H118V213H119V211L121 212L123 209L125 210V212H128V211H127V207H128V206H126V205H127ZM154 203H155V202H154ZM179 203H180V202H179ZM179 203H178V206H177V207H174V208H176V209H180V208H178V207H180V206H179ZM191 203H190V204H191ZM206 203H204V204L206 205ZM251 203H250V204H251ZM253 203H254V202H253ZM9 204H10V202H9ZM9 204H8V205H9ZM17 204L15 205V207H19ZM25 204H26V203H23V205H25ZM47 204L49 205V203H47ZM50 204H51V203H50ZM91 204H94V203L92 202ZM96 204H97V205H96ZM106 204H110V203H106ZM142 204H144V205H142ZM150 204H148V205H150ZM180 204H181V203H180ZM210 204H207V206L210 205ZM238 204H239V202H238ZM238 204H237V205H238ZM1 205H3V204H1ZM20 205H22V204H20ZM28 205H26V206H28ZM42 205H44V204H42ZM64 205H65V204H64ZM70 205H71V204H70ZM70 205H69V204H68V205H65V207L68 206V207L70 208ZM78 205H79V204L77 203V206H78ZM82 205H83V204H82ZM86 205H87V204H86ZM95 205L99 207V205H102V204H100V202H99V203H96V202H95V204H94L93 206L95 207ZM103 205H104V204H103ZM103 205L100 206L101 208H99V211H101L100 209H102V207H103V209H104L105 211L107 210V208L105 209ZM148 205H147V206H148ZM153 205H154V204H153ZM162 205H164V204H162ZM167 205H171V204H167ZM214 205H212V206H214ZM227 205H226V206H227ZM235 205H232V206L235 207ZM240 205H241V204H239V206H240ZM253 205H254V204H253ZM29 206H28V207H29ZM36 206L38 207L39 205L37 204ZM45 206H47V205H45ZM54 206H55V205H54ZM54 206H53V208H54ZM73 206H75V208L77 207V206L74 205V204H73ZM73 206H72V207H73ZM110 206L112 207V205H107L108 208H109ZM118 206H119V205H118ZM122 206H121V207H122ZM145 206H146V205H145ZM151 206H152V205H151ZM172 206H173V205H172ZM181 206H182V205H181ZM207 206H206V207H207ZM220 206H221V205H220ZM246 206H247V204H246ZM251 206H252V205H251ZM251 206H249L248 208H251ZM257 206H259V204H257ZM257 206L255 207V209H257ZM260 206H261V204H260ZM260 206H259V207H260ZM3 207H4V206H3ZM34 207H35V206H34ZM39 207H44V206H41V205H40ZM47 207H48V206H47ZM55 207H56V209H57V206H55ZM79 207H80V206H78V210L80 211V208H81V209H83V207L85 208V205L81 206L80 208H79ZM86 207H89V205L86 206ZM98 207H95V208H98ZM143 207H142V208H143ZM157 207H154V208H157ZM186 207H187V206H186ZM198 207H199V206H198ZM198 207L195 206V207H194L195 210H196V209L198 210L201 206H200L199 208H198ZM202 207H203V206H202ZM217 207H218V206H217ZM233 207H232V208H233ZM237 207H238V206H237ZM259 207H258V208H259ZM261 207H262V208L257 209V210H258V211H259V210L261 211V209L264 210V208H263L264 206L262 205ZM44 208H46V207H44ZM69 208H68V209H69ZM75 208H73V209H75ZM89 208H90V207H89ZM89 208H87V209H89ZM112 208H113V207H112ZM142 208H140V209L142 210ZM144 208H145V207H144ZM181 208H182V207H181ZM184 208H185V207H184ZM187 208H188V207H187ZM192 208H193V207H192ZM194 208H193V209H194ZM209 208H212L211 205H210ZM219 208H220V207H219ZM219 208H216V210L219 209ZM19 209H21V206H20ZM40 209L43 210V208H40ZM56 209H53L52 212H57V213H58V210L60 209V207H58L57 211H56ZM62 209H63V208H62ZM64 209H65V208H64ZM64 209H63V210H64ZM71 209H72V208H70L69 210H71ZM87 209H86V210H87ZM91 209H92V208H91ZM91 209H90V210H91ZM113 209H114V208H113ZM137 209H138V208H137ZM137 209H135V210H137ZM158 209H160V208H158ZM166 209H168V207L165 208V210H166ZM172 209H173V207H172ZM200 209H201V208H200ZM206 209H207V208H206ZM212 209H213V208H212ZM212 209H211V210H212ZM222 209H224V208H222ZM227 209H228V208L226 207V209H224V211L227 210ZM234 209H235V208H234ZM240 209H241V211H242V208H240ZM243 209H244V207H243ZM245 209H247V208H245ZM255 209H254V208H253V210H250V209H249L250 211L247 210V211L249 212L248 216L251 215V214H253V215H251L250 217H253L254 215H256V213L254 214V212H257ZM1 210H3V209H1ZM1 210H0V211H1ZM32 210H34V208H33ZM54 210H55V211H54ZM60 210H61V209H60ZM60 210H59V211H60ZM65 210H66V209H65ZM65 210H64V211H65ZM86 210H84L83 212L86 213V212H87ZM93 210H94V209H93ZM95 210H96V209H95ZM117 210H118V211H117ZM135 210H134V211H135ZM143 210H144V212H145V211L148 212V211L145 210V209H143ZM161 210H162V208H161ZM189 210H192V209H189V208H188L187 211H189ZM201 210H202V209H201ZM208 210H210V209H208ZM208 210H207V211H208ZM211 210H210V211H211ZM216 210H212V211H216ZM235 210H236V209H235ZM43 211H44V210H43ZM64 211H63V213H64ZM72 211H73V213H75V211H77V209H75V211H74V210H72ZM79 211H77V212H79ZM81 211H82V210H81ZM81 211H80V212H81ZM105 211H103V212H105ZM138 211H140V210H138ZM156 211H158V210L156 209ZM163 211H164V210H163ZM174 211L176 212L175 209H174ZM174 211H170V212L174 213ZM182 211H183V212H181V211L178 210V212H176V213L179 214V212H181V213L184 214V212H185L186 210H182ZM204 211H205V210H204ZM207 211H205V213H204L203 211H200V212H202L203 215L205 214V217L207 218L206 215L209 214V213H208V214L206 213ZM218 211H219V213H220L222 210L220 211V209H219ZM236 211H237V210H236ZM236 211H235V212H236ZM238 211H239V210H238ZM245 211H246V210H245ZM247 211H246V213L243 212V211L241 212V213L243 214V216H242V215L239 216V219H240V220L244 221L243 218H240V217H244V214H245V218H248L247 215H246V214H247ZM251 211H252V212H251ZM2 212H4V211H2ZM39 212H40V211H39ZM41 212H42V211H41ZM41 212H40V213H41ZM60 212H62V210H61ZM60 212H59V213H60ZM93 212H95V211H93ZM113 212H114V211H113ZM122 212H124V211H122ZM122 212H121V213H122ZM125 212H124V213H125ZM140 212H141V211H140ZM159 212H160V210H159ZM159 212H158V215H163V216L165 215V213H164V214H162V213L159 214ZM166 212H168V210H167ZM170 212H169V213H170ZM191 212L194 213V211H191ZM226 212L228 213V210L225 211V213H226ZM28 213H29V212H28ZM57 213H55V214H57ZM63 213H61V214H63ZM66 213H67V215L69 216V217H68V216L66 215L68 219H69V218L73 219V218L75 217L74 214H73V215L71 214L72 212H68V211L66 210ZM91 213H92V212H91ZM91 213H90V214H91ZM155 213H156V212H155ZM172 213H171V216H172ZM185 213H186V212H185ZM216 213H218V212L216 211L214 216H215V218H216V215L219 216V218L217 217L218 221H220V219H221V221H224L223 218H221V216H223V217L225 216V218H226V217L228 218V216H226L224 212H221L220 215H219V213H218V214H216ZM232 213H233V212H232ZM238 213L240 214V211H239ZM250 213H251V214H250ZM257 213H258V212H257ZM261 213H262V212H261ZM0 214H1V212H0ZM20 214H21V213H19V215H20ZM41 214L44 215L43 213H41ZM55 214H54V215H55ZM69 214L71 215V217H70ZM79 214H81L80 217H81L82 215L84 216L83 213H78V215H79ZM140 214H141V213H140ZM153 214H154V212H153ZM198 214H201V213H198ZM213 214H214V213H213ZM222 214H223V215H222ZM229 214H230V215H229ZM234 214H235V213H233V215H234ZM236 214H237V213H236ZM236 214H235V215H236ZM19 215H17V216H19ZM24 215L26 216V214H24ZM24 215H23V216H24ZM51 215H52V214H51ZM54 215H53V216H54ZM94 215H95V214H94ZM106 215H107V212H106ZM109 215H110V213H109ZM120 215H121V214H120ZM134 215H136V213H135ZM138 215H139V214H137L136 216H138ZM142 215H143V214H142ZM169 215H170V214H169ZM184 215H185V214H184ZM186 215H187V214H186ZM190 215H191V213H190ZM227 215H229L230 217H231V215H232V214H231V209H230V208H229V213H228ZM258 215H259V214H257V216H258ZM21 216H22V215H21ZM23 216H22V217H23ZM62 216H63V215H62ZM66 216L64 215L63 218H65ZM72 216H73V218H72ZM83 216L81 217L82 219H83ZM122 216H123V215H121V217H122ZM140 216H141V215H140ZM140 216H139V217H140ZM145 216H146V215H145ZM145 216H142V217L145 219ZM150 216H152V215H150ZM155 216H156V214H155ZM155 216H154V215L152 216V220H153V221H154V220H158L156 217H159V216H156V217H155ZM171 216H170V218H171ZM199 216H200V215H199ZM199 216H197V217L194 216V217L197 219V218H199ZM236 216H238V215H236ZM236 216H235V217H236ZM22 217H20V218H22ZM41 217H42V216H41ZM43 217H44V216H43ZM84 217H85V216H84ZM92 217H93V216H92ZM111 217H112V215H111ZM113 217L115 218L116 215L114 216V214H113ZM119 217H120V216H119ZM123 217H124V216H123ZM123 217H122V221H121V219H120V220L118 219V215H117V219H118L120 222H123V223H124V225H123L122 228L125 227V224L129 223V221L126 223L127 219H124V220H126V221H123ZM161 217H162V216H161ZM164 217H165V216H164ZM164 217H163V218H164ZM168 217H169V216H168ZM168 217H165V218L167 219L168 222H171V220H172L173 217H172L171 219L168 218ZM175 217L181 218V217H179V215L174 216V219H176ZM184 217H185V216H183V218H182L183 220L180 221L181 223L184 222V221L187 219V217H186V219H185ZM188 217H189V216H188ZM191 217H193V215H191ZM191 217H189L187 220L189 221V219H192ZM194 217H193V218H194ZM200 217L202 218L203 216H200ZM211 217H212V214H211ZM211 217H210V218H211ZM230 217H229V220L226 218L225 221L228 220V222H229L230 219H231V220H232V221H230L231 226H232L231 229H232V228L235 229L234 226H237V225H235V224H236V222H237L236 220H238V219H237V217L235 218L236 220H235V219H232V217H231V218H230ZM255 217H256V216H255ZM255 217L252 218L253 221H254V225L258 222V221L256 222V221L254 220V219L257 218V217L255 218ZM35 218H36V219H39V218H37V217H34V219H35ZM61 218H62V217H61ZM67 218H65V220H66ZM88 218H91V217H88ZM108 218H109V217H108ZM125 218H126V216H125ZM146 218H147V220L145 219V220H144V223L147 222V221H149V222L151 221V223H152V225H153V222H152L151 218H150V220H148V219H149V216H148V217L146 216ZM153 218H154V219H153ZM163 218H161V220H162ZM165 218H164V219H165ZM178 218H177V220H178ZM201 218H200V219H201ZM206 218H204V220H205ZM212 218H213V217H212ZM215 218H214V219H215ZM233 218H234V217H233ZM259 218H260V217H259ZM27 219H28V218H27ZM31 219L33 220V218H31ZM47 219L50 220V217H48ZM74 219H75V218H74ZM76 219H77V218H76ZM76 219H75V220H76ZM79 219H80V218H79ZM84 219H85V218H84ZM104 219H105V218H104ZM134 219H135V218H134ZM137 219H140V218H136L135 220H137ZM166 219H165V220H166ZM174 219H173V220H174ZM184 219H185V220H184ZM196 219H194V220H196ZM214 219H213L212 222H215V226H213V225H214V223H213V224H212V228H211V229H212V230H211V231H212V234H211V231L209 230L210 228H209V229L207 228V227H210L211 224H210V226L207 225V227H206V228H207V232H205V231H206V230H205V229H206L205 227H204L205 229H204L203 227H201L203 224H201L200 222H199V224H201V225H200L201 229H199V230H197V229H196V230H193L191 227L196 228V227L198 226V225L195 224V225H196V227H195L194 224H193V225H190V226H191V227H190V228H191L190 230H193L194 232L197 233V231H198V232H199V231L201 232V230L203 229V231L205 230L204 232L206 233V234H205L206 237H209L210 235H213V232L216 231V230H215V227H218L219 224L221 223V222L219 223V222L217 221V219H215V221H214ZM21 220H24V217H23V219H21ZM29 220H30V218H29ZM29 220H27V222H29ZM40 220H41V219H40ZM49 220H48L47 223L50 224V222H52V221H49ZM52 220H53V218H52ZM54 220H55V219H54ZM57 220L59 221L60 219L57 218ZM57 220H55V223H56V224H55V227H57V224H59V223H57V222H58ZM85 220H86V219H85ZM106 220H108L107 217H106ZM118 220H117V221H118ZM128 220H130V218H129ZM141 220H143V219H141ZM165 220H164V221H165ZM169 220H170V221H169ZM192 220H193V219H192ZM202 220H203V218H202ZM209 220H210V219H209ZM234 220H235V221H234ZM240 220H239V221H240ZM248 220H249V219H248ZM259 220H261V219H259ZM263 220H264V219H263ZM263 220H261V221H263ZM46 221H47V220H44V222H46ZM62 221H64V219H62ZM62 221H59V222L63 223ZM70 221H71V222H70ZM87 221H88V220H87ZM87 221H85V223H83V221L81 222V220H80V222L83 223V225H82V224H81V225L84 226V225L86 224ZM94 221H95V220H94ZM94 221H93V222H94ZM111 221H112V220H111ZM111 221L109 222V224H112V223L115 224V222H117V221H115V222H114V221L111 222ZM119 221L117 222L118 225L116 224L117 226H119V224H120ZM132 221L134 222V223H132V224H136V223H137V224H136V226H135V225H132V224H131V220H130L129 225L127 224L129 227H130V226H133V227H134V226H135V227H139V226H137V225H138V223H140V220H138L139 222L137 221L136 223H135V221H134L133 219H132ZM190 221H191V220H190ZM197 221H198V220H197ZM210 221H211V220H210ZM210 221H209V222H210ZM225 221H224V222H225ZM242 221H240V223H242ZM245 221H246V220H245ZM32 222L35 223V224H34L35 227L37 226V225H36V224H37L36 221H31L30 224L26 223V225H29V227H27L28 229L30 228V226L33 225ZM40 222L42 223V221H40ZM44 222L42 223V225L44 224ZM67 222H69V223H67ZM74 222H75V221H74ZM89 222H90V220H89ZM93 222H92V224H93ZM103 222H104V221L102 220V224H103V225L105 224V226H106V228H107V226H109V224L106 225V223H107L108 221H106L105 223H103ZM160 222H163V220L160 221ZM165 222H166V221H165ZM165 222H163V223H165ZM168 222H167V224H168ZM212 222H210V223H212ZM216 222H217V223H216ZM224 222H222V223L225 224L226 222H225V223H224ZM232 222H233V224H232ZM234 222H235V224H234ZM246 222H249V221H246ZM251 222H252V221H251ZM255 222H256V223H255ZM41 223H40V224H41ZM66 223H67L68 225H66ZM66 223H64L65 226H66V227L69 226V228L71 227V229L73 228V230H74V229L77 230V229L79 228V229H78V230H79V232H78L79 234H80V233L82 234V233L84 232V230L82 231V227H80L81 225H78V222H77V225L79 226V227L77 226L78 228H74V227L72 226V225H73V220H69V221L66 220ZM144 223H143V221H142V223H141V228L143 227V225H145V224L148 225V224H149L148 222L145 223V224H144ZM151 223H150V224H151ZM175 223H176V220H175ZM181 223H179L180 226H181ZM184 223H185V222H184ZM186 223H187V222H186ZM186 223H185V225H186ZM206 223H207V222H206ZM222 223H221V224H222ZM238 223H239V222H238ZM238 223H237V224H238ZM240 223H239L238 225H239L240 228H241V227L244 225V224H243L244 222H243L242 224H240ZM263 223H264V221L262 222V224H263ZM31 224H32V225H31ZM45 224H46V223H45ZM45 224H44L43 226H45ZM64 224H61V226L63 225V228H65ZM74 224H75V223H74ZM89 224H91V222H90ZM92 224H91V226H89V225H88V222H87V225H88L87 228H90V227H91V228H94V227L96 226V225H95V222H94L93 226H92ZM96 224H99V223H96ZM114 224H112V225H114ZM130 224H131V225H130ZM150 224H149V226H150ZM154 224H155V223H154ZM165 224H166V223H165ZM165 224L163 225V227H164V226L166 227ZM169 224H170V223H169ZM197 224H198V223H197ZM217 224H218V225H217ZM221 224H220V226H222V228H224L225 225H223V224L221 225ZM226 224H227V223H226ZM250 224H251V223H250ZM259 224H261V223L259 222ZM4 225H5V224H4ZM46 225H47V224H46ZM52 225H53V224H52ZM59 225H60V224H59ZM59 225H58V228H62V227L59 226ZM75 225H76V224H75ZM94 225H95V226H94ZM116 225H115V227H116ZM172 225H173V223H171V226H172ZM177 225H178V223H177V224H174L173 226H177ZM187 225H188V223H187ZM204 225H205V223H204ZM204 225H203V226H204ZM247 225H248V224H247ZM256 225H257V224H256ZM256 225H255V226H256ZM7 226H8V225H7ZM20 226H21V225H20ZM38 226L44 228L43 226H40L39 223H38ZM38 226H37V227H38ZM85 226H86V225H85ZM97 226H98V225H97ZM121 226H122V225H120V227H117L118 229L116 228L117 230H115V231H119V229H121V231H124V229H125V230H129L130 228H132V227H130V228L128 229L127 227H125L124 229H122ZM149 226H147V227H149ZM153 226H154V225H153ZM167 226H168V225H167ZM171 226H170V228H171ZM173 226H172V227H173ZM223 226H224V227H223ZM227 226H228V225H227ZM244 226H245V225H244ZM258 226H259V225H258ZM0 227H1V225H0ZM9 227H10V226H9ZM35 227H33V229H34ZM46 227H47V226H46ZM55 227L52 228V230L55 229ZM75 227H76V226H75ZM111 227H112V226H111ZM145 227H146V226H144L143 229H146ZM163 227H162V228H163ZM165 227H164V230L161 229V232H162V230H163V232H164L165 229L168 230L167 228H169V226L166 227V228H165ZM182 227H183V226H182ZM184 227H185V226H184ZM200 227H199V228H200ZM213 227H214V228H213ZM247 227H249V226H247ZM252 227H253L252 229H254V226H252ZM31 228H32V227H31ZM49 228H51V226H50ZM63 228H62V229H58V230H60V231H58V230L56 229V231L62 234L63 232H61V231L63 230ZM84 228H85V227H84ZM84 228H83V229H84ZM126 228H127V229H126ZM177 228H178V226H177ZM179 228H180V227H179ZM197 228H198V227H197ZM222 228H219V227H218L217 230H219V229L221 230ZM242 228H243V227H242ZM250 228H251V227H250ZM35 229H36V228H35ZM65 229H66V233H67V232L69 233V231H68L69 229H67V228H65ZM65 229H64V230H65ZM80 229H81V231H80ZM107 229H110V227L107 228ZM143 229H142V230H143ZM173 229H174V228H173ZM181 229H184V228H181ZM181 229H180V230H181ZM187 229H189V227H188ZM213 229H214V231H213ZM224 229L227 231L228 227H225ZM237 229H239V227H238ZM246 229H248V228L245 227V230H246ZM78 230H77V231H78ZM88 230H89V229H88ZM88 230H87V232H88ZM111 230H113V229H110V233L113 234L112 232H113L114 230H113L112 232H111ZM149 230H150V229H149ZM149 230H146V233H149V232H147V231H149ZM169 230H170V229H169ZM175 230H177V229L175 228ZM208 230H209L210 234H208V236H207V233H209ZM229 230H230V228H229ZM259 230H263V229H259ZM259 230H258V231H259ZM54 231H55V230H53V232H54ZM56 231H55V232H56ZM77 231L73 232V235L76 234ZM91 231H92V230H91ZM91 231H90V232H91ZM150 231H151V230H150ZM153 231H154V230H153ZM153 231H152V234H153ZM178 231H179V230H178ZM184 231H185V229L182 230V232H180V234L182 235V233H183ZM188 231H189V230H188ZM234 231H235V230H234ZM263 231H264V230H263ZM263 231H262V232L260 231V232H261L260 234H263V235H264V232H263ZM6 232H7L6 227L2 225V228L0 229V239H3V237H5V236H6V238H7V236H9L8 232H7V233H6ZM55 232H54V233H55ZM71 232H72V230H70V233H71ZM104 232H107V233H108V231H105V230H104ZM143 232H144V231H143ZM156 232H157V231H155L154 234H155ZM161 232L159 231L160 234H163V232H162V233H161ZM166 232H167V231H165V234H166ZM174 232H175V231H174ZM174 232H173V234H174ZM185 232H186V231H185ZM216 232H219V231H216ZM242 232L245 233V234H244V236H245L247 231L244 232V231L241 230V233H242ZM248 232H249V231H248ZM5 233H6V234H5ZM50 233H51V232H50ZM50 233H49V234H50ZM54 233H53V234H54ZM66 233H63V234H62V235H65V237H66V238H64L65 241H68V243H70L71 241H74V240H75V239H73L74 237H73V238L71 237L73 240H71V238H70V239H69V238L67 239L68 236H66V235H67ZM78 233H77V235H78ZM107 233H106V235H108V237H106L105 234H104V236H105L107 239L103 236L104 239L106 240V242H105V241H102V237H101V242H102V243L105 242V243L107 244V243H108L107 240H108V239L111 240V238L115 236V232H114V234L112 235V237L110 236V238H109L110 233H108V234H107ZM116 233L119 234L120 232H119V233L116 232ZM139 233H140V232H139ZM169 233H172V231L170 230ZM169 233H167V234H169ZM196 233H194V234H195V236L197 237V236L199 235V233H197L198 235H196ZM232 233H233V232H232ZM241 233H240V235H241ZM249 233H251V231H250ZM252 233H253V231H252ZM252 233H251V234H252ZM7 234H8V235H7ZM51 234H52V233H51ZM53 234H52L51 236H53ZM71 234H72V233H71ZM81 234L78 235V236H75V235H74V236L76 237V239H77V237H79L80 239H83L84 237H83V238H81V237L84 236V235H81ZM84 234H86V233L84 232ZM88 234H89V233H88ZM97 234H98V233H97ZM143 234H144V233H143ZM173 234H171V235L173 236ZM175 234L178 235V233H175ZM180 234H179V235H180ZM187 234H188V232L183 233V235H185L186 237H188V236H192V237H194V236H193V232H192V235H188V236H187ZM200 234H201V233H200ZM214 234H215V233H214ZM230 234H231V231H230ZM236 234L238 235V233H236ZM257 234H258V233H257ZM257 234H256V232H255V234L253 233V234H252L253 236H251V237H253V238L255 239L256 236H254V235H257ZM260 234H259V235H260ZM43 235H44V234H43ZM56 235H57V234H56ZM58 235H59V234H58ZM58 235H57V236H58ZM62 235H60L61 238H60L59 236H58V237H59L60 239H62V238H63ZM119 235H120V234H119ZM138 235H139V234H138ZM146 235H147V234H146ZM156 235H158V234H156ZM171 235H170V236H171ZM177 235H176V236H177ZM202 235H203V232H202ZM205 235H204V236H205ZM223 235L225 236L226 234H223ZM223 235H222V236H223ZM232 235H234V234H232ZM247 235L250 236V234H247ZM247 235H246V236H247ZM20 236H22V235H20ZM54 236H55V235H54ZM54 236L51 237L50 239L54 238V241H57V242H58V245L61 244V242L59 243V240H58V238H57L56 236H55V237L57 238V240H55V237H54ZM148 236H149V235H148ZM150 236H151V237H149L150 239H148V240H152L151 238H152L154 235H153V236L150 235ZM160 236L162 237L163 235H160ZM166 236H168V235H165L163 239H166V238H167ZM172 236H171V237H172ZM219 236H220V235H219ZM219 236H217V237H219ZM224 236H223V237H224ZM228 236H229V235H228ZM234 236H235V235H234ZM238 236H239V235H238ZM238 236H237L236 239L233 238V236H232V237L230 236V238L233 239V240H231L232 242H230V240H229L230 238H229V239H226V240H228L229 242L227 241V242H225V244H226V243H228V244L232 243L231 245H229V246H232V245H233V241H234V239H235V240H238V241L240 240L239 245H240V244H241V245L244 244V243H243L244 241L241 243V239H243V235H242V236H239L240 239L238 238ZM246 236L244 237V240H246ZM248 236H247V240H248ZM260 236H262V235H260ZM22 237H23V236H22ZM43 237H44V236H43ZM69 237H70V236H69ZM98 237H99V236H98ZM165 237H166V238H165ZM174 237H175V236H174ZM178 237H179V236H178ZM196 237L193 238V241H194V239H195V241H196ZM198 237L200 238V237H202V236L199 235ZM206 237H202V238L205 239ZM257 237L260 238L259 236H257ZM262 237H263V236H262ZM8 238H10V237H8ZM45 238H47V239H46V241H47L48 238H49V235H48V237H45ZM134 238H135V237H134ZM146 238H148V237H146ZM146 238H145V235H144V239H146ZM157 238H158V236H157V237H154V238H153V241H151V242L154 243V242H155L154 240H156V242H157L158 240H163L162 238H160V239L158 238V240H157ZM168 238H170V237H168ZM179 238H180V237H179ZM184 238H185V237H183V240H182V241H183L182 243H184V245H187V244H188L189 246H191V244H193V243L189 244V243L191 242V241L188 242L189 240H187V243H185V242H186V238H185V239H184ZM213 238H215V237H213ZM221 238H222V237H221ZM253 238H251L252 241H254ZM66 239H67V240H66ZM177 239H178V238H177ZM187 239H189V238H187ZM217 239H218V238H217ZM249 239H250V237H249ZM251 239H250V240H251ZM260 239H261V238H260ZM260 239H259V241H260ZM3 240L6 241L7 239H3ZM22 240H23V239H22ZM37 240L39 241L40 239H37ZM41 240H42V239H41ZM62 240H63V239H62ZM64 240H63V241H64ZM99 240H100V239H99ZM99 240H98V242H99ZM127 240H128V239H126L125 241H127ZM132 240H133V239L131 238V241H130L131 243H130L129 241H127V243H126L127 245L125 244V242L122 241V242L124 243L122 246H124V247L119 248L118 251L122 253L121 250H122V249L124 250L125 246H126L125 250H127V248H128L127 246H129V245H131V244H132V248H131V246H129V247L133 250V248H136L134 245L136 244V246H138V245H139V242H140V245L138 246L139 249H142V248H144V249H145V248H148L146 245H149V247H150V241H149V244H147V242H146V241H148L147 239L145 240V242H146V244L144 245L145 247H144L143 245H141V244H143V241H144V240L142 241L141 238H140V239L138 238L137 240H139V242L136 241V243H134V240H133V243H132ZM140 240L142 241V243H141ZM179 240H180V239H179ZM184 240H185V241H184ZM190 240H192V239H190ZM210 240H211V239H210ZM210 240H209V241H210ZM247 240H246V241H247ZM250 240H249V241H250ZM257 240H258V239H257ZM257 240H256V241H257ZM261 240H262L261 242L263 243L264 238H262ZM4 241H0V243L3 242V244H6ZM50 241H51V240H50ZM63 241H62V243L64 244ZM69 241H70V242H69ZM108 241H109V240H108ZM118 241H119V240H118ZM167 241H168V239H166L165 242L167 243ZM173 241H174V240H173ZM180 241H181V240H180ZM193 241H192V242H193ZM198 241H199V239H198ZM200 241H201V240H200ZM214 241H215V240H214ZM220 241H223V240H220ZM224 241H225V240H224ZM224 241H223V242H224ZM256 241H254V243L252 242V245H254V247H253V246L251 247V241H250V245L247 247V248L251 251V253L253 252V250L255 251V242H256ZM259 241H258V242H259ZM8 242H9V241H8ZM25 242H26V240H24V243H25ZM42 242H45V240L43 239ZM109 242H110V241H109ZM128 242H129L130 244H128ZM145 242H144V243H145ZM156 242H155V244H156ZM158 242H159V241H158ZM162 242H164V241H162ZM175 242H176V241H175ZM205 242H206V241H205ZM207 242H208V240H207ZM247 242H248V241H247ZM258 242H256V243L258 244ZM261 242H260V243H261ZM17 243H18V245H19V242H17ZM35 243H36V242H35ZM38 243H41V242H38ZM49 243H51V242H49ZM68 243H67V244H68ZM78 243H79V242H78ZM93 243L95 244V242H93ZM110 243H111V242H110ZM137 243H138V244H137ZM152 243H151V245H153ZM179 243H180V242H178L177 245H175V247L177 246V247H176L177 249H178V247H181L180 245H183L182 243H181V244H179ZM197 243H198V242H197ZM203 243H204V242H203ZM213 243H217V241H216V242H213ZM218 243H219V241H218ZM221 243H222V242H221ZM221 243H220V244H221ZM29 244H30V243H29ZM33 244H34V243H33ZM33 244H30V245H33ZM51 244H52V246L54 245L53 241H52ZM51 244H50V246H51ZM55 244H56V247H59V246L57 245V243H55ZM67 244H66V245H67ZM70 244H71V243H70ZM73 244L75 245V243H73ZM76 244H77V243H76ZM84 244H85V243H84ZM133 244H134V245H133ZM160 244H161V243H160ZM160 244H159V245H160ZM162 244H163V243H162ZM168 244H169V243H168ZM170 244H171V241H170ZM174 244H175V243H174ZM178 244H179V246H178ZM199 244H200V242H199ZM205 244H206V243H205ZM205 244H204V246H205ZM211 244H212V243H211ZM211 244L209 243V245H206L205 247H206V248L208 247V248L211 249V246H210ZM220 244H219V245H218V244H215L216 246H215V245H214V246L217 247V246H220ZM225 244H224V245H225ZM228 244H226L227 247H228ZM245 244H246V243H245ZM245 244H244V245H245ZM0 245H1V244H0ZM20 245H21V246H18L19 249H20V252H18V257L20 258L19 255L23 252L22 255H21V258H22L21 260H23V257L25 258V260L28 259V258H30V256H31L32 253H29V250H27L28 248H23V249H22V244H20ZM24 245H25V244H24ZM26 245H27V243H26ZM30 245H28V247H29ZM40 245H41V244H40ZM46 245H47L46 248H48L49 246H48L47 243H46ZM74 245H73V247H72V245H71V246H67V247H65V248H68V247H70V248H74V250L72 249L73 251H75V252L80 251V253H81L82 250H77V249H75V248L77 247V245H75L76 247H75ZM99 245H102L101 247H102L103 251H105L104 253H106V251H107L106 248L108 249V248L111 247V246L107 247V246H108V244H107L106 247H105V249H104L105 244H99ZM99 245H98V246H99ZM103 245H104V246H103ZM111 245H112V244H111ZM156 245H158V243H157ZM166 245H167V244H166ZM184 245H183V247H184ZM212 245H213V244H212ZM221 245L223 246V244H221ZM234 245H236V247H235ZM234 245H233V246L235 247V249H232L231 247H229L230 249H229V248L227 249V248H224V247H226V246H223L224 251H225L226 253H230V250H231V249H232L231 251L233 252L234 250H235V251H239V248H240V247H241V248L245 247L244 245H243V246L240 245V247H238L239 245L236 244V243H235ZM3 246H5V245H3ZM35 246H36V247H35ZM52 246H51V247H52ZM61 246H63V245H61ZM61 246H60V247H61ZM78 246H79V245H78ZM98 246H97V247H98ZM115 246H116V245H115ZM120 246H121V245H120ZM140 246H141V247H140ZM142 246H143V247H142ZM172 246H173V248H175L173 244H172ZM195 246L198 247L197 244H195ZM199 246H200V245H199ZM201 246H202V245H201ZM204 246H202V248H200V247H199V248H200V249H203V248H205ZM222 246H220L219 251H217L218 248H215V247H214L215 249H214V248H213V249L216 250V251H214V250L212 249V250H210L209 252H212V255H215L216 253H221L220 251L224 252ZM246 246H247V244H246ZM18 247H17V248H18ZM23 247H24V246H23ZM26 247H27V246H26ZM33 247H35V249L37 248L38 250L40 249V251H41V249H42V247H40L37 243H36V245L31 246V248H30V247H29V248L32 249ZM38 247H39V248H38ZM53 247H55V245H54ZM53 247H52V248H53ZM60 247H59V248H60ZM79 247H80V246H79ZM79 247H78V248H79ZM84 247H85V246H84ZM97 247H95V249H96ZM101 247L99 246L98 249H100V251L103 252V251L101 250ZM162 247H164V246H162ZM165 247H166V246H165ZM169 247H171V245H170ZM169 247L167 246L166 248L169 249ZM185 247H187V246H185ZM185 247H184V248H185ZM193 247H194V246H193ZM193 247H192V248H193ZM212 247H213V246H212ZM234 247H233V248H234ZM237 247H238V248H237ZM249 247H250L251 249H252V248H253V249L251 250ZM258 247L261 248V247L259 246V244H258ZM1 248H2V245H1V247H0V251L2 250ZM17 248H16V252H15V253H17V251H18ZM62 248H63V247H61L60 251H59V249H58V251H59L58 254H57V251H56L57 249L54 250L56 253H55V252H52V249L50 250L51 254L55 253L54 255L57 254V256H58V257L56 256L58 260H57L56 258L53 259V264H59V262H61V261H59V259L62 260V259H64V258H66L67 262H70L69 260H71V262L74 263V260H75V263H76V260H77V259H75V255H76V253H74L73 251L71 252V249H69L70 252H68V251L63 252V251H64V248H63V249H62ZM112 248H113V247H112ZM112 248H111V249H112ZM157 248H158V247H157ZM173 248H170V249L173 250V252H174L175 250H174ZM192 248H190V250H191ZM206 248H205V249H206ZM208 248H207V249H208ZM236 248H237V249H236ZM247 248H244V251L247 250L246 253H243L244 251H242V253H243V254H247V252H248L247 255H249L250 252L248 251ZM262 248H264V247H262ZM21 249H22V251H21ZM25 249H26V250H25ZM35 249H33V251H34ZM44 249H45V247H44ZM48 249H50V247H49ZM53 249H54V248H53ZM89 249H90V248H89ZM98 249H96V251H97ZM120 249H121V250H120ZM128 249H129V248H128ZM159 249H160V248H159ZM159 249H155V250H154L155 255L157 254V253L155 252L156 250H158V252H159V254H160ZM161 249H162V248H161ZM161 249H160V250H161ZM177 249H176V250H177ZM186 249H187V248H186ZM196 249H197V248H196ZM196 249H195V250H196ZM200 249H197V250H200ZM205 249H204V251H208L207 249H206V250H205ZM220 249H221V250H220ZM225 249H226V250H225ZM245 249H246V250H245ZM256 249H257V247H256ZM45 250H46V249H45ZM76 250H77V251H76ZM125 250H124V252H125ZM134 250H135V249H134ZM162 250H163V249H162ZM187 250H189V249H187ZM47 251H48V250H47ZM47 251H46V252H47ZM87 251H88V250H87ZM93 251H94V250H93ZM108 251H109V252H112V253L115 254V252H113L114 250L111 251V250L108 249ZM108 251H107V252H108ZM115 251H117V250L115 249ZM144 251H145V250H144ZM163 251H164V252H163V255H164V257H165V255H166L167 252L165 253V251H166L165 249H164ZM185 251H186V250H185ZM185 251H184V253H188V252H185ZM200 251H201V250H200ZM260 251H261V250H260ZM260 251L258 250V254H259ZM1 252H2V251H1ZM98 252H99V251H98ZM98 252H95V253L98 254ZM109 252H108V253H109ZM146 252L149 253V254H147V255H149L148 257H150V258L146 261V259H147L148 257H147V255L144 256V258H146V259H145L146 262H144V264L147 263V262H149V260H151V256L153 257V259H152L153 262H154V261H157V262H155L156 264H159L160 261L163 262V261L165 260V258L169 257V256H166V257L164 258V257H161V256H162V255H161L160 257H161V258H164V259H160V257L158 256L159 254H157V255H156L157 257H156V256H153L154 254H151L152 251H151V252L146 251ZM146 252H144L143 255H145ZM168 252H170V254H172V252H171L170 250H169ZM182 252H183V250H182ZM191 252H194V253H195L196 251H194V250L192 249ZM209 252H208V253H209ZM33 253H34V252H33ZM36 253H38V251H37ZM43 253H44V252H43ZM80 253H79V254H80ZM91 253L94 254V252H91ZM117 253H118V252H117ZM121 253H120V254H121ZM126 253H127V252H126ZM164 253H165V254H164ZM176 253H177V257H175V258H179V257H180L179 255L181 254V252H180V251H179V252L177 251ZM178 253H180V254H178ZM184 253H182V254H184ZM194 253H191V254H194ZM197 253H198V252H196L195 257H196L197 255L200 256V253H198V254H197ZM206 253H207V252H206ZM213 253H214V254H213ZM233 253H234V252H233ZM256 253H257V252H255V254H256ZM0 254H1V253H0ZM39 254H40V252H39ZM99 254H101V253H99ZM106 254H107V253H106ZM124 254H125V253H123V255H124ZM150 254H151V256H150ZM161 254H162V251H161ZM167 254H169V253H167ZM173 254L175 255V253H173ZM173 254L171 255L172 257L174 256ZM191 254H190V256H191L192 258H194V256H192ZM258 254H257V255H258ZM260 254L262 255L263 253L260 252ZM260 254L258 255L259 257H260ZM1 255H3V254H1ZM16 255H17V254H16ZM16 255L14 254V257H15ZM32 255H33V254H32ZM37 255H38V254H36V256H37ZM77 255H78V254H77ZM77 255H76V256H77ZM90 255H92V254H90ZM115 255H116V254H115ZM121 255H122V254H121ZM128 255H129V253H127L126 257H127ZM184 255H185V256H184ZM184 255H181V256H184L183 260L185 261V258H187V260H188V262H187V260H186L185 262H187L188 264H189V263H193V264H195L194 261H195L196 258L193 259L194 261H193V260L191 261L192 258H191L190 256L186 257V255H189V254H184ZM209 255L212 256L211 253H210ZM225 255H226V254H224V257H223L224 259H225ZM229 255H230V254H229ZM229 255L227 254V257H226V258H228ZM232 255H233V254H231V258H232ZM251 255H252V254H251ZM263 255H264V254H263ZM263 255H262V256H263ZM22 256H23V257H22ZM33 256H35V255H33ZM33 256H32V257H33ZM36 256H35V257H36ZM42 256H43V255H42ZM42 256H40V257H42ZM44 256H46V254H44ZM49 256H50V255H49ZM61 256H63L64 258H61ZM80 256H81V254L79 255V257H80ZM98 256H100V258H101V256H103V255H98ZM118 256H119V255H118ZM124 256H125V255H124ZM141 256H142V255H141ZM204 256H205V255H204ZM238 256H239V255H238ZM249 256H250V255H249ZM249 256H246V257L249 258ZM258 256H257V258H258ZM262 256H261V257H262ZM3 257H4V259L6 258L5 255H3ZM3 257H2V256L0 257V264H4V263H6V262H4ZM14 257H12V259H13ZM38 257H39V256H37V259H38ZM46 257H47V256H46ZM128 257H129V259H130V258L133 257V256L130 257V255H129ZM155 257L158 258V259L156 260ZM202 257H203V256H202ZM202 257H201V258H202ZM215 257H216V255H215ZM217 257H218V256H217ZM220 257L222 258L221 254H220ZM233 257H234V256H233ZM240 257L243 258L242 256H239V258H240ZM244 257H245V256H244ZM246 257H245V258H246ZM261 257H260V258H261ZM263 257H264V256H263ZM263 257H262V259H263ZM1 258H2L3 260H1ZM8 258H9V257H8ZM8 258H6V259H8ZM33 258H34V257H33ZM43 258H44V257H43ZM100 258H99V259H100ZM142 258H143V257H142ZM190 258H191V259H190ZM197 258H199V257L197 256ZM223 258H222L221 260H223V263H224V262H226V261H225ZM239 258H237V259H238V262L241 260V258H240V260H239ZM245 258H243V259H245ZM248 258H246L244 261H243V260H242V261H243V262H246V260H247V262H248V261H251V260H248ZM252 258H255V255H253ZM252 258L250 257V259H252ZM260 258H258V259H256V258L253 259V260L250 262V264H251V263H253V264H254V263H255V264H258L257 261L259 262ZM6 259H5V261H6ZM30 259H31V258H30ZM30 259H29V260H30ZM45 259H46V258H44L43 261H45ZM72 259H74V260H72ZM84 259H85V257H83V260H84ZM99 259H97V260L100 261ZM124 259H126V258H124ZM129 259H128V260H129ZM132 259H133V258H132ZM132 259L129 260V261H130V264H132L133 262L136 261L135 259H133V260H135V261H133V262L131 263ZM140 259H141V258H140ZM159 259H160V261H159ZM169 259H170V258H169ZM189 259H190L191 262L189 261ZM209 259H210V258H209ZM212 259H213V258H212ZM216 259H217V258H216ZM218 259H220V258H218ZM229 259H230V257H229ZM237 259H235V260H237ZM17 260H19V259H17ZM38 260H39V259H38ZM47 260H48V259H47ZM49 260H51V258H50ZM55 260L58 261V262H56ZM66 260H65V261H66ZM102 260H103L104 262L101 261V262H102L101 264H103V263H104V264H105V263L107 264V262H105L107 259L102 258ZM128 260H126V262L129 263ZM143 260H144V259H143ZM143 260H141V261H143ZM152 260L150 261L151 263H153ZM178 260H179V259H178ZM178 260H177V261H178ZM181 260H182V258H180L179 261H181ZM183 260H182L181 262H183L184 264H187V263H185ZM199 260H201V262H203L202 259H199ZM203 260H205V259H203ZM213 260H214V259H213ZM213 260H211V261H212V263L214 264L216 261H215V260L213 261ZM230 260H232V259H230ZM230 260H228L227 262H229ZM255 260H256V261H255ZM13 261H14V260H13ZM54 261H55V263H54ZM79 261H80V260H79ZM79 261L77 260V262H79ZM90 261H91V260H90ZM98 261H97V262H98ZM158 261H159V262H158ZM165 261H166V260H165ZM165 261H164V262H165ZM169 261H170V260H169ZM169 261L167 260L166 263L168 264ZM177 261H176V262H177ZM197 261H198V260H196V262H197ZM206 261H208V260H206ZM211 261H209V262H211ZM242 261H240L239 263H237V261H234V260H233V262H234V263L236 262V264H240ZM254 261H255V262H254ZM260 261H261V260H260ZM8 262H9V261H8ZM8 262H7V263H8ZM10 262H12L11 259H10ZM18 262H19V261H18ZM18 262H17V263H18ZM63 262H64V261H62V263H63ZM82 262H83V261H82ZM82 262H80V263H82ZM86 262H87V261H86ZM97 262H96V263H97ZM111 262H113V261L111 260ZM111 262H110V260H109L108 264L111 263ZM114 262H115V261H114ZM116 262H117V261H116ZM121 262H123V261H120L119 264H121ZM124 262H125V261H124ZM124 262H123V263H124ZM170 262H171V261H170ZM181 262H180V263H181ZM218 262H219V261H218ZM218 262H217V263H218ZM220 262H221V261H220ZM220 262H219V263H220ZM230 262H231V261H230ZM243 262H242L241 264H245V263H243ZM19 263H20V262H19ZM19 263H18V264H19ZM24 263H25V262L20 263V264H24ZM47 263H49V261H48ZM50 263H52V262H50ZM75 263H74V264H75ZM80 263H79V264H80ZM94 263H95V262H94ZM94 263H93V264H94ZM96 263H95V264H96ZM136 263H137V264H140L138 261L135 262V263H133V264H136ZM151 263H150V264H151ZM160 263H161V262H160ZM177 263H179V262H177ZM180 263H179V264H180ZM199 263H200V262H198V263H196V264H199ZM212 263H211V264H212ZM221 263H222V262H221ZM221 263H220V264H221ZM234 263H233V264H234ZM248 263H249V262H248ZM260 263L264 264L263 261H261ZM42 264H43V263H42ZM45 264H46V263H45ZM64 264H65V263H64ZM66 264H67V263H66ZM69 264H70V263H69ZM82 264H84V263H82ZM89 264H90V263H89ZM97 264H98V263H97ZM99 264H100V262H99ZM113 264H115V263H113ZM116 264H117V263H116ZM124 264H127V263H124ZM141 264H142V263H141ZM161 264H163V263H161ZM171 264H172V263H171ZM174 264H175V263H174ZM200 264H203V263H200ZM204 264H206V263H204ZM228 264H229V263H228ZM231 264H232V262H231Z\"/></svg>",
	"mask_w": 264,
	"mask_h": 264
}]
</instances>
